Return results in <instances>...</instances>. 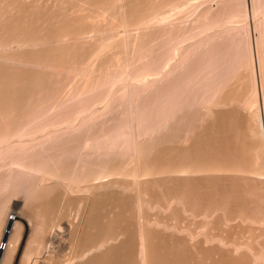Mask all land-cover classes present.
<instances>
[{"label":"rangeland","instance_id":"rangeland-1","mask_svg":"<svg viewBox=\"0 0 264 264\" xmlns=\"http://www.w3.org/2000/svg\"><path fill=\"white\" fill-rule=\"evenodd\" d=\"M2 1V0H0ZM9 1V2H8ZM17 1V2H16ZM19 1V2H18ZM43 1V2H42ZM71 1V2H70ZM81 1V2H80ZM110 1V2H109ZM114 1V0H113ZM112 0H3L0 2V84L2 88L0 90H7L12 91L9 92V96L13 95V91H17L14 93L13 96L8 97V94H5L6 92L8 93L7 90L2 93L0 91V94H3L5 99H3V95H0V99L2 96V100L0 102V115H3L0 117V236L4 233L5 226L7 224L4 223V220L6 219H12V222L17 221V228H21L20 232L17 237H21L18 242L16 243L17 247L13 248L14 250L11 256V259L13 260L11 264H49L48 262L51 260L54 261V259H62L60 261H66V264H77L83 261V257H79L81 254V248L78 250L77 245L73 246V250H69L71 248H68L74 244H71V239L73 241V238L75 235L74 230V223H78L82 221V215L81 211H83V207L86 205L85 202L83 204V196L85 195L82 190L83 188V171L89 169V172L97 175V172L99 171L100 173L105 172V170L109 167V165H113L116 160L119 161V158L122 160V162L126 163L121 164L117 162V164L121 166H125L124 168L132 169V167L137 166L138 168L142 163H145L144 165H148L149 173L152 175L145 176L138 178V172L139 170L143 173L141 168L135 170L137 172V175L134 174V178L136 179L135 181L131 180L133 176H131L129 185L136 182V186L138 188H135V185L131 186L133 189L135 188L136 190L139 189L140 192L142 191L141 189H144V194L143 192L135 191L130 188L128 189L129 192L125 193L124 197H131L135 191V195L133 194L132 196L139 198L134 199V204L136 207V213H129L127 210L124 208L123 211L125 212L123 214V217L120 213L122 208L119 207V209H115V212H118V221L120 220L122 226L124 227V231L126 234L125 240L128 242V245L131 246V244H136V246L132 245L133 252L130 250L129 247L127 246L121 251L125 255L122 254L120 255V258L123 259L122 261H119L121 264H144V261L142 260L143 256L141 255V249H143V246L145 245L144 249L146 246V252L144 253V250H142L143 255L147 256V262L146 264H162L163 262L166 264H200V261L202 260L201 264H264V161L259 162L257 166H262L263 171L257 166H253L249 164V162H252V158H250L251 151L248 149L253 148L252 155H254V150L256 149H261L263 147V152H264V125L261 129H259V123L257 118L259 119H264V108L262 106V98L264 94V0H124L126 2H123V0H115L113 2ZM150 4H149V2ZM175 3H174V2ZM178 1V2H177ZM6 2V3H5ZM23 2V3H22ZM32 2V3H31ZM40 2V3H39ZM123 2V3H122ZM184 2V3H183ZM193 2V3H192ZM196 2V3H195ZM206 2V3H205ZM25 3V4H24ZM31 3V4H30ZM36 3V4H35ZM61 3V4H60ZM90 3V4H88ZM96 3V4H95ZM98 3V4H97ZM109 3V4H108ZM136 3V4H135ZM156 3V4H155ZM166 3V4H165ZM177 3V4H176ZM187 3V5L185 4ZM209 3V4H208ZM255 3V4H254ZM16 4V5H15ZM21 4V6H19ZM42 4V5H41ZM45 4V5H43ZM52 4L51 7H49ZM65 4V5H64ZM77 4V5H76ZM101 4V5H100ZM103 4V5H102ZM130 4V5H129ZM141 4V5H139ZM160 4V5H159ZM176 4V5H175ZM182 4V6H180ZM189 4H192L190 6ZM201 4V5H200ZM25 5V8H24ZM55 5V7H53ZM90 5V6H89ZM127 5V6H126ZM154 5V6H153ZM170 5V6H168ZM173 5V6H172ZM198 5V6H197ZM12 6V7H11ZM38 6V7H37ZM68 6V7H66ZM71 6V7H70ZM108 8H107V7ZM129 6L130 9H129ZM140 6V7H139ZM145 6V7H144ZM158 6V7H157ZM186 6V7H184ZM194 6V7H193ZM77 7V8H76ZM90 7V8H89ZM103 7V8H102ZM111 7V8H110ZM126 7V8H125ZM144 7V8H142ZM176 7V8H175ZM189 7V8H188ZM27 8V9H26ZM30 8V9H29ZM37 10H36V9ZM55 8V9H54ZM58 8V9H57ZM60 8V9H59ZM68 8V9H67ZM72 8V9H71ZM139 8V9H138ZM193 8V9H191ZM13 9V11L11 10ZM16 9H18L16 11ZM54 11H53V10ZM57 9V10H56ZM68 12H67V10ZM90 9V10H89ZM105 9V10H104ZM146 9V10H145ZM152 9V12H151ZM165 9V10H164ZM175 9V10H174ZM179 9V11H178ZM9 10V11H8ZM31 10V11H30ZM36 10V11H35ZM52 12H51V11ZM60 10V11H59ZM78 10V11H77ZM82 10V11H81ZM88 10V11H87ZM102 10V11H101ZM111 10V12H110ZM143 10V11H141ZM148 10V11H147ZM160 10V12H159ZM163 10V11H162ZM199 10V11H198ZM8 13H7V12ZM26 11V12H25ZM39 11V12H38ZM57 11V12H56ZM62 11V12H61ZM72 11V12H71ZM92 14L94 16L91 15ZM104 11V13H103ZM128 11V12H127ZM132 11V12H131ZM146 11V12H145ZM194 11V12H193ZM2 12V13H1ZM6 12V13H5ZM28 12V14H27ZM37 12V14H36ZM43 12V13H42ZM50 12V13H48ZM67 12V13H66ZM78 12V13H77ZM89 14H88V13ZM143 12V13H142ZM168 14H164V13ZM188 12V13H187ZM202 12V13H201ZM16 13V14H15ZM49 16L47 17L46 14ZM52 13V15H51ZM77 13V14H76ZM81 13V14H80ZM110 13V14H109ZM113 13V14H111ZM130 13V14H128ZM139 13V14H138ZM170 13V14H169ZM4 14V15H3ZM15 14V15H14ZM18 14V15H17ZM45 14V15H44ZM61 14V16L59 15ZM65 14V15H64ZM67 14V15H66ZM69 14V15H68ZM71 14H73L71 16ZM79 14V15H78ZM87 15L88 18L85 20L84 15ZM147 16H146V15ZM163 14V15H161ZM179 14V15H178ZM194 14V15H193ZM17 15V16H16ZM22 15L24 16L22 18ZM54 15V16H53ZM75 16H79L81 19L79 20V23L82 24L81 27H76L78 29L75 31V29H71L74 23H76L75 26H80V24L77 25L78 20L74 18ZM100 15V16H99ZM110 15V16H109ZM133 17H131V16ZM156 15V16H154ZM169 17H168V16ZM175 15V16H174ZM196 15V16H195ZM3 16V17H2ZM26 16V17H25ZM39 16V17H38ZM53 16V19H52ZM92 18H95L96 20H92ZM97 16V17H96ZM103 16V17H102ZM122 16V17H121ZM179 16V17H178ZM188 16V17H186ZM192 16V17H191ZM193 16L195 18H193ZM199 16V17H198ZM209 16V17H208ZM14 17V18H13ZM17 17V18H16ZM28 17V18H27ZM44 17L48 18L45 21L42 20ZM51 17V18H50ZM57 17V18H56ZM61 20H60V18ZM69 17V18H68ZM74 19H73V18ZM99 17V18H98ZM101 17V18H100ZM109 17V18H108ZM173 19H172V18ZM34 18V19H33ZM59 20H56L58 19ZM65 18H68L69 20L72 18L74 21L76 20L77 22H69L65 20ZM78 18V17H76ZM105 18V19H104ZM120 18V19H119ZM144 18V19H143ZM150 18V19H149ZM152 18V19H151ZM160 18V19H159ZM165 18V19H164ZM170 18V19H169ZM175 18V19H174ZM180 18V19H179ZM188 18V19H187ZM3 19V20H2ZM9 19V21H8ZM16 21H14V20ZM17 19V20H16ZM30 19V20H29ZM33 19V20H32ZM50 19V20H49ZM64 19V20H62ZM71 19V20H72ZM89 19V20H88ZM108 19V20H107ZM116 19V20H115ZM119 19V20H118ZM142 19V20H141ZM180 21H178V20ZM6 20V21H5ZM20 20V21H19ZM23 20V22H22ZM49 20V21H48ZM70 20V21H71ZM72 20V21H73ZM118 20V21H117ZM125 20V22H124ZM149 20V21H148ZM156 20V21H155ZM164 20V21H163ZM166 20V21H165ZM167 20H170L167 22ZM186 20V21H185ZM2 21V22H1ZM19 21V23L17 22ZM29 21V22H28ZM36 21V22H35ZM40 23H39V22ZM42 21V23H41ZM48 21V22H47ZM65 21V22H64ZM82 21V22H81ZM87 21V22H86ZM97 21V22H96ZM108 21V22H107ZM128 21V22H126ZM131 21V22H130ZM141 21V22H140ZM182 21V22H181ZM26 22V24H25ZM28 22V23H27ZM44 22L46 23L44 25ZM52 22V23H50ZM64 25H62V23ZM90 22V24L88 23ZM107 22V23H106ZM134 22V23H132ZM146 22V23H144ZM194 22V23H193ZM14 23V24H13ZM17 25H16V24ZM31 23V24H30ZM58 23V24H57ZM101 23V24H100ZM148 23V24H147ZM176 23V25H175ZM182 23V24H181ZM5 24V25H4ZM7 24V25H6ZM10 26H9V25ZM29 24V25H28ZM35 24V27H34ZM37 24V25H36ZM40 26H39V25ZM50 24V26H49ZM56 24V25H55ZM67 24V25H66ZM72 24V25H71ZM86 24V25H85ZM94 24V25H93ZM100 24V25H99ZM106 24V25H105ZM116 24V25H115ZM160 24V25H159ZM192 24V25H191ZM13 25V26H11ZM16 25V26H15ZM24 25V26H23ZM91 25V26H90ZM113 25V26H112ZM147 25V26H146ZM170 25V27H169ZM173 25V26H172ZM178 25V26H177ZM3 26V27H2ZM7 26V28H5ZM15 26V27H14ZM23 26V27H22ZM27 26L29 28H27ZM33 26V28L31 27ZM44 26V27H43ZM64 26V27H63ZM84 26V27H83ZM87 26V27H85ZM97 26V27H96ZM142 26V27H141ZM176 26V27H175ZM191 26V27H190ZM40 28V31H36L37 29ZM39 27V28H38ZM48 27V28H47ZM108 27V28H107ZM116 27V28H115ZM121 27V28H120ZM132 27V28H131ZM156 27V28H155ZM169 27V28H168ZM14 28L13 30H11ZM22 28V29H21ZM31 33L30 37L27 34L28 32ZM35 28V31L33 30ZM54 28V29H53ZM69 28V29H68ZM74 28V27H72ZM81 31H79L80 29ZM105 28L107 30H105ZM115 28V29H114ZM131 28V29H129ZM141 28V30L139 29ZM143 28V30H142ZM159 30H155V29ZM167 30H164V29ZM191 28V29H190ZM18 29V30H16ZM61 29V30H60ZM63 29V30H62ZM84 29V30H83ZM86 29V30H85ZM93 31H92V30ZM100 29V30H99ZM112 29V30H111ZM114 29V30H113ZM151 29V30H149ZM184 29V30H183ZM22 30V32H18L22 36L15 38L14 36L17 35V31ZM48 30V31H47ZM56 30V31H55ZM66 30V31H65ZM73 32H70V31ZM109 30V31H108ZM116 30V31H115ZM118 30V31H117ZM146 30V31H145ZM154 30V32H153ZM169 30V31H168ZM189 30V31H186ZM9 31L11 33L10 38L11 41L9 42ZM47 31V32H46ZM69 31V32H68ZM75 31V33H74ZM88 31V32H87ZM99 31V32H98ZM103 31V32H102ZM123 31H126L123 32ZM132 31V32H131ZM137 31V32H136ZM153 32V34L151 33ZM165 33H164V32ZM168 31V32H166ZM178 31V32H177ZM184 31V32H183ZM15 32V34H13ZM35 32V33H34ZM53 32V33H52ZM77 32V33H76ZM107 32V33H106ZM116 32V33H115ZM156 32V33H155ZM158 32V33H157ZM160 32V33H159ZM175 32V33H174ZM4 33V34H3ZM34 33L35 36L32 34ZM37 33V34H36ZM46 34V38L42 34ZM67 33V34H65ZM91 33V34H90ZM100 33V34H99ZM125 33V34H124ZM143 36H142V34ZM144 33H148L144 35ZM185 33V34H184ZM6 34V35H5ZM23 34V35H22ZM26 34V40H24V36ZM48 34H51L52 39ZM74 34V35H73ZM95 34V35H94ZM114 34V35H113ZM117 34V35H116ZM127 34V35H126ZM132 34V35H131ZM138 34V35H137ZM158 34V35H157ZM169 34V35H168ZM189 34V35H188ZM39 38V41L35 38L37 36ZM83 35V36H82ZM99 35V36H98ZM142 37H141V36ZM8 36V37H7ZM43 36L40 40V37ZM48 36V39H47ZM70 36V38H69ZM101 36H104L101 37ZM121 36V37H120ZM128 36V37H127ZM134 36V37H133ZM156 36V37H155ZM169 36V37H168ZM177 36V37H176ZM5 37V38H4ZM34 37V39H32ZM58 37V38H57ZM90 37V39H89ZM99 37V39H98ZM130 37V38H129ZM133 37V38H132ZM136 37V38H135ZM166 37V38H165ZM168 37V38H167ZM179 37V38H178ZM182 37V38H181ZM31 38V40L29 39ZM60 38V39H59ZM66 38V39H65ZM72 38V39H71ZM96 38V39H95ZM132 38V39H131ZM145 38L146 40H144ZM3 39V40H2ZM8 39V41H7ZM17 39V41H16ZM47 39V40H46ZM79 39V40H78ZM115 39V40H114ZM126 39V40H125ZM140 39V40H138ZM172 39V40H171ZM179 39V40H178ZM15 40V41H14ZM24 40V41H23ZM28 40V41H27ZM51 40V41H50ZM98 40V41H97ZM101 40V41H100ZM123 40V41H121ZM132 40V41H131ZM144 40V43L142 42ZM149 40V41H148ZM178 40V41H176ZM3 41V42H1ZM6 41V42H4ZM19 41V42H18ZM21 41V42H20ZM23 41V42H22ZM79 41V42H78ZM121 44H120V42ZM167 41V42H166ZM169 41V42H168ZM176 41V42H175ZM50 42V43H48ZM78 42V43H77ZM85 42V43H84ZM89 42V43H88ZM97 42V43H96ZM104 42V43H103ZM129 42V43H128ZM132 42V43H131ZM8 43L10 44L8 46ZM16 43V44H15ZM23 43V45H22ZM38 43V44H37ZM61 43V44H60ZM73 43V44H72ZM87 43V44H86ZM92 43H94L92 45ZM100 43V44H99ZM112 43V44H111ZM120 45H117V44ZM137 45L139 46H136ZM149 45H148V44ZM176 43V44H175ZM27 44V45H25ZM52 44V45H51ZM64 44V45H63ZM82 44V45H81ZM107 44V45H106ZM146 44V45H145ZM151 44V45H150ZM178 44V45H177ZM183 46H182V45ZM6 45V46H5ZM34 45V46H33ZM40 45V46H39ZM43 45V46H42ZM57 45V46H56ZM67 45V46H66ZM77 45V46H76ZM100 45V48H99ZM112 45V46H111ZM131 45V46H130ZM174 45H177L175 48ZM45 46V47H44ZM60 46V48H59ZM94 46V47H93ZM96 46V47H95ZM115 48L113 49V47ZM120 48H119V47ZM122 46V47H121ZM143 48H142V47ZM148 46V47H147ZM151 46V47H150ZM171 46V47H170ZM186 46V47H185ZM5 47V48H4ZM15 47V48H14ZM43 47V48H42ZM47 47V48H46ZM74 47V48H73ZM79 47V48H77ZM90 47V48H89ZM131 47V49H130ZM138 47V48H136ZM141 47V48H140ZM150 47V48H149ZM2 48V49H1ZM12 48V49H11ZM33 48V49H31ZM89 48V49H88ZM102 48V49H101ZM104 48V49H103ZM118 48V49H117ZM123 49L122 52H119ZM146 48V50H145ZM185 48V49H182ZM5 49V50H4ZM17 49V51H16ZM49 49V50H47ZM61 49V50H60ZM93 49H95L93 51ZM133 49V50H132ZM144 49V50H143ZM176 49V50H175ZM182 49V51H181ZM10 50V51H9ZM15 50V51H13ZM69 50V52H68ZM71 50V51H70ZM89 50L90 53H87ZM114 50V51H112ZM128 50V51H127ZM8 51V52H7ZM16 52L17 54L12 52ZM28 51V52H27ZM46 51V52H44ZM62 51V52H61ZM80 51V52H79ZM99 51V52H98ZM120 53H118V52ZM131 53H130V52ZM137 52V56L134 53ZM184 51V53H183ZM19 52V53H18ZM26 58H25V54ZM44 52V53H43ZM48 52V53H47ZM56 52V53H55ZM67 52V53H66ZM72 52V53H71ZM77 52V53H76ZM97 52V53H96ZM108 54H107V53ZM114 52V53H113ZM129 52V53H127ZM140 52V54H139ZM169 52V53H168ZM28 53V54H27ZM51 53V54H50ZM61 53V55H60ZM71 53V54H70ZM76 53V54H75ZM86 53V54H84ZM102 53V54H101ZM110 53V54H109ZM122 53V54H121ZM125 55H124V54ZM8 56H7V55ZM18 54H21L20 56L23 58L18 59L20 56ZM24 54V55H23ZM37 54V55H36ZM56 54V55H55ZM66 54V55H65ZM92 54V55H90ZM95 54V55H94ZM105 54V55H104ZM139 54V55H138ZM182 54V58H181ZM185 54V55H184ZM188 54V56H187ZM53 55V56H52ZM58 55V56H57ZM85 55V56H84ZM111 55V56H110ZM123 57H122V56ZM132 55V56H130ZM143 55V56H142ZM5 56V57H4ZM12 56L11 58H8ZM17 57L15 59V57ZM46 56V57H45ZM96 56V57H95ZM101 56V57H99ZM104 56V57H103ZM106 56V57H105ZM130 56V57H129ZM14 57V58H13ZM60 57V58H59ZM74 57V58H73ZM84 57V58H83ZM94 57V58H93ZM110 57V58H108ZM120 57V59H119ZM125 57V58H124ZM128 57V59L126 58ZM133 57V58H132ZM180 57V59H179ZM8 58V60H7ZM88 58V59H86ZM90 58V59H89ZM92 58V59H91ZM117 58V59H116ZM132 58V59H131ZM2 59V60H1ZM5 59V60H4ZM22 59V60H21ZM61 59V60H60ZM64 59V60H63ZM68 59V60H67ZM86 59V60H85ZM94 59V60H93ZM102 59V61H101ZM104 59V60H103ZM122 59V61H121ZM125 59V60H124ZM136 59V61H135ZM138 59V60H137ZM21 60V61H20ZM25 60V63H24ZM56 60V61H54ZM81 60V61H80ZM82 60H84L82 62ZM113 60V61H112ZM130 60V62H128ZM134 60V61H133ZM16 61V62H15ZM51 61V62H50ZM53 61V62H52ZM118 61V62H117ZM133 61V62H131ZM183 61V62H182ZM33 62V63H32ZM54 62H57L56 64H52ZM59 62V63H58ZM61 62V64H60ZM68 62V64H67ZM80 64H79V63ZM86 62V64H85ZM94 62V63H92ZM98 62V63H97ZM105 62V63H103ZM110 62V63H109ZM120 62V64H119ZM180 62V63H177ZM22 63V64H21ZM38 63V64H36ZM50 63V64H49ZM82 63H84L82 65ZM109 63V64H108ZM114 63V64H113ZM130 63V65H129ZM4 64V65H3ZM8 64V65H7ZM14 64V65H13ZM20 64V65H19ZM29 64V65H28ZM43 64V65H42ZM49 64V65H48ZM59 64V65H58ZM74 64L79 67L76 70V66L74 67ZM105 64L104 66H102ZM108 64V65H107ZM111 64V65H110ZM12 65V67H11ZM46 65V66H45ZM51 65V67H50ZM53 65V66H52ZM56 65V66H54ZM74 68L71 67V66ZM81 65V66H79ZM101 67H100V66ZM117 65H119L117 67ZM16 66V69L14 68ZM30 68H28V67ZM33 66V67H32ZM37 66V67H36ZM66 66V68H65ZM71 69H69L68 67ZM116 66V67H115ZM125 66V67H124ZM12 69H11V68ZM19 67V68H17ZM23 67V68H22ZM47 67V68H45ZM99 67V68H95ZM193 67V68H192ZM8 68V69H7ZM22 68V71L19 69ZM24 68L26 70H24ZM35 73H34V69ZM54 68V69H52ZM102 68V69H100ZM108 73L105 74V69ZM111 68V69H110ZM116 68V70H114ZM4 69V70H3ZM7 69V70H6ZM15 69V70H14ZM50 72H48V70ZM84 69V70H83ZM28 70V71H27ZM30 70V71H29ZM42 72H39V71ZM82 70V71H81ZM99 70V71H97ZM111 70V71H109ZM177 70V71H175ZM186 70V71H185ZM191 70V71H190ZM197 70V73H196ZM204 70V71H203ZM6 71V72H5ZM10 71V72H9ZM20 71V72H19ZM73 71V72H72ZM78 71V72H77ZM103 71V74H101ZM173 71V72H172ZM183 71V72H182ZM185 71V72H184ZM201 71V74L199 73ZM210 71V72H209ZM238 71V72H237ZM244 71V74H243ZM247 71V72H246ZM17 72V73H16ZM29 72V73H28ZM68 72V73H67ZM95 72V73H94ZM166 72V73H165ZM182 72V75H181ZM209 72V73H208ZM212 72V73H211ZM231 72V73H230ZM234 72V73H233ZM249 72V73H248ZM21 74L20 76L18 74ZM25 73V74H24ZM46 73V74H45ZM72 73V74H71ZM79 73V74H78ZM82 73V74H80ZM86 75H85V74ZM184 73V76H183ZM204 73V74H203ZM220 75H219V74ZM225 73V74H224ZM242 73V74H241ZM5 74V75H4ZM35 74V75H34ZM40 74V75H38ZM60 74V75H59ZM93 74V75H92ZM96 74V78L95 77ZM179 74V75H178ZM187 74V76H186ZM200 74V75H199ZM237 74V75H236ZM248 74V75H247ZM16 75V76H15ZM28 75V77H27ZM45 75V76H43ZM49 78H48V76ZM75 75V76H74ZM83 75V78L82 76ZM171 75V76H170ZM175 75V76H174ZM181 75V76H180ZM190 75V76H189ZM204 75V76H203ZM211 75V76H210ZM225 79H224V77ZM228 75V76H227ZM232 75V76H231ZM240 75V76H239ZM4 78H3V77ZM34 76V77H33ZM47 76V77H46ZM60 76V77H59ZM93 76V77H92ZM177 76V77H176ZM180 76V77H179ZM203 76V77H202ZM230 76V77H229ZM234 76V77H233ZM236 76V77H235ZM243 76V77H242ZM15 77V81L14 78ZM31 77V78H30ZM54 77V79H53ZM172 77V78H171ZM179 77V79H178ZM186 77V78H184ZM188 77V78H187ZM190 77V79H189ZM208 77V78H207ZM215 77V78H214ZM229 77V78H228ZM250 77V78H249ZM13 78V79H12ZM24 78V79H22ZM47 78V79H44ZM52 78V79H51ZM56 78V79H55ZM61 78V79H60ZM94 78V79H93ZM172 80H171V79ZM177 78V79H175ZM197 78V80H196ZM223 80H221V79ZM230 80L228 81L227 80ZM241 78V80H240ZM22 81V83L19 81ZM49 79V80H48ZM51 79V80H50ZM182 79V80H181ZM186 79V80H184ZM208 79V80H207ZM234 79V81H232ZM236 79V80H235ZM6 80V81H5ZM8 80V82H7ZM40 80V81H39ZM47 80V81H46ZM59 80H61L59 82ZM164 80V81H163ZM170 80V82H169ZM174 80V81H173ZM181 80V81H180ZM190 80V81H188ZM205 80V81H203ZM216 80V81H215ZM239 80V81H238ZM249 80V81H248ZM5 81V82H4ZM13 81V82H12ZM56 82L55 84L51 82ZM58 81V82H57ZM68 81V83H67ZM71 81V82H70ZM75 81V82H74ZM77 81V82H76ZM83 81V82H82ZM167 81V82H166ZM178 83H177V82ZM187 81V83L185 82ZM215 81V82H214ZM225 81V83H224ZM27 82V83H26ZM63 82L64 85L61 84ZM74 82V83H73ZM166 82V83H165ZM173 82V83H172ZM182 82V83H181ZM196 82V83H195ZM232 82V83H231ZM239 82L241 83L239 85ZM12 83V85H11ZM24 83V84H23ZM61 84V85H58ZM67 83V85H66ZM70 83V84H69ZM76 83V84H75ZM83 83V84H82ZM175 83H177V86ZM181 83V84H180ZM185 83V84H184ZM195 83V84H194ZM219 83V84H218ZM251 83V84H250ZM5 84V85H4ZM16 84V85H15ZM55 86H54V85ZM72 84V85H71ZM171 84L169 88H167ZM179 84V85H178ZM190 84V85H189ZM210 84V85H209ZM214 84V86H212ZM232 84V85H231ZM18 85V86H17ZM28 85V86H27ZM53 85V86H52ZM74 85V86H73ZM162 85V86H161ZM182 85V86H181ZM185 85V87H184ZM188 85V86H187ZM195 85V86H193ZM226 85V86H225ZM242 85L241 91L239 90V86ZM11 88H10V87ZM52 86V87H50ZM58 86V87H56ZM61 86V87H60ZM71 86V87H70ZM165 86V87H164ZM167 86V87H166ZM174 86V87H173ZM179 86V87H178ZM181 86V87H180ZM190 86V87H189ZM202 86V90H201ZM208 86V87H207ZM228 86V87H227ZM249 86V87H247ZM15 89H14V88ZM18 87V88H16ZM26 87V88H25ZM34 87V89H33ZM37 87V88H36ZM50 87V88H49ZM56 87V88H54ZM66 87L64 90L63 88ZM160 87H163L161 89ZM172 87L174 88L172 91ZM178 88V90L176 89ZM188 87V88H187ZM192 87L194 89H192ZM205 87V88H204ZM212 87V88H211ZM222 87V88H221ZM227 87V91L225 92V89ZM236 87V88H234ZM244 87V88H243ZM58 88V90H57ZM181 88V89H180ZM191 88V89H190ZM224 88V89H223ZM230 88V89H229ZM238 88V89H237ZM11 89V90H10ZM13 89V90H12ZM17 89V90H16ZM28 89V90H27ZM32 89V90H31ZM50 89V90H49ZM155 89V90H154ZM159 89V90H158ZM167 89V90H166ZM170 89V90H169ZM187 89V90H186ZM204 89V90H203ZM218 89V90H217ZM235 89L234 91H232ZM20 90V91H19ZM26 90V91H25ZM34 90V91H33ZM55 90L56 92L53 93ZM154 90V91H153ZM162 90V91H161ZM177 90V91H175ZM181 90V91H180ZM185 90V91H184ZM190 90V91H188ZM202 92H201V91ZM224 90V92H223ZM238 90V92H237ZM50 91V92H49ZM60 92L59 94H56L57 92ZM135 91V92H134ZM137 91V92H136ZM139 91V93H138ZM156 91V92H155ZM195 91V92H194ZM197 91V92H196ZM200 91V92H199ZM27 92V93H25ZM62 92V93H61ZM151 92V93H150ZM158 92V93H157ZM160 92V93H159ZM166 92L168 94H166ZM175 92V94L171 93ZM186 92V93H185ZM193 92V93H192ZM213 92V93H212ZM234 92V93H231ZM245 92V93H244ZM263 92V93H262ZM11 93V94H10ZM24 93V94H23ZM49 93V94H48ZM65 93V94H64ZM114 95H113V94ZM117 96L116 97V94ZM160 96L158 98V96ZM171 93V94H170ZM178 93V94H177ZM180 93V94H179ZM205 93V94H204ZM210 93L209 95H206ZM229 95H228V94ZM237 93V96L235 97V94ZM16 94V96H15ZM19 94V96L17 95ZM21 94V95H20ZM28 94V95H27ZM152 94V96H151ZM157 96H155V95ZM166 94V95H162ZM194 94V95H193ZM202 94V95H201ZM223 94V95H222ZM242 94V95H241ZM40 95V96H39ZM55 97H54V96ZM112 95V97H111ZM170 97L168 98L167 97ZM170 95V96H169ZM190 95V96H189ZM193 95V96H192ZM200 97H197V96ZM218 95V96H217ZM234 97H231V96ZM18 96V98H17ZM21 96V97H20ZM23 96V97H22ZM125 96V97H124ZM151 96V97H150ZM165 96V98H163ZM177 96H180L177 98ZM194 97L193 98H191ZM206 96V97H205ZM214 96V97H213ZM230 96V97H229ZM12 97H15L12 99ZM28 97V98H27ZM144 97H147L144 99ZM156 97V99H155ZM175 97V99L172 101L170 100L171 98ZM229 97V99H228ZM240 97V98H239ZM9 98V101H8ZM17 98V99H16ZM21 98V99H19ZM25 98L29 99L28 102L25 100ZM34 98V99H33ZM36 98V99H35ZM162 98V101H161ZM181 98V99H180ZM184 98V99H183ZM188 100H187V99ZM197 98H201L200 101H198ZM211 98V99H210ZM219 98V101H217ZM221 98V99H220ZM233 98V99H232ZM24 99V100H22ZM41 99V100H40ZM112 99V100H111ZM151 99V101L149 100ZM167 99V100H165ZM195 101H193V100ZM197 99V101H196ZM205 99V100H204ZM209 99V100H208ZM4 100V101H3ZM5 100L6 103H5ZM108 100V101H107ZM115 100V101H114ZM123 103H122V101ZM140 100V101H138ZM145 100V101H144ZM165 100V102H164ZM169 100V101H168ZM177 100V101H176ZM216 100V101H213ZM242 100V101H241ZM13 101V102H12ZM39 101V102H38ZM117 101V103H116ZM155 104L154 102H157ZM163 103H161V102ZM171 101V102H170ZM191 103H190V102ZM207 101H209L207 103ZM210 101H213V105ZM232 101V102H231ZM237 101V103H236ZM4 102V103H3ZM33 102V103H32ZM119 102V103H118ZM121 102V103H120ZM127 102V104H126ZM150 102V104H148ZM153 102L154 104H151ZM169 102L171 104H169ZM176 103V106L173 104ZM188 102V103H187ZM197 102V104L195 103ZM19 103V104H18ZM37 103V104H36ZM125 103V104H124ZM165 103V104H164ZM185 103V104H184ZM190 103V104H189ZM232 103V104H231ZM33 104V105H32ZM39 107V105H41ZM106 104V105H105ZM118 104H120L118 106ZM121 104L122 107H121ZM145 104V105H144ZM162 104V105H160ZM189 104V105H188ZM204 104V105H203ZM206 104V105H205ZM221 104V105H220ZM19 105V106H18ZM32 107H30V106ZM50 105V106H49ZM116 105V106H115ZM160 105L161 109H163L164 112H158L162 111L159 107L156 106ZM171 106L172 108H167ZM174 105V106H173ZM181 105H184L181 107ZM188 105V106H187ZM196 105V106H195ZM22 106V107H20ZM34 106V107H33ZM49 106V107H48ZM114 106V107H112ZM148 106V107H147ZM153 109H152V107ZM155 106V107H154ZM199 106V107H198ZM258 106V107H256ZM163 107V108H162ZM165 107V108H164ZM176 107V108H175ZM181 107V108H180ZM203 107V108H202ZM256 107V108H255ZM33 110H32V109ZM35 108V109H34ZM104 108V109H103ZM113 108V109H112ZM125 108V109H124ZM156 110H155V109ZM186 108V109H185ZM199 108V109H197ZM226 110H225V109ZM229 108V109H228ZM232 108V109H231ZM26 109V110H25ZM29 109V110H28ZM43 112H41L40 111ZM114 109H117L114 110ZM121 109V111H120ZM153 112H152V110ZM166 111H165V110ZM174 109V110H171ZM201 109V110H200ZM221 109V110H220ZM241 109V110H240ZM3 110V111H2ZM16 110V111H15ZM24 110V112H23ZM102 112H101V111ZM107 110V111H106ZM114 110V111H113ZM119 110V111H118ZM126 110V111H125ZM136 110V112H135ZM140 110V112H139ZM151 110V111H150ZM169 110V111H168ZM171 110V112H170ZM203 110V111H202ZM228 110V111H227ZM8 111V112H7ZM39 111V112H38ZM100 111V112H98ZM113 111V112H112ZM148 113H146V112ZM150 111V112H149ZM196 111V112H195ZM199 111V112H198ZM201 111V112H200ZM208 111V112H207ZM218 111V112H217ZM237 111V112H236ZM242 111V112H241ZM254 111V112H253ZM259 111V112H258ZM21 112V113H20ZM104 112V113H103ZM112 114H110V113ZM134 112V113H133ZM152 112V113H151ZM174 112V113H173ZM204 112H206L204 114ZM227 112V113H226ZM244 112V113H243ZM250 112V113H249ZM253 112V113H252ZM260 114H258V113ZM5 113V117L4 114ZM49 113V115H47ZM115 113V114H114ZM122 113V114H121ZM124 113V115H123ZM138 114L136 116V114ZM158 116L159 118L156 117L154 118L153 116ZM158 113V114H157ZM171 113V115L169 114ZM185 113V114H184ZM200 113V115H199ZM201 113H203L201 116ZM221 113V114H219ZM222 113H224L222 115ZM227 116H225L226 114ZM235 113V115H234ZM257 113V114H256ZM15 114L14 116H11ZM17 114H19L17 116ZM21 114V115H20ZM22 114H24L22 116ZM61 114V115H60ZM71 114V115H70ZM91 116H90V115ZM118 114V116L116 115ZM122 116H120V115ZM125 114L127 115L125 118ZM147 116H146V115ZM153 118H152V116ZM165 116H164V115ZM169 114V117H168ZM196 114L197 117L194 115ZM249 114V115H248ZM252 114V115H251ZM39 115V116H38ZM53 115V116H52ZM60 115V116H59ZM64 115V116H62ZM102 117H101V116ZM116 116V121H115V116ZM142 115V116H141ZM162 115V117H161ZM199 115V116H198ZM212 115V116H211ZM219 115V116H218ZM248 115V116H247ZM30 116V117H29ZM50 116V117H49ZM59 116V117H58ZM73 116V117H71ZM84 116V117H83ZM95 116V119H94ZM99 116V118L97 117ZM107 116V117H106ZM114 116V117H113ZM125 120H121L123 119ZM149 116V118H148ZM173 116V117H172ZM192 116H195L192 118ZM208 116V117H207ZM232 116V118L230 117ZM239 116V117H238ZM247 116V118H246ZM257 116V117H256ZM262 116V117H261ZM11 117V118H10ZM23 117V118H22ZM63 117V118H62ZM106 117V118H105ZM112 117V119H111ZM166 117V118H165ZM172 117V118H171ZM191 117V120H190ZM201 117V119H200ZM227 117V118H226ZM237 117V118H236ZM256 119V120H254ZM261 117V118H260ZM39 118V119H38ZM90 118V119H88ZM98 118V119H97ZM101 118V119H100ZM144 118V120H143ZM152 118L151 122L149 120ZM162 118V119H161ZM165 118L166 120H163ZM168 118V119H167ZM170 118V119H169ZM205 118V119H204ZM219 121H218V119ZM249 118V119H248ZM17 119V120H15ZM36 121H35V120ZM42 119V120H41ZM56 119V120H54ZM59 119V121H58ZM64 119V120H61ZM67 119V120H66ZM92 119V120H91ZM94 119V120H93ZM107 119V120H106ZM119 119V120H118ZM142 119V120H140ZM209 119V120H208ZM212 119V120H211ZM215 119V120H214ZM217 119V120H216ZM230 119V120H229ZM252 119V120H251ZM19 120V121H18ZM31 122H30V121ZM51 122H50V121ZM54 120V123H53ZM82 120V121H81ZM99 120V121H98ZM104 120V121H102ZM118 120V121H117ZM130 120V121H129ZM147 122H146V121ZM156 120L157 122H155ZM160 120V124H159ZM168 120V121H167ZM202 120V121H201ZM225 120V121H224ZM17 121V122H15ZM38 121V122H37ZM43 121V122H42ZM98 121V122H97ZM110 121V122H109ZM114 121V122H112ZM122 123L124 124H121ZM139 121V122H138ZM145 121V122H144ZM211 121V122H210ZM219 129L213 131L216 126ZM224 121V123H223ZM248 121V123H247ZM6 122V123H5ZM12 122V123H10ZM15 122V123H14ZM35 122V123H34ZM82 122V123H81ZM94 122V123H93ZM101 122V123H100ZM108 123L109 124H104L103 123ZM112 122V123H111ZM129 122V123H128ZM156 125H154L155 123ZM164 122V123H163ZM194 122V123H193ZM196 122V124H195ZM218 122V123H217ZM231 122V123H230ZM244 122V124H242ZM5 123V124H4ZM64 123V124H63ZM70 123V124H69ZM85 123V124H84ZM118 123V125L116 124ZM120 123V124H119ZM142 123V124H141ZM147 125H145V124ZM172 123V125H171ZM190 123V124H188ZM212 123V125H211ZM220 123V124H219ZM251 123V124H250ZM254 123V125H253ZM257 123V124H255ZM31 124V125H30ZM33 124V125H32ZM50 124V125H49ZM54 124V125H53ZM96 124V125H95ZM101 124V125H100ZM115 124V125H113ZM131 124V125H130ZM153 124V125H152ZM158 124L160 126H158ZM204 124V125H203ZM226 124V125H225ZM236 124V125H235ZM243 126H242V125ZM250 124V126H249ZM7 125V127H6ZM28 125V126H27ZM38 125V126H37ZM95 125V127L93 126ZM99 125L98 128H96ZM106 125V126H105ZM110 125V126H109ZM113 125V126H112ZM128 125H130L128 127ZM142 125V126H141ZM149 125L152 129H149ZM199 125V126H198ZM203 127H201V126ZM219 125L221 127H219ZM247 125V126H246ZM31 126V127H30ZM33 126V128H32ZM35 126V127H34ZM101 126L106 127L105 129L101 128ZM112 126V129H111ZM119 126V127H117ZM122 126V127H121ZM127 126V127H126ZM140 128H139V127ZM147 127L143 128V127ZM194 128H193V127ZM224 126V127H223ZM229 126V127H228ZM238 126L240 128H238ZM258 126V127H257ZM11 127V128H10ZM16 129H15V128ZM24 127V129L22 128ZM37 127V129H36ZM126 129H125V128ZM158 127V128H157ZM200 127V128H199ZM207 127V129H206ZM213 129H212V128ZM228 127V130L226 129ZM247 127V128H246ZM40 128V129H39ZM48 128V129H47ZM56 128V129H55ZM73 128V129H72ZM85 128V129H84ZM92 128V129H91ZM94 128V129H93ZM110 128V129H109ZM123 128V131H122ZM128 128V129H127ZM188 128V129H187ZM191 128V129H190ZM205 128V129H204ZM237 128V129H235ZM59 129V130H58ZM71 129V130H70ZM80 129V130H79ZM84 129V130H83ZM99 129V130H96ZM102 129V130H101ZM108 129V130H107ZM116 129V130H115ZM133 129V130H132ZM146 129V130H145ZM183 129V130H182ZM201 129V131H200ZM203 129V130H202ZM11 130V131H10ZM30 130V131H29ZM32 130V132H31ZM40 130V131H39ZM45 130V131H44ZM69 132H68V131ZM76 130V133H75ZM89 130V131H88ZM91 130V131H90ZM111 133H110V131ZM121 130V131H120ZM141 130V131H140ZM144 133H143V131ZM169 130V132H168ZM212 130V131H210ZM225 130L229 133V136L227 135L228 133L225 132ZM231 130V131H230ZM234 130V131H233ZM9 131V132H8ZM15 131V132H14ZM28 131V133H26ZM73 131V132H72ZM82 131V132H81ZM100 131H102L100 133ZM107 131V132H105ZM118 131V132H117ZM141 132V134L139 132ZM146 131V132H145ZM151 131V133L149 132ZM158 131V132H157ZM195 131V133H194ZM230 131V132H229ZM247 131V132H246ZM251 131V133H250ZM38 132V133H37ZM50 132V133H49ZM87 132V133H85ZM109 132V133H108ZM115 132V133H114ZM125 132L127 135L128 139L127 140L125 134H120V133ZM165 132V133H163ZM186 132V133H185ZM212 134H209L211 133ZM215 132H218L215 133ZM7 133V134H6ZM35 133V134H34ZM81 133V134H80ZM89 133V134H88ZM97 133V134H96ZM105 135H104V134ZM114 133V134H113ZM201 135H200V134ZM215 133V134H214ZM220 133V134H219ZM231 133V134H230ZM233 133V134H232ZM245 135L248 136H244ZM19 134V135H18ZM21 134V135H20ZM23 134V135H22ZM32 134V135H31ZM112 134V135H111ZM118 134V135H117ZM135 134V135H134ZM139 136H138V135ZM144 134V135H142ZM171 134V135H170ZM184 134V135H183ZM188 134V135H186ZM199 134V135H198ZM223 134V135H221ZM249 134L251 138V141H254L255 144H253L249 138ZM28 135V136H27ZM34 135V136H33ZM73 135V136H72ZM121 135V136H120ZM124 135V136H123ZM180 135V136H179ZM191 135V138H189ZM196 135V136H195ZM214 135V139L213 136ZM222 137H221V136ZM231 135V136H230ZM243 135V136H241ZM6 136V138H5ZM18 136V137H17ZM33 136V137H32ZM71 138L73 139H70ZM80 136V137H79ZM104 136V137H103ZM119 136V137H118ZM195 136V137H194ZM220 136V137H219ZM227 138H226V137ZM236 138H234V137ZM242 140H241V138ZM253 136V137H252ZM259 136V137H258ZM3 137V138H2ZM14 137V138H13ZM29 137V138H28ZM31 137V138H30ZM40 137V138H39ZM50 137V138H49ZM101 137V138H100ZM106 137V138H105ZM113 137V139H111ZM116 137V138H115ZM144 137V138H143ZM161 137V138H160ZM225 139H224V138ZM245 137V138H244ZM12 138V140H11ZM21 138V139H20ZM33 138V139H32ZM68 138V139H67ZM75 138V139H74ZM82 138V139H81ZM110 138V140H109ZM118 138H122L118 140ZM123 138L126 139V141H123ZM132 138V139H131ZM137 138V140H136ZM185 138H187L185 140ZM199 138V139H198ZM206 140H205V139ZM223 138V141L221 139ZM236 143H234V141ZM246 138H249V140H246ZM5 139V140H4ZM20 139V140H19ZM85 139V140H84ZM103 139V140H102ZM143 139V140H142ZM145 139V140H144ZM153 139V142L151 141ZM156 139V140H155ZM162 139V140H161ZM189 139V140H188ZM199 141H196V140ZM201 139V140H200ZM207 139L210 142H207ZM219 139V140H216ZM237 139V140H236ZM239 139L241 141H239ZM244 139L246 140L244 143ZM28 140V141H27ZM72 140V141H71ZM80 140V143H79ZM84 140V141H81ZM106 140V141H105ZM116 140V141H115ZM132 140V141H131ZM158 140V141H157ZM171 140V141H170ZM196 143H194L193 142ZM224 140H229V141H224ZM16 141V142H15ZM67 141V142H66ZM89 141V142H88ZM103 141V142H100ZM109 141V142H108ZM115 141V142H114ZM122 141V142H120ZM134 141V142H133ZM156 141V142H154ZM165 141V142H164ZM181 141V143H180ZM262 141V142H261ZM3 142V143H2ZM15 142V143H14ZM44 144H43V143ZM71 142V143H70ZM84 142V143H83ZM103 144H99V143ZM113 142V143H112ZM119 145H118V143ZM126 142V144H125ZM130 142V143H128ZM145 142V143H144ZM169 142V144H168ZM175 142V143H174ZM213 142V143H212ZM227 142H230L229 145ZM240 142V143H239ZM257 142V144H256ZM259 142L262 145H259ZM2 143V144H1ZM9 143V144H8ZM30 143V144H29ZM55 143V144H54ZM98 143V146H96ZM111 143V144H109ZM134 144V145H131ZM140 143V144H139ZM143 143V144H141ZM147 149V145H149ZM155 143V144H154ZM160 143V144H159ZM162 143V144H161ZM219 143V144H218ZM227 143V144H225ZM233 143V144H231ZM4 144V145H3ZM27 144V145H26ZM39 144V145H38ZM105 144V145H104ZM107 144V145H106ZM117 144V146H116ZM123 144V146H122ZM145 144V145H144ZM167 144V145H165ZM173 144V145H172ZM181 144V145H180ZM203 146H202V145ZM214 144V145H213ZM216 144V145H215ZM221 144V145H220ZM243 144V145H242ZM26 145V146H25ZM34 145V146H33ZM81 145V146H80ZM88 145V146H87ZM127 145V146H126ZM130 145V148H129ZM136 145V146H135ZM162 145V146H160ZM223 147H220L222 146ZM226 145V147H224ZM232 145V146H231ZM240 145V146H239ZM246 145H249L248 147ZM254 145V146H253ZM101 146V147H100ZM114 148L112 151L111 149ZM132 146V147H131ZM154 146V147H153ZM159 146V147H157ZM189 146V147H188ZM213 146V147H212ZM244 148H243V147ZM25 147V148H24ZM47 147V148H46ZM78 147V148H77ZM100 147V148H99ZM125 147V148H124ZM141 147V148H140ZM166 147V148H165ZM171 149V150H167ZM171 147V148H170ZM180 147V148H179ZM216 147V148H215ZM234 147V148H233ZM255 147V148H254ZM6 148V151L5 149ZM9 148V149H8ZM76 148V149H75ZM99 148L98 150H96ZM102 148V150H101ZM106 148L108 149L107 152ZM110 148V149H109ZM158 150H156V149ZM174 148H178L177 151L179 152L180 155L184 151V157L180 159L186 160L182 161L183 163L186 162H191L190 160H193V158L197 160L198 162V167L199 168H205V169H199V174L197 173L194 174H180L176 172V169L178 168V163L177 161L172 162L171 160H175L179 158L177 155V151H174ZM194 148V149H193ZM196 148V149H195ZM199 148V149H198ZM202 148V149H201ZM228 148V149H227ZM237 150H236V149ZM241 148V149H240ZM3 149V150H2ZM45 149V151H44ZM65 149V150H64ZM105 149V150H104ZM121 149V150H120ZM135 149V150H134ZM221 150L218 151L217 150ZM227 149V153L226 150ZM232 149V150H230ZM248 149V153L245 151ZM256 149V150H257ZM41 150V151H40ZM43 150V151H42ZM85 150V152H83ZM123 150V151H122ZM126 150V151H125ZM129 150V151H128ZM132 150V153L130 152ZM154 150H156L154 152ZM166 151L164 153L163 151ZM175 158H174V153ZM199 150V151H198ZM201 150V151H200ZM216 150V151H215ZM243 152H242V151ZM255 150V151H256ZM2 151V152H1ZM37 151V152H36ZM98 151V152H97ZM102 151V152H101ZM109 151V152H108ZM136 151V152H135ZM236 153H234V152ZM247 155L245 154V152ZM15 152V155H14ZM41 152V153H40ZM45 154H44V153ZM48 152V153H47ZM55 152V153H54ZM68 152V153H67ZM120 152V153H119ZM122 152V153H121ZM173 154H172V153ZM196 152V153H195ZM204 152V153H203ZM211 152V153H209ZM227 154L225 158V154ZM239 152V153H238ZM259 152V150H258ZM263 152L261 155L262 159L264 160V154L262 156ZM13 153V154H12ZM33 153V154H32ZM47 153V154H46ZM51 153V154H50ZM89 153V154H88ZM92 153V154H91ZM98 153V154H97ZM103 153V154H102ZM112 153V154H111ZM135 153V154H134ZM142 153V154H141ZM152 155H151V154ZM157 153V154H156ZM163 153V155H161ZM170 153V154H168ZM188 153V154H187ZM214 153H218L221 156L218 157V155L214 156ZM238 153V155H237ZM241 153V154H240ZM243 153V154H242ZM6 154V155H5ZM35 154V155H34ZM44 156H41V155ZM148 157L153 158L149 159ZM166 154V156H164ZM168 154V157H167ZM214 154V155H213ZM231 154V155H230ZM233 154V156H232ZM248 154H250L248 156ZM5 155V156H4ZM8 155V156H7ZM26 155V156H25ZM29 155V157H28ZM91 155V156H90ZM93 155V156H92ZM127 155V156H126ZM143 155V157H142ZM150 155V156H149ZM173 158H172V156ZM196 155V156H194ZM243 155V157H242ZM13 156V157H12ZM56 156V157H55ZM90 156V157H89ZM125 156V157H124ZM129 156V157H128ZM140 156V157H139ZM161 156V157H160ZM171 156V160H170ZM213 156V158H212ZM236 156V157H235ZM241 156V157H240ZM246 156V157H244ZM249 158H248V157ZM4 157V158H3ZM6 157V158H5ZM8 157H11L13 159H9ZM31 157V158H30ZM38 157V158H37ZM42 157V158H41ZM94 157V159H93ZM106 157V158H105ZM127 157V158H126ZM135 157V159H134ZM146 157V158H145ZM165 159H163V158ZM215 157V159H214ZM233 157V158H232ZM253 157V156H252ZM17 158V159H16ZM30 158V159H29ZM34 158V159H33ZM37 158V159H36ZM64 158V159H63ZM66 158V160H65ZM69 158V159H68ZM73 158V159H72ZM100 158V159H99ZM102 158V159H101ZM116 158V160H115ZM118 158V159H117ZM136 158L138 160H136ZM143 158V159H142ZM159 158V161L158 159ZM161 158V159H160ZM207 158V159H206ZM229 158V159H228ZM237 158V159H236ZM242 158V161L241 159ZM249 162H246L245 159ZM6 159V160H5ZM10 161H9V160ZM87 159V160H86ZM204 164L202 161H204ZM210 159V160H209ZM229 161H228V160ZM234 159V160H233ZM240 159V163L238 164ZM4 160V161H2ZM15 160V161H14ZM18 160V161H17ZM29 160V161H28ZM90 160V161H89ZM103 160V161H102ZM111 160V161H110ZM114 162L112 163V161ZM135 160V161H134ZM157 160V161H156ZM164 160V161H163ZM167 160V161H166ZM207 160V161H206ZM209 160V161H208ZM226 160V161H225ZM261 159H259L260 161ZM7 161V162H6ZM9 161V163H8ZM12 161V162H11ZM31 161V162H30ZM34 161V163H33ZM40 161V162H39ZM42 161V162H41ZM61 161V162H60ZM98 161V162H97ZM107 161L110 162L107 165L105 164ZM164 162V165H162L161 162ZM166 161V163H165ZM172 163H171V162ZM215 161V162H213ZM228 161V162H227ZM232 161V162H230ZM11 162V163H10ZM88 162V163H87ZM105 162V163H102ZM131 164V166H129ZM160 162V164H159ZM170 162V165L168 164ZM200 162V163H199ZM212 162V164H211ZM226 162V163H224ZM236 164H235V163ZM246 162V163H244ZM17 163V164H16ZM21 163V164H20ZM34 165L32 166H28ZM37 163V164H36ZM43 163V164H41ZM86 163V164H85ZM93 163V164H92ZM96 163H98L96 165ZM156 163V164H155ZM224 165H221V164ZM231 165H230V164ZM233 163V164H232ZM242 163V164H241ZM9 164V165H8ZM60 164V165H59ZM72 164V165H71ZM74 164V165H73ZM90 164V165H89ZM94 165L96 170H94L92 167ZM100 164L99 168L97 166ZM101 164L102 166L101 168ZM134 164V165H133ZM140 164V165H139ZM168 165L170 169L168 168ZM220 165L217 167V165ZM229 164V165H228ZM237 164L244 165L243 168L237 167ZM246 164H248L246 166ZM15 165V167H14ZM50 165V166H49ZM68 165V166H67ZM71 165V166H69ZM87 165V167L85 166ZM139 165V166H138ZM143 165V164H142ZM219 168L222 170L218 171L215 170L212 166ZM234 165V166H232ZM236 165V166H235ZM9 166L10 168H8ZM13 166V167H12ZM17 166V167H16ZM24 166V168H23ZM48 166V167H47ZM66 166V167H65ZM93 166V167H94ZM152 166V167H151ZM154 166V171L151 170L153 169ZM157 166V167H156ZM162 166V167H161ZM166 166V167H163ZM174 166V167H173ZM176 166V168H175ZM222 166V167H221ZM227 166L229 169H226ZM246 166V167H245ZM258 166V167H259ZM21 167V168H20ZM73 167V168H72ZM86 167V169H85ZM103 167L105 170H103ZM231 167V168H230ZM234 170H233V168ZM236 167V168H235ZM250 167V168H248ZM252 167V169H251ZM6 168V170L4 169ZM12 168V169H11ZM27 168V169H26ZM35 168V169H34ZM71 168V169H70ZM76 168V169H75ZM158 168V169H157ZM173 168V172H170L171 169ZM175 168V169H174ZM225 168V169H224ZM239 169V172L237 170ZM257 170L254 171L253 170ZM11 169V170H10ZM29 169V170H28ZM31 169V170H30ZM84 169V170H83ZM128 169V170H129ZM163 169V170H161ZM168 169L167 171H164ZM224 169V170H223ZM232 169V170H231ZM236 169V170H235ZM243 169V170H240ZM247 169V171H246ZM4 170V171H3ZM16 170V171H15ZM45 170V171H44ZM59 170V171H58ZM80 170V171H79ZM103 170V171H101ZM133 170V169H132ZM138 170V171H137ZM144 170V169H143ZM161 170V171H160ZM211 170V171H210ZM226 170V171H225ZM250 170L252 172L256 173H251L253 177L249 174ZM10 171V172H9ZM14 171V172H13ZM43 171V172H42ZM73 171V172H72ZM160 171V172H159ZM175 171V172H174ZM212 171L214 173H212ZM218 171V173H216ZM227 171L228 172L227 174ZM234 171V172H232ZM237 171L238 173H235ZM20 174H18V173ZM39 172V173H37ZM76 172V173H75ZM87 172V173H89ZM133 172V171H132ZM157 175H155L154 173ZM162 172V173H161ZM202 172V173H201ZM208 172V173H207ZM225 174H224V173ZM246 172V173H245ZM262 172V176H261ZM13 173V174H12ZM16 173V174H15ZM30 173V174H29ZM42 173V174H41ZM44 173V174H43ZM75 173V174H74ZM101 173V174H102ZM135 173V172H134ZM145 173V172H144ZM148 174V172H146ZM161 173V174H160ZM206 173V175H205ZM216 173V174H215ZM221 173V174H220ZM230 173V174H229ZM28 174V176H27ZM71 174V175H70ZM99 174V173H98ZM100 174V175H101ZM175 176H174V175ZM246 174V175H245ZM256 174V176H255ZM260 174V175H259ZM4 175V176H3ZM8 175V176H7ZM44 175V176H43ZM62 175V176H61ZM82 175V176H81ZM86 175V174H85ZM140 175V174H139ZM165 175V176H164ZM193 175V176H192ZM218 175V176H217ZM222 175V176H221ZM239 175V176H238ZM250 175V176H249ZM25 176V177H24ZM29 178H27V177ZM31 176V177H30ZM36 176V177H35ZM46 176V177H45ZM50 176V177H49ZM71 176V177H70ZM98 176V175H97ZM96 176V177H97ZM136 176V177H135ZM172 176V177H171ZM190 176V177H189ZM203 176V177H202ZM210 176V177H209ZM212 176V177H211ZM228 176V177H227ZM260 176V177H259ZM67 177V178H66ZM76 177V178H74ZM81 177V179L79 178ZM130 177V176H129ZM159 177V178H158ZM165 177V179H164ZM178 177V178H177ZM214 177V178H213ZM215 177H218L215 179ZM13 180H12V179ZM22 178V180H21ZM24 178V179H23ZM45 178V180H44ZM85 178V177H84ZM145 178V179H143ZM172 178V179H171ZM177 178V180H176ZM181 178V180H180ZM190 178V180H189ZM198 178H200L198 180ZM207 178V179H206ZM212 178V180H210ZM239 178V179H237ZM249 178V179H248ZM257 180H255V179ZM3 179V180H2ZM6 179V180H5ZM16 179L17 182L15 181ZM38 179V181L36 180ZM49 179V180H48ZM70 179V181H69ZM73 179V180H72ZM139 179L141 181H139ZM164 179V180H163ZM205 179V180H204ZM209 179V180H208ZM228 181H227V180ZM253 181H252V180ZM25 180V181H24ZM32 180V181H31ZM36 180V181H35ZM145 180L148 181H155L152 183L146 182V187L141 184L144 183ZM174 180V182H173ZM193 180V181H192ZM204 180V181H203ZM222 180V181H221ZM225 180V181H224ZM236 180V181H235ZM246 180V181H245ZM262 180V181H261ZM5 181V182H4ZM13 181V182H12ZM20 181V182H19ZM24 181V182H23ZM34 181V182H33ZM40 181V182H39ZM45 181V182H44ZM62 181V182H61ZM73 181V182H72ZM86 181V178H85ZM104 181V180H103ZM142 185H141L138 183ZM159 181V182H158ZM196 181V182H195ZM212 181V182H211ZM250 181V182H248ZM258 181V182H257ZM15 182V183H14ZM28 182V183H25ZM43 182V183H42ZM65 182V183H64ZM76 182V183H75ZM158 182V183H157ZM163 182V184L161 183ZM178 182V183H177ZM199 182V183H198ZM208 182L210 185H208ZM224 184H222V183ZM4 183V184H3ZM38 183V184H37ZM61 183V184H60ZM106 183V182H105ZM173 183V184H172ZM176 183V184H175ZM196 183V184H195ZM244 183V184H243ZM247 183V184H246ZM258 183H260L258 185ZM14 184V185H13ZM29 184V185H28ZM42 184V185H41ZM70 184V185H68ZM77 184V185H76ZM152 186H151V185ZM156 184V185H155ZM179 184V185H178ZM194 184L195 186H193ZM200 184V185H199ZM204 184V185H202ZM220 184V185H218ZM23 185V187H22ZM38 185V186H37ZM67 185V187L65 186ZM73 185V187H72ZM77 188H76V186ZM79 185V186H78ZM150 185V186H149ZM158 185V186H157ZM177 185V187H176ZM191 185V186H190ZM198 185V186H197ZM226 187H225V186ZM15 186V187H14ZM154 186V188H153ZM175 186V187H174ZM179 189H176L178 188ZM202 188H201V187ZM230 186V187H229ZM233 186V187H232ZM239 186V187H237ZM243 186V187H242ZM255 186V187H254ZM258 186V187H257ZM12 187V188H11ZM19 187L23 189V192L19 191L22 189H19ZM31 187V188H30ZM41 187V188H40ZM51 187V188H50ZM72 190H70L69 188ZM75 187V188H74ZM80 187V188H79ZM141 187V188H139ZM152 187V188H151ZM157 187V188H156ZM170 187H172L170 189ZM196 187V188H195ZM211 187V188H209ZM213 187V189H212ZM216 187V188H215ZM224 187V189H223ZM17 188V189H16ZM64 188L66 190H64ZM119 187L116 186V189ZM149 188V190H148ZM161 188V189H159ZM181 188V189H180ZM185 188V190H184ZM221 188L223 190H221ZM252 188V189H251ZM16 189V190H15ZM29 189V190H28ZM48 189V190H47ZM58 192H56V190ZM61 189V190H60ZM69 191H68V190ZM79 189V190H77ZM80 189L82 192H80ZM163 189V190H162ZM167 189V190H166ZM183 189V190H182ZM194 189V190H192ZM210 189V191H209ZM214 189H216V192H213ZM228 189V190H227ZM231 189V190H229ZM255 189V190H254ZM32 190V191H31ZM166 190V191H165ZM180 190V195L182 193H188L190 194L188 197V194H184L183 197L179 196V191ZM203 190V191H202ZM219 190V191H218ZM225 190V191H224ZM234 190V192L232 191ZM236 190V191H235ZM27 191V192H26ZM29 191V192H28ZM35 191V192H34ZM73 193H71V192ZM87 191V190H86ZM131 191V192H130ZM160 191V192H158ZM170 191V192H169ZM177 191V192H176ZM185 191V192H184ZM251 191V192H250ZM3 192V193H1ZM32 192V193H31ZM53 192V193H52ZM65 192V193H64ZM68 192V194H67ZM77 192V193H76ZM122 194L123 191H121ZM137 192V193H136ZM163 192V193H162ZM164 192L166 194H164ZM173 192V193H171ZM192 192V193H191ZM194 192V193H193ZM196 192V193H195ZM206 194H205V193ZM213 194H212V193ZM219 194H218V193ZM224 192V193H223ZM242 192V193H241ZM247 192V193H246ZM10 193V194H9ZM15 193V194H14ZM19 193V194H18ZM23 193V194H22ZM30 193V194H29ZM56 193V194H55ZM64 193V194H63ZM127 193H129V196H126ZM132 193V194H130ZM149 193V196H148ZM175 193V194H174ZM178 193V194H176ZM227 193V194H226ZM229 193V194H228ZM232 193V194H231ZM253 193V194H252ZM9 194V195H8ZM13 194V195H12ZM35 194V195H34ZM57 194H59L57 196ZM199 194V195H198ZM209 194V195H208ZM218 194V195H217ZM14 197H12V196ZM19 195V196H18ZM25 195V196H24ZM45 195L47 197H45ZM54 195V196H53ZM62 195V196H61ZM144 195V196H143ZM151 195V196H150ZM159 195V196H158ZM161 195V196H160ZM173 195V196H172ZM212 195V196H211ZM227 195L229 197H227ZM234 195V197H233ZM249 195V197H248ZM253 195V196H252ZM5 196V197H3ZM37 196V197H36ZM41 196V197H40ZM57 196L59 199H57ZM164 196V198H163ZM170 196V197H169ZM179 196V197H178ZM242 196V197H241ZM28 199H27V198ZM44 197V198H43ZM53 197V198H52ZM55 197V198H54ZM63 197V198H62ZM69 197V198H68ZM77 197V198H76ZM81 197V199H80ZM131 197V198H133ZM168 197V198H167ZM173 197V198H172ZM176 197V198H175ZM178 197V200H177ZM219 197V198H218ZM221 197V198H220ZM233 200H232V198ZM240 197V199L238 198ZM33 198V199H31ZM41 198V200H40ZM62 198V199H60ZM76 198V199H75ZM130 198V200H131ZM141 198V200H140ZM147 198V199H146ZM153 198V200H152ZM183 198L184 200L183 202ZM191 198V199H187ZM193 198V199H192ZM211 198V199H209ZM238 198V199H237ZM10 199V200H9ZM33 202H31L30 201ZM47 199V201H46ZM79 199V200H77ZM161 199V200H160ZM163 199V200H162ZM176 199V200H175ZM250 199V202H249ZM5 200V201H4ZM12 200V201H11ZM26 200V201H25ZM30 204H29V202ZM54 200V201H53ZM81 200V201H80ZM132 200V201H133ZM166 200V201H165ZM171 200V201H170ZM191 200V201H190ZM210 200V201H209ZM220 200V201H219ZM241 200V201H240ZM262 200V201H261ZM74 201V202H73ZM139 201V202H138ZM141 201V202H140ZM143 201V202H142ZM147 201V202H146ZM170 204H169V202ZM175 201V202H173ZM181 201V202H179ZM187 201V202H186ZM190 201V203H189ZM194 201V202H193ZM196 201V202H195ZM198 201V202H197ZM207 201V202H206ZM213 201V202H212ZM224 201V202H221ZM231 201V202H230ZM260 201V202H259ZM5 202V203H4ZM27 202V203H26ZM71 202V203H70ZM82 205H81V203ZM146 202V204H145ZM153 202V203H152ZM173 202V203H172ZM186 202V203H185ZM193 202V204H192ZM200 202V203H199ZM210 202V203H209ZM229 202V203H228ZM243 202V203H242ZM255 202V203H254ZM32 203V205H31ZM44 203V204H43ZM47 203V204H46ZM60 203V204H59ZM63 203V204H62ZM137 203V204H136ZM140 203V204H139ZM160 203H162L160 205ZM222 203V204H221ZM233 203V204H231ZM236 203V204H235ZM247 203V204H246ZM258 203V204H257ZM37 204V205H36ZM139 204V205H138ZM158 204V205H157ZM165 204V205H164ZM189 205L187 210L185 205ZM206 204V205H205ZM220 204V205H219ZM238 204V206H236ZM240 204V205H239ZM2 205V206H1ZM5 205V206H4ZM12 205V206H11ZM29 205V206H28ZM42 207H41V206ZM59 205V206H58ZM66 205V208H65ZM68 205V207H67ZM84 205V206H83ZM146 205V207H145ZM172 205V206H171ZM177 205V206H176ZM192 205V206H190ZM202 208L200 209V207ZM209 205V206H208ZM243 205V206H242ZM249 205V206H248ZM262 205V206H261ZM7 206V207H6ZM33 208H31V207ZM48 206V207H47ZM71 206V207H70ZM83 206V207H82ZM155 206V207H154ZM195 206H198L195 208ZM230 206V207H229ZM248 206V207H246ZM2 207V208H1ZM5 209H4V208ZM11 207V210L9 209ZM45 207V208H43ZM50 207V208H49ZM59 207V208H58ZM73 207V208H72ZM77 207V208H76ZM123 207V206H122ZM151 207V208H150ZM179 207V208H178ZM232 207V208H231ZM237 207V208H236ZM246 210H245V208ZM262 207V208H261ZM24 208V209H23ZM31 208V210H30ZM39 208V209H38ZM42 208V209H41ZM57 208V209H56ZM142 208V209H141ZM146 208V209H145ZM157 208V210H155ZM175 210H171V209ZM177 208V209H176ZM206 208V209H205ZM224 208V209H223ZM257 208V209H256ZM4 209V210H3ZM23 209L24 212L21 210ZM52 209V210H51ZM67 209V211H66ZM80 209V210H79ZM138 209V211H137ZM144 209V210H143ZM164 209V210H163ZM167 209V210H165ZM190 209V211H189ZM194 209V210H193ZM196 209V210H195ZM198 209L200 211H198ZM226 209V210H225ZM252 209V210H251ZM261 209V210H260ZM6 210V211H5ZM8 210H10L8 212ZM21 210V211H20ZM26 210V212H25ZM29 212H28V211ZM75 210V211H74ZM78 210V211H77ZM146 210V211H145ZM181 210V211H180ZM192 210V211H191ZM211 214L207 213V211ZM225 210V212H224ZM228 210V211H227ZM254 210V211H253ZM257 210V211H256ZM4 211V212H3ZM47 211V214H45ZM54 211V212H53ZM129 211V210H128ZM142 211V212H141ZM145 211V212H144ZM148 211V212H147ZM156 211V212H155ZM188 211V212H187ZM198 211V212H197ZM206 211V212H204ZM251 211L252 213H250ZM6 212V213H5ZM56 212V214H55ZM67 212V216H66ZM80 212V213H79ZM114 212V213H115ZM140 212V213H139ZM148 214H147V213ZM159 212V213H158ZM162 212V213H160ZM193 212H195L193 214ZM204 212V213H201ZM214 214H213V213ZM229 212V214H228ZM247 212V213H246ZM9 213V214H8ZM23 213V214H21ZM30 215H29V214ZM32 213V214H31ZM39 213V214H38ZM44 213V214H43ZM61 213V214H60ZM65 213V214H64ZM120 213V215H119ZM151 213V214H150ZM154 213L156 215H154ZM176 213V214H175ZM180 213V214H179ZM190 213V214H189ZM197 213V214H196ZM200 213V214H199ZM206 213L208 215V218L206 216ZM246 213V214H245ZM254 213V214H253ZM257 213V214H256ZM19 214V215H18ZM49 214V215H48ZM130 214H132L133 218H130ZM144 216H143V215ZM185 216H184V215ZM237 214V215H236ZM249 214V215H248ZM251 214V215H250ZM253 214V215H252ZM2 215V216H1ZM9 215V216H8ZM33 215V216H32ZM46 215V216H45ZM52 215V217H51ZM57 215L55 218L54 216ZM77 215V216H76ZM79 215V216H78ZM140 217H138V216ZM150 217H149V216ZM164 215V216H163ZM170 215V216H167ZM172 215V216H171ZM179 215V217H178ZM193 215V216H192ZM227 215V216H226ZM241 215V216H240ZM246 217H245V216ZM7 216V217H6ZM36 216V217H35ZM42 216V217H41ZM64 216V217H63ZM69 216V217H68ZM128 216V217H127ZM155 216V217H154ZM177 216V217H176ZM189 216L191 218H189ZM198 216V217H196ZM221 216V217H220ZM230 216V217H229ZM235 216V217H234ZM244 216V217H243ZM255 216V217H254ZM257 216H259L257 218ZM18 217V218H17ZM28 217V218H26ZM40 217V218H39ZM49 217V218H48ZM60 217V218H58ZM64 219H63V218ZM78 217V218H77ZM80 217V218H79ZM145 217V219H143ZM175 217V218H174ZM193 217V219H192ZM212 217V218H211ZM234 217V218H233ZM238 217V219H237ZM249 219H248V218ZM52 218V219H51ZM55 218V220L53 219ZM76 218V219H75ZM125 218V219H124ZM130 218V219H128ZM149 218L150 220H148ZM166 218V220H165ZM179 218V219H178ZM184 218V220L182 219ZM189 218V219H186ZM215 218V219H214ZM217 218V219H216ZM226 218V219H225ZM243 218V219H242ZM246 218V219H245ZM254 218V219H253ZM4 219V220H3ZM34 219V220H32ZM46 219V220H45ZM51 221V228L49 227V223ZM59 219H62L60 222ZM79 219V220H78ZM81 219V220H80ZM129 220L130 224L127 223L125 220ZM135 219V220H134ZM162 222H160V220ZM163 219V220H162ZM192 219V220H191ZM198 219V220H197ZM225 219V220H224ZM228 219V220H227ZM242 219V220H241ZM253 219V220H252ZM258 219V220H256ZM260 219V221H259ZM5 220V221H6ZM26 220V221H25ZM42 220V221H40ZM48 220V221H47ZM59 220V221H58ZM73 220V221H72ZM77 220V221H75ZM125 222H122V221ZM131 220V221H130ZM137 220V222H136ZM156 220V222H154ZM158 220V221H157ZM180 220V221H178ZM189 220V221H187ZM200 220V221H199ZM218 220V221H217ZM232 220V222H231ZM239 220V221H238ZM246 220V222H245ZM251 220V221H250ZM255 220V221H254ZM30 221V222H29ZM35 221V222H34ZM40 221V222H39ZM68 221V222H67ZM136 223L134 226V222ZM151 221V222H149ZM177 221V223H176ZM187 221V222H186ZM193 221V222H192ZM195 221L198 223L196 224ZM210 221V222H208ZM225 221V222H224ZM236 221V222H234ZM249 221V222H248ZM139 222V223H138ZM146 222V223H145ZM154 222V223H153ZM158 222V223H157ZM164 222V223H163ZM168 222V223H167ZM192 222L193 224H190ZM208 222V223H207ZM218 222V223H217ZM239 222V223H238ZM242 222V223H241ZM29 223V224H28ZM31 223V224H30ZM36 223V224H35ZM40 223V224H39ZM44 223V224H43ZM54 223V224H53ZM61 224L59 227V225ZM159 223L162 225L160 226ZM172 223V224H171ZM180 223V224H179ZM186 223V224H184ZM204 223V224H203ZM210 223V225H209ZM215 223V224H214ZM225 223V224H224ZM250 225H248V224ZM253 223V224H252ZM5 224V225H3ZM22 224V225H21ZM43 224V225H42ZM46 224V225H45ZM53 224V226H52ZM67 224V225H66ZM126 224V226H125ZM130 227H128L127 226ZM144 228L147 227V229L142 228L143 225ZM147 224V225H146ZM151 224V225H150ZM167 224V225H166ZM206 224V226H204ZM235 225L236 229H233ZM40 226V228L38 227ZM55 225V228H54ZM65 225V226H64ZM77 225V224H76ZM133 225V226H132ZM153 225V226H152ZM159 225V226H158ZM178 225V226H177ZM182 225V226H181ZM188 225V228H187ZM194 226V227H191ZM240 225V228L239 226ZM243 225V226H242ZM248 225V226H247ZM38 228H37V227ZM49 227L50 229H54L51 231L52 233H46L50 232L47 231ZM63 228L62 230H59L57 227ZM139 226V227H138ZM142 226V227H141ZM155 226V227H154ZM172 226V227H170ZM176 226V229L175 227ZM190 226V227H189ZM199 228H198V227ZM222 226V227H221ZM224 226V227H223ZM245 226V227H244ZM44 227V229H42ZM128 227V228H126ZM135 227V229H134ZM137 227V228H136ZM157 227V229H156ZM170 227V229H168ZM180 227V228H179ZM185 227V228H182ZM209 229L207 231L206 228ZM221 227V228H219ZM229 227V228H228ZM231 227V229H230ZM251 227V228H250ZM23 228V229H22ZM26 228V229H25ZM57 228V229H56ZM196 228V229H195ZM201 228V229H200ZM227 228V229H226ZM250 228V229H249ZM33 229V230H32ZM37 229V230H36ZM139 229V230H138ZM141 229V230H140ZM159 229V230H158ZM179 229V230H178ZM185 229V231H184ZM218 229V230H217ZM221 229V230H219ZM229 231L226 232V230ZM229 229V230H228ZM238 229V230H237ZM241 229V230H240ZM246 229V230H245ZM249 231H248V230ZM42 230V231H40ZM46 230V231H45ZM59 230V231H57ZM69 230V231H68ZM71 230V231H70ZM138 230V231H137ZM148 231L147 234L145 235L144 232ZM152 230V233L151 231ZM158 230V231H157ZM176 230V231H175ZM183 232H182V231ZM189 230V231H188ZM198 230V231H197ZM216 230V232H215ZM224 233H223V231ZM257 230V232H256ZM19 231V230H18ZM44 231V233H43ZM60 231H62L60 233ZM137 231V232H136ZM166 232V234L164 232ZM178 231V233H176ZM203 231V232H202ZM210 231V232H209ZM232 231V232H231ZM238 231V232H237ZM251 231V232H250ZM22 232V234H21ZM33 232V233H32ZM35 232V233H34ZM59 232V233H57ZM73 232V233H71ZM145 235H143L142 234ZM158 232H162L159 235L156 234ZM182 232V234H181ZM198 233L194 235V233ZM226 232V233H225ZM235 232V233H234ZM250 234H249V233ZM38 235H37V234ZM56 233V234H55ZM71 233V234H70ZM132 233V235H131ZM135 233V235L133 234ZM142 235H141V234ZM151 233V235L149 234ZM175 233V234H174ZM184 233V234H183ZM187 233V234H186ZM190 233V234H189ZM204 233V234H202ZM210 233V234H209ZM219 233V234H218ZM244 233V235L242 234ZM248 233V234H247ZM31 234V235H30ZM35 234V235H34ZM41 236L43 238H41ZM47 234V235H46ZM60 234V235H59ZM138 237H137V235ZM172 237H171V235ZM181 234V235H180ZM211 234L213 238L211 237ZM234 234V235H233ZM255 234V235H254ZM33 235V236H32ZM53 235V236H52ZM72 235L73 237H71ZM162 235V236H161ZM165 235V236H164ZM184 235V237H183ZM186 235V236H185ZM192 235V236H191ZM200 235V236H199ZM204 235V236H203ZM222 235V236H221ZM249 235V236H248ZM32 239H31V237ZM40 236V239L39 237ZM56 236V237H55ZM60 236V237H59ZM70 236V237H69ZM147 236V237H146ZM190 236V237H188ZM195 236V237H194ZM199 236V237H198ZM207 236V237H206ZM223 237L220 241L218 237ZM236 236V237H235ZM3 237V236H2ZM2 237L0 238V242L3 240ZM35 237H38L37 239ZM47 237V239H45ZM69 237V238H68ZM137 237V241L133 238ZM145 237L147 239V244L151 245H142L143 243V238ZM155 237V239L153 238ZM161 237V238H160ZM182 237V238H181ZM210 237V238H209ZM247 237V238H245ZM52 238V239H51ZM56 238L57 240H55ZM61 238V239H60ZM65 238V239H64ZM133 238V239H131ZM141 238V240H139ZM158 238V239H157ZM179 238V239H177ZM185 238V240H183ZM205 238V242L203 241ZM207 238V239H206ZM234 238V239H233ZM2 239V240H1ZM34 241L33 243L30 244V242ZM36 239V241H35ZM59 239V240H58ZM68 239V240H66ZM129 239V240H128ZM163 239L165 242H163ZM176 241H175V240ZM210 239V240H209ZM217 239V240H216ZM231 239V240H230ZM17 240V239H16ZM40 240V241H39ZM44 240V241H43ZM135 240V241H134ZM157 240V241H156ZM161 240L164 244L160 241ZM167 240V242H166ZM179 240V241H178ZM188 240V242H187ZM202 240V241H201ZM247 240V241H246ZM30 241V242H29ZM60 243H59V242ZM63 241V242H62ZM66 241V244H65ZM142 243H141V242ZM153 241V243H151ZM178 241V243H177ZM246 241V242H245ZM31 247L29 246V244ZM41 242V243H40ZM52 242V243H51ZM55 242V243H54ZM69 245H68V243ZM160 244H159V243ZM169 242V243H168ZM197 242V243H196ZM212 242V243H211ZM44 243V244H43ZM73 243V242H72ZM142 247H141V245ZM158 243V244H157ZM201 243V244H200ZM208 243V245H207ZM211 243V244H210ZM224 243V244H223ZM231 243V245H230ZM240 243V245H239ZM242 243V244H241ZM248 243V244H247ZM4 244V241L1 242V245ZM48 244L50 246H48ZM176 244V245H175ZM180 244V245H179ZM199 244V245H198ZM215 244V245H214ZM228 244V245H227ZM233 244L236 247L233 246ZM248 246H246V245ZM37 245V246H36ZM52 245V246H51ZM182 245V246H181ZM198 245V246H197ZM201 245V246H200ZM225 245V246H224ZM246 247H244V246ZM33 246V247H32ZM39 246V250L38 247ZM42 246V248H41ZM45 246V247H44ZM47 246V247H46ZM62 246V247H61ZM125 246V245H124ZM153 246H157L152 248ZM165 247L162 252L161 248ZM168 246V247H167ZM178 246V247H177ZM187 246V247H186ZM190 246V247H189ZM49 247V248H48ZM52 247V248H51ZM55 247V248H54ZM173 247V250L171 249ZM189 247V248H188ZM195 249H193V248ZM202 247V248H201ZM204 247V248H203ZM215 247V248H214ZM222 247V248H221ZM229 247V248H228ZM231 247V248H230ZM238 247V248H237ZM241 247V248H240ZM33 248V249H32ZM44 248V251H43ZM67 248V249H66ZM76 248V249H75ZM150 248V249H149ZM169 248V249H167ZM191 248V251L189 250ZM218 248V249H217ZM228 248V249H227ZM46 249V251H45ZM50 249V252L48 251ZM54 249V250H53ZM126 249V250H125ZM135 249V250H134ZM152 249L153 252L150 250ZM178 249V250H177ZM183 249V250H182ZM197 249V250H196ZM200 249V250H199ZM214 249V250H213ZM217 249V250H216ZM220 249V250H219ZM231 249V250H230ZM235 249V251H234ZM237 249V250H236ZM239 249L241 251H239ZM255 249V250H254ZM41 252L36 254V252ZM52 250V251H51ZM58 250V251H57ZM64 250V251H63ZM76 250V251H74ZM78 250V251H77ZM139 250V251H137ZM159 254H157L158 252ZM160 250V251H159ZM167 250V252H166ZM194 250V251H193ZM205 250V251H204ZM227 250V251H226ZM245 250V251H243ZM17 251V252H16ZM29 251V252H28ZM47 251L49 252L47 254ZM72 251V252H69ZM171 253H170V252ZM174 253H173V252ZM189 251V254H188ZM224 251V252H222ZM44 252V253H43ZM53 252V253H52ZM55 252V253H54ZM64 252V255L63 253ZM129 252V253H127ZM157 252V253H156ZM164 252V253H163ZM176 252V253H175ZM191 252V253H190ZM197 252V253H196ZM209 252V253H208ZM216 252V253H215ZM231 253V257L229 256ZM236 254H235V253ZM242 252V254H241ZM246 252V253H245ZM26 253V254H25ZM51 253V254H50ZM62 253V254H61ZM68 253V255L66 254ZM70 253V256H69ZM72 253V254H71ZM79 255H78V254ZM138 255H137V254ZM152 253V254H151ZM156 253V255H155ZM166 253V254H165ZM188 255H194V256H188ZM200 253V254H198ZM223 253V254H221ZM226 253V254H224ZM234 253V254H233ZM25 254V255H24ZM29 254V255H28ZM31 254V255H30ZM50 254V255H49ZM67 256H66V255ZM76 254V256H75ZM133 254L132 256H130ZM181 254V255H180ZM196 254V255H195ZM205 256H204V255ZM207 254V256H206ZM215 254V255H214ZM219 254V255H217ZM228 254V255H227ZM240 254V255H239ZM248 254V255H247ZM37 255V256H36ZM54 255V256H53ZM65 257H63V256ZM72 255V256H71ZM140 255V256H139ZM149 255V256H148ZM155 255V256H154ZM160 257L158 258L157 257ZM165 257H163V256ZM201 255V257H200ZM211 255V256H210ZM225 255V256H223ZM234 255V256H233ZM244 255V256H243ZM34 256V257H33ZM41 256V258L39 257ZM57 256V257H56ZM59 256V257H58ZM126 256V257H125ZM130 256V257H129ZM139 258H137V257ZM144 256V258H145ZM169 256V257H168ZM223 256L224 258L220 257ZM228 256V257H226ZM233 256V257H232ZM243 256V257H241ZM249 256V257H248ZM27 257V258H26ZM29 257V258H28ZM33 257V259H31ZM51 257V258H50ZM54 259H53V258ZM72 257V258H71ZM134 257V258H133ZM153 257V258H152ZM220 257V258H219ZM238 257V260L236 259ZM246 257V258H245ZM25 258V259H24ZM47 258V259H46ZM74 258V262H72ZM79 260H78V259ZM82 258V259H80ZM131 258V259H130ZM165 258V261L163 260ZM193 258V259H192ZM229 260H228V259ZM254 258V259H253ZM25 261H24V260ZM50 259V260H49ZM58 259V260H59ZM121 259V260H122ZM126 259L128 261H126ZM134 259V260H133ZM175 259V260H174ZM197 261H196V260ZM201 259V260H199ZM236 259V260H235ZM240 259V260H239ZM244 259V260H243ZM249 259V260H248ZM49 260V261H48ZM71 260V261H70ZM77 260V262H76ZM133 260V261H131ZM140 260V261H139ZM158 260V261H157ZM161 260V261H160ZM163 260V261H162ZM171 260V261H170ZM184 260V261H183ZM187 260V261H186ZM206 260V262H205ZM242 260V261H241ZM248 262H247V261ZM23 261V262H22ZM42 261V262H41ZM46 261V262H45ZM48 261V262H47ZM125 261V262H124ZM151 261V262H150ZM153 261L155 263H153ZM196 261V262H195ZM216 261V262H215ZM230 261V262H229ZM37 262V263H36ZM71 262V263H69ZM76 262V263H75ZM132 262V263H128ZM135 262V263H134ZM143 262V263H142ZM193 262V263H192ZM245 262V263H244ZM163 263V264H164ZM10 264V262L8 263Z\"/></svg>","mask_w":264,"mask_h":264},{"label":"bare ground","instance_id":"bare-ground-1","mask_svg":"<svg viewBox=\"0 0 264 264\" xmlns=\"http://www.w3.org/2000/svg\"><path fill=\"white\" fill-rule=\"evenodd\" d=\"M2 1H3V0H2ZM2 1H0V2H2ZM4 1H5V0H4ZM24 1H25V0H24ZM54 1H55V0H54ZM59 1H60V0H59ZM85 1H86V0H85ZM112 1H113V0H112ZM114 1H115V0H114ZM114 1H113V2H114ZM118 1H119V0H118ZM167 1H169V0H167ZM191 1H192V0H191ZM198 1H199V0H198ZM204 1H205V0H204ZM8 2H9V1H8ZM16 2H17V1H16ZM18 2H19V1H18ZM42 2H43V1H42ZM50 2H51V0H50ZM70 2H71V1H70ZM80 2H81V1H80ZM109 2H110V1H109ZM123 2H126V1L123 0ZM123 2H122V3H123ZM148 2H149V1H148ZM173 2H174V1H173ZM177 2H178V1H177ZM5 3H6V2H5ZM22 3H23V2H22ZM31 3H32V2H31ZM31 3H30V4H31ZM39 3H40V2H39ZM174 3H175V2H174ZM183 3H184V2H183ZM192 3H193V2H192ZM195 3H196V2H195ZM205 3H206V2H205ZM24 4H25V3H24ZM35 4H36V3H35ZM60 4H61V3H60ZM88 4H90V3H88ZM95 4H96V3H95ZM97 4H98V3H97ZM108 4H109V3H108ZM135 4H136V3H135ZM149 4H150V2H149ZM155 4H156V3H155ZM165 4H166V3H165ZM176 4H177V3H176ZM176 4H175V5H176ZM185 4L187 5V3H185ZM208 4H209V3H208ZM254 4H255V3H254ZM15 5H16V4H15ZM41 5H42V4H41ZM43 5H45V4H43ZM64 5H65V4H64ZM76 5H77V4H76ZM100 5H101V4H100ZM102 5H103V4H102ZM129 5H130V4H129ZM139 5H141V4H139ZM159 5H160V4H159ZM189 5L192 6V4H189ZM200 5H201V4H200ZM19 6H21V4H20ZM51 6H52V4H51L49 7H51ZM89 6H90V5H89ZM126 6H127V5H126ZM141 6H142V5H141ZM153 6H154V5H153ZM168 6H170V5H168ZM172 6H173V5H172ZM180 6H182V4H181ZM197 6H198V5H197ZM11 7H12V6H11ZM37 7H38V6H37ZM53 7H55V5H54ZM66 7H68V6H66ZM70 7H71V6H70ZM106 7H107V6H106ZM130 7H131V6H129V9H130ZM139 7H140V6H139ZM144 7H145V6H144ZM144 7H142V8H144ZM157 7H158V6H157ZM184 7H186V6H184ZM193 7H194V6H193ZM24 8H25V5H24ZM68 8H69V7H68ZM68 8H67V9H68ZM76 8H77V7H76ZM89 8H90V7H89ZM102 8H103V7H102ZM107 8H108V7H107ZM110 8H111V7H110ZM125 8H126V7H125ZM175 8H176V7H175ZM188 8H189V7H188ZM0 9H1V8H0ZM26 9H27V8H26ZM29 9H30V8H29ZM35 9H36V8H35ZM54 9H55V8H54ZM57 9H58V8H57ZM57 9H56V10H57ZM59 9H60V8H59ZM67 9H66V10H67ZM71 9H72V8H71ZM138 9H139V8H138ZM191 9H193V8H191ZM10 10H11V9H10ZM17 10H18V9H16V11H17ZM36 10H37V9H36ZM36 10H35V11H36ZM52 10H53V9H52ZM89 10H90V9H89ZM104 10H105V9H104ZM145 10H146V9H145ZM164 10H165V9H164ZM174 10H175V9H174ZM8 11H9V10H8ZM11 11H13V9H12ZM30 11H31V10H30ZM50 11H51V10H50ZM53 11H54V10H53ZM59 11H60V10H59ZM77 11H78V10H77ZM81 11H82V10H81ZM87 11H88V10H87ZM101 11H102V10H101ZM141 11H143V10H141ZM147 11H148V10H147ZM162 11H163V10H162ZM178 11H179V9H178ZM198 11H199V10H198ZM6 12H7V11H6ZM6 12H5V13H6ZM17 12H18V11H17ZM25 12H26V11H25ZM38 12H39V11H38ZM51 12H52V11H51ZM56 12H57V11H56ZM61 12H62V11H61ZM67 12H68V10H67ZM67 12H66V13H67ZM71 12H72V11H71ZM110 12H111V10H110ZM127 12H128V11H127ZM131 12H132V11H131ZM145 12H146V11H145ZM151 12H152V9H151ZM159 12H160V10H159ZM193 12H194V11H193ZM1 13H2V12H1ZM7 13H8V12H7ZM42 13H43V12H42ZM48 13H50V12H48ZM48 13H47V14H48ZM77 13H78V12H77ZM77 13H76V14H77ZM87 13H88V12H87ZM103 13H104V11H103ZM142 13H143V12H142ZM187 13H188V12H187ZM201 13H202V12H201ZM15 14H16V13H15ZM15 14H14V15H15ZM27 14H28V12H27ZM36 14H37V12H36ZM45 14H46V13H45ZM45 14H44V15H45ZM47 14H46V16L49 17L50 15L48 14V15H49V16H48ZM80 14H81V13H80ZM88 14H89V13H88ZM109 14H110V13H109ZM111 14H113V13H111ZM128 14H130V13H128ZM138 14H139V13H138ZM164 14H168V13L165 12ZM169 14H170V13H169ZM3 15H4V14H3ZM17 15H18V14H17ZM17 15H16V16H17ZM28 15H29V14H28ZM51 15H52V13H51ZM59 15L61 16V14H59ZM64 15H65V14H64ZM66 15H67V14H66ZM68 15H69V14H68ZM72 15H73V14H71V16H72ZM78 15H79V14H78ZM78 15H77V16L74 15V18H75L76 20H78V22H77L76 20L74 21V20H73V19H74L73 17H72L73 19L71 18L73 21H72L71 19H70V20H71V21H70V20L68 19L69 17H68V18H65V20H66V21L69 20V21L67 22L68 24H69V22H77V25H78V24H80V23H79V20L82 18V17L80 18ZM83 15H84V14H83ZM91 15L94 16V15L92 14V11H91ZM113 15H114V14H113ZM145 15H146V14H145ZM161 15H163V14H161ZM178 15H179V14H178ZM193 15H194V14H193ZM53 16H54V15H53ZM53 16H52V19H53ZM84 16H86V17H84V18H85V20H87V19H86V18H88L87 15H84ZM92 16H91V19H92V20H96L95 18H92ZM99 16H100V15H99ZM109 16H110V15H109ZM130 16H131V15H130ZM146 16H147V15H146ZM154 16H156V15H154ZM163 16H164V15H163ZM167 16H168V15H167ZM174 16H175V15H174ZM195 16H196V15H195ZM2 17H3V16H2ZM23 17H24V16L22 15V18H23ZM25 17H26V16H25ZM38 17H39V16H38ZM76 17H78V18H76ZM96 17H97V16H96ZM102 17H103V16H102ZM121 17H122V16H121ZM131 17H132V16H131ZM164 17H165V16H164ZM168 17H169V16H168ZM178 17H179V16H178ZM186 17H188V16H186ZM191 17H192V16H191ZM198 17H199V16H198ZM208 17H209V16H208ZM13 18H14V17H13ZM16 18H17V17H16ZM27 18H28V17H27ZM50 18H51V17H50ZM56 18H57V17H56ZM59 18H60V17H59ZM59 18L56 19V20H59ZM98 18H99V17H98ZM100 18H101V17H100ZM108 18H109V17H108ZM132 18H133V17H132ZM165 18H166V17H165ZM165 18H164V19H165ZM171 18H172V17H171ZM193 18H195V17L193 16ZM33 19H34V18H33ZM33 19H32V20H33ZM46 19H48V18H45V20H46ZM67 19H68V20H67ZM104 19H105V18H104ZM119 19H120V18H119ZM119 19H118V20H119ZM143 19H144V18H143ZM149 19H150V18H149ZM151 19H152V18H151ZM159 19H160V18H159ZM169 19H170V18H169ZM172 19H173V18H172ZM174 19H175V18H174ZM179 19H180V18H179ZM187 19H188V18H187ZM2 20H3V19H2ZM13 20H14V19H13ZM16 20H17V19H16ZM29 20H30V19H29ZM42 20H44V17H43ZM45 20H44V21H45ZM49 20H50V19H49ZM49 20H48V21H49ZM60 20H61V18H60ZM62 20H64V19H62ZM88 20H89V19H88ZM107 20H108V19H107ZM115 20H116V19H115ZM118 20H117V21H118ZM141 20H142V19H141ZM177 20H178V19H177ZM5 21H6V20H5ZM8 21H9V19H8ZM14 21H15V20H14ZM19 21H20V20H19ZM19 21H17V22L19 23ZM48 21H47V22H48ZM148 21H149V20H148ZM155 21H156V20H155ZM163 21H164V20H163ZM165 21H166V20H165ZM168 21H170V20H167V22H168ZM178 21H179V20H178ZM185 21H186V20H185ZM1 22H2V21H1ZM9 22H10V21H9ZM15 22H16V21H15ZM22 22H23V20H22ZM28 22H29V21H28ZM28 22H27V23H28ZM35 22H36V21H35ZM38 22H39V21H38ZM47 22H46V23H47ZM64 22H65V21H64ZM81 22H82V21H81ZM86 22H87V21H86ZM96 22H97V21H96ZM107 22H108V21H107ZM107 22H106V23H107ZM124 22H125V20H124ZM126 22H128V21H126ZM130 22H131V21H130ZM140 22H141V21H140ZM179 22H180V21H179ZM181 22H182V21H181ZM18 23H17V24H18ZM39 23H40V22H39ZM41 23H42V21H41ZM46 23L44 22V25H45ZM50 23H52V22H50ZM61 23H62V22H61ZM83 23H84V22H83ZM83 23H81L80 26H75L76 23H74L75 25L72 26V27H74V28H72V27H70V28L73 29V30L75 29V31H77L78 29H76V27H77V28H78V27H81ZM88 23L90 24V22H88ZM132 23H134V22H132ZM144 23H146V22H144ZM193 23H194V22H193ZM13 24H14V23H13ZM15 24H16V23H15ZM17 24H16V25H17ZM25 24H26V22H25ZM30 24H31V23H30ZM42 24H43V23H42ZM57 24H58V23H57ZM100 24H101V23H100ZM100 24H99V25H100ZM147 24H148V23H147ZM181 24H182V23H181ZM4 25H5V24H4ZM6 25H7V24H6ZM8 25H9V24H8ZM16 25H15V26H16ZM18 25H19V24H18ZM28 25H29V24H28ZM36 25H37V24H36ZM38 25H39V24H38ZM55 25H56V24H55ZM62 25H64V23H62ZM66 25H67V24H66ZM71 25H72V24H71ZM85 25H86V24H85ZM93 25H94V24H93ZM105 25H106V24H105ZM115 25H116V24H115ZM159 25H160V24H159ZM175 25H176V23H175ZM191 25H192V24H191ZM9 26H10V25H9ZM11 26H13V25H11ZM15 26H14V27H15ZM23 26H24V25H23ZM23 26H22V27H23ZM39 26H40V25H39ZM49 26H50V24H49ZM90 26H91V25H90ZM112 26H113V25H112ZM146 26H147V25H146ZM172 26H173V25H172ZM177 26H178V25H177ZM2 27H3V26H2ZM29 27H30V26H29ZM29 27L27 26V28H29ZM31 27L33 28V26H31ZM34 27H35V24H34ZM43 27H44V26H43ZM63 27H64V26H63ZM83 27H84V26H83ZM85 27H87V26H85ZM96 27H97V26H96ZM141 27H142V26H141ZM169 27H170V25H169ZM169 27H168V28H169ZM175 27H176V26H175ZM190 27H191V26H190ZM5 28H7V26H6ZM27 28H25L26 31H27ZM38 28H39V27H38ZM47 28H48V27H47ZM81 28H82V27H81ZM107 28H108V27H107ZM115 28H116V27H115ZM115 28H114V29H115ZM120 28H121V27H120ZM131 28H132V27H131ZM131 28H129V29H131ZM155 28H156V27H155ZM155 28H154V29H155ZM13 29H14V28H12L11 30H13ZM21 29H22V28H21ZM36 29H37V27H36ZM53 29H54V28H53ZM68 29H69V28H68ZM79 29H80V28H79ZM114 29H113V30H114ZM139 29L141 30V28H139ZM190 29H191V28H190ZM16 30H18V29H16ZM33 30L35 31V28H34ZM38 30H40V28L37 29L36 31L38 32ZM41 30H42V29H41ZM41 30H40V31H41ZM60 30H61V29H60ZM62 30H63V29H62ZM83 30H84V29H83ZM85 30H86V29H85ZM91 30H92V29H91ZM99 30H100V29H99ZM105 30H107V29L105 28ZM111 30H112V29H111ZM142 30H143V28H142ZM149 30H151V29H149ZM155 30H157V29H155ZM164 30H167V29L165 28ZM183 30H184V29H183ZM13 31H14V30H13ZM28 31H29V30H28ZM28 31H27V32H28ZM42 31H44V30H42ZM47 31H48V30H47ZM47 31H46V32H47ZM55 31H56V30H55ZM65 31H66V30H65ZM69 31H70V30H69ZM69 31H68V32H69ZM75 31H74V33H75ZM79 31H81V29H80ZM92 31H93V30H92ZM108 31H109V30H108ZM115 31H116V30H115ZM117 31H118V30H117ZM143 31H144V30H143ZM145 31H146V30H145ZM157 31H159V30H157ZM168 31H169V30H168ZM168 31H166V32H168ZM186 31H189V30H186ZM10 32H12V31H9V35H10V36H9V37L7 36L9 39H10V38H13V37H11V33H10ZM18 32L21 33L22 30L17 31V33H18ZM70 32H73V31H70ZM87 32H88V31H87ZM98 32H99V31H98ZM102 32H103V31H102ZM123 32L126 33V31H123ZM131 32H132V31H131ZM136 32H137V31H136ZM153 32H154V30H153ZM153 32L151 31L152 34H153ZM163 32H164V31H163ZM177 32H178V31H177ZM183 32H184V31H183ZM0 33H2V32H0ZM22 33H23V32H22ZM29 33H31V31L28 32L27 34H29ZM34 33H35V32H34ZM34 33H32V34L35 36ZM52 33H53V32H52ZM76 33H77V32H76ZM106 33H107V32H106ZM115 33H116V32H115ZM125 33H124V34H125ZM155 33H156V32H155ZM157 33H158V32H157ZM159 33H160V32H159ZM164 33H165V32H164ZM174 33H175V32H174ZM3 34H4V33H3ZM13 34H15V32H13ZM36 34H37V33H36ZM65 34H67V33H65ZM90 34H91V33H90ZM99 34H100V33H99ZM141 34H142V33H141ZM145 34H147V36H148V33H144V35H145ZM184 34H185V33H184ZM5 35H6V34H5ZM18 35L21 36V34L18 33V34L15 35L14 37L18 39V37H19ZM22 35H23V34H22ZM42 35H44L45 38H46V34H45V33L42 34ZM73 35H74V34H73ZM94 35H95V34H94ZM113 35H114V34H113ZM116 35H117V34H116ZM126 35H127V34H126ZM131 35H132V34H131ZM137 35H138V34H137ZM153 35H154V34H153ZM157 35H158V34H157ZM168 35H169V34H168ZM188 35H189V34H188ZM28 36L30 37V34H29ZM36 36H37V35H36ZM48 36H50V38L52 39V36H53V35L51 36V34H48ZM48 36H47V39H48ZM82 36H83V35H82ZM98 36H99V35H98ZM140 36H141V35H140ZM142 36H143V34H142ZM142 36H141V37H142ZM145 36H146V35H145ZM39 37H40V36H39ZM42 37H43V36L40 37V40H41ZM101 37L104 38V36H101ZM120 37H121V36H120ZM127 37H128V36H127ZM133 37H134V36H133ZM133 37H132V38H133ZM155 37H156V36H155ZM168 37H169V36H168ZM168 37H167V38H168ZM176 37H177V36H176ZM4 38H5V37H4ZM19 38H20V37H19ZM24 38H25L24 40L27 39V38H26V34H25ZM57 38H58V37H57ZM69 38H70V36H69ZM129 38H130V37H129ZM132 38H131V39H132ZM135 38H136V37H135ZM165 38H166V37H165ZM178 38H179V37H178ZM181 38H182V37H181ZM17 39H16V41H17ZM22 39H23V38H22V36H21V39H18V40H22ZM29 39L31 40V38H29ZM32 39H34V37H32ZM36 39L39 41L38 36H37V38H35L34 40L36 41ZM47 39H46V40H47ZM59 39H60V38H59ZM65 39H66V38H65ZM71 39H72V38H71ZM89 39H90V37H89ZM95 39H96V38H95ZM98 39H99V37H98ZM143 39L146 40L145 38H143ZM2 40H3V39H2ZM24 40H23V41H24ZM78 40H79V39H78ZM114 40H115V39H114ZM125 40H126V39H125ZM138 40H140V39H138ZM144 40H142L143 43H144ZM171 40H172V39H171ZM178 40H179V39H178ZM178 40H176V41H178ZM7 41H8V39H7ZM10 41H11V39L9 40V42H10ZM14 41H15V40H14ZM23 41H22V42H23ZM27 41H28V40H27ZM41 41H43V40H41ZM50 41H51V40H50ZM97 41H98V40H97ZM100 41H101V40H100ZM121 41H123V40H121ZM131 41H132V40H131ZM148 41H149V40H148ZM176 41H175V42H176ZM1 42H3V41H1ZM4 42H6V41H4ZM11 42H12V41H11ZM18 42H19V41H18ZM20 42H21V41H20ZM36 42H37V41H36ZM78 42H79V41H78ZM78 42H77V43H78ZM119 42H120V41H119ZM166 42H167V41H166ZM168 42H169V41H168ZM178 42H179V41H178ZM48 43H50V42H48ZM84 43H85V42H84ZM88 43H89V42H88ZM96 43H97V42H96ZM103 43H104V42H103ZM128 43H129V42H128ZM131 43H132V42H131ZM10 44H11V43H10ZM10 44L8 43V46H9ZM15 44H16V43H15ZM37 44H38V43H37ZM60 44H61V43H60ZM72 44H73V43H72ZM86 44H87V43H86ZM93 44H94V43H92V45H93ZM99 44H100V43H99ZM111 44H112V43H111ZM120 44H121V42H120ZM120 44L118 43L117 45H120ZM147 44H148V43H147ZM175 44H176V43H175ZM22 45H23V43H22ZM25 45H27V44H25ZM51 45H52V44H51ZM63 45H64V44H63ZM81 45H82V44H81ZM106 45H107V44H106ZM145 45H146V44H145ZM148 45H149V44H148ZM150 45H151V44H150ZM177 45H178V44H177ZM177 45H174L175 48L177 47ZM181 45H182V44H181ZM5 46H6V45H5ZM33 46H34V45H33ZM39 46H40V45H39ZM42 46H43V45H42ZM56 46H57V45H56ZM66 46H67V45H66ZM76 46H77V45H76ZM111 46H112V45H111ZM130 46H131V45H130ZM136 46H139V45H137V43H136ZM182 46H183V45H182ZM0 47H1V46H0ZM44 47H45V46H44ZM93 47H94V46H93ZM95 47H96V46H95ZM118 47H119V46H118ZM121 47H122V46H121ZM141 47H142V46H141ZM141 47H140V48H141ZM143 47H144V46H143ZM143 47H142V48H143ZM147 47H148V46H147ZM150 47H151V46H150ZM150 47H149V48H150ZM170 47H171V46H170ZM185 47H186V46H185ZM4 48H5V47H4ZM14 48H15V47H14ZM42 48H43V47H42ZM46 48H47V47H46ZM59 48H60V46H59ZM73 48H74V47H73ZM77 48H79V47H77ZM89 48H90V47H89ZM89 48H88V49H89ZM99 48H100V45H99ZM114 48H115V46L113 47V49H114ZM119 48H120V47H119ZM136 48H138V47H136ZM1 49H2V48H1ZM11 49H12V48H11ZM31 49H33V48H31ZM101 49H102V48H101ZM103 49H104V48H103ZM117 49H118V48H117ZM123 49H124V48H123ZM123 49H122V48L119 49V50H121V51H119V52H122ZM130 49H131V47H130ZM182 49H185V48H182ZM182 49H181V51H182ZM4 50H5V49H4ZM47 50H49V49H47ZM60 50H61V49H60ZM94 50H95V49H93V51H94ZM132 50H133V49H132ZM143 50H144V49H143ZM145 50H146V48H145ZM175 50H176V49H175ZM185 50H186V49H185ZM9 51H10V50H9ZM13 51H15V50H13ZM16 51H17V49H16ZM70 51H71V50H70ZM87 51H88L87 53H90L89 50H87ZM112 51H114V50H112ZM127 51H128V50H127ZM146 51H147V50H146ZM7 52H8V51H7ZM11 52H12V51H11ZM27 52H28V51H27ZM44 52H46V51H44ZM44 52H43V53H44ZM61 52H62V51H61ZM68 52H69V50H68ZM79 52H80V51H79ZM98 52H99V51H98ZM117 52H118V51H117ZM119 52H118V53H119ZM129 52H130V51H129ZM129 52H127V53H129ZM137 52H138V51H137ZM137 52L134 51L135 54H136ZM13 53L17 54L16 52H12V53H11L12 56H13ZM18 53H19V52H18ZM23 53H24V52H23ZM25 53H26V52H25ZM25 53H24V54H25ZM47 53H48V52H47ZM55 53H56V52H55ZM66 53H67V52H66ZM71 53H72V52H71ZM71 53H70V54H71ZM76 53H77V52H76ZM76 53H75V54H76ZM96 53H97V52H96ZM106 53H107V52H106ZM113 53H114V52H113ZM130 53H131V52H130ZM168 53H169V52H168ZM183 53H184V51H183ZM2 54H3V53H2ZM2 54H0V55L2 56ZM4 54H5V53H4ZM4 54H3V55H4ZM24 54H23V55H24ZM27 54H28V53H27ZM50 54H51V53H50ZM84 54H86V53H84ZM101 54H102V53H101ZM107 54H108V53H107ZM109 54H110V53H109ZM119 54H120V53H119ZM121 54H122V53H121ZM123 54H124V53H123ZM139 54H140V52H139ZM139 54H138V55H139ZM6 55H7V54H6ZM20 55H21V54H18V56H20ZM36 55H37V54H36ZM55 55H56V54H55ZM60 55H61V53H60ZM65 55H66V54H65ZM90 55H92V54H90ZM94 55H95V54H94ZM104 55H105V54H104ZM124 55H125V54H124ZM124 55H123V56H124ZM184 55H185V54H184ZM7 56H8V55H7ZM12 56H10V57H8V58H11ZM52 56H53V55H52ZM57 56H58V55H57ZM84 56H85V55H84ZM110 56H111V55H110ZM121 56H122V55H121ZM123 56H122V57H123ZM130 56H132V55H130ZM130 56H129V57H130ZM136 56H137V54H136ZM142 56H143V55H142ZM187 56H188V54H187ZM4 57H5V56H4ZM14 57H15V56H14ZM14 57H13V58H14ZM45 57H46V56H45ZM95 57H96V56H95ZM99 57H101V56H99ZM103 57H104V56H103ZM105 57H106V56H105ZM0 58H1V57H0ZM8 58H7V60H8ZM16 58H17V57H15V59H16ZM20 58H23V57L20 56L18 59H20ZM25 58H26V54H25ZM59 58H60V57H59ZM73 58H74V57H73ZM83 58H84V57H83ZM93 58H94V57H93ZM108 58H110V57H108ZM124 58H125V57H124ZM126 58L128 59V57H126ZM132 58H133V57H132ZM132 58H131V59H132ZM181 58H182V54H181ZM11 59H12V58H11ZM26 59H27V58H26ZM86 59H88V58H86ZM86 59H85V60H86ZM89 59H90V58H89ZM91 59H92V58H91ZM116 59H117V58H116ZM119 59H120V57H119ZM179 59H180V57H179ZM1 60H2V59H1ZM4 60H5V59H4ZM21 60H22V59H21ZM21 60H20V61H21ZM60 60H61V59H60ZM63 60H64V59H63ZM67 60H68V59H67ZM93 60H94V59H93ZM103 60H104V59H103ZM124 60H125V59H124ZM137 60H138V59H137ZM54 61H56V60H54ZM80 61H81V60H80ZM83 61H84V60H82V62H83ZM101 61H102V59H101ZM112 61H113V60H112ZM121 61H122V59H121ZM133 61H134V60H133ZM133 61H131V62H133ZM135 61H136V59H135ZM15 62H16V61H15ZM50 62H51V61H50ZM52 62H53V61H52ZM117 62H118V61H117ZM128 62H130V60H129ZM182 62H183V61H182ZM24 63H25V60H24ZM32 63H33V62H32ZM56 63H57V62H54V63H52V64H56ZM58 63H59V62H58ZM78 63H79V62H78ZM92 63H94V62H92ZM97 63H98V62H97ZM103 63H105V62H103ZM109 63H110V62H109ZM109 63H108V64H109ZM177 63H180V62H177ZM21 64H22V63H21ZM36 64H38V63H36ZM49 64H50V63H49ZM49 64H48V65H49ZM60 64H61V62H60ZM67 64H68V62H67ZM79 64H80V63H79ZM83 64H84V63H82V65H83ZM85 64H86V62H85ZM108 64H107V65H108ZM113 64H114V63H113ZM119 64H120V62H119ZM3 65H4V64H3ZM7 65H8V64H7ZM13 65H14V64H13ZM19 65H20V64H19ZM28 65H29V64H28ZM42 65H43V64H42ZM58 65H59V64H58ZM104 65H105V64H103L102 66H104ZM110 65H111V64H110ZM129 65H130V63H129ZM45 66H46V65H45ZM52 66H53V65H52ZM54 66H56V65H54ZM70 66H71V65H70ZM75 66H76V65L74 64V67H75ZM77 66H78V64H77ZM77 66H76V70H77V68H79V67H77ZM79 66H81V65H79ZM99 66H100V65H99ZM118 66H119V65H117V67H118ZM11 67H12V65H11ZM11 67H10V68H11ZM27 67H28V66H27ZM32 67H33V66H32ZM36 67H37V66H36ZM50 67H51V65H50ZM67 67H68V66H67ZM71 67H72V66H71ZM100 67H101V66H100ZM115 67H116V66H115ZM124 67H125V66H124ZM14 68L16 69V66H14ZM17 68H19V67H17ZM22 68H23V67H22ZM22 68H20L19 70L22 71ZM28 68H29V67H28ZM45 68H47V67H45ZM65 68H66V66H65ZM68 68H69V67H68ZM72 68H73V67H72ZM95 68H99V67H95ZM118 68H119V67H118ZM192 68H193V67H192ZM7 69H8V68H7ZM7 69H6V70H7ZM11 69H12V68H11ZM15 69H14V70H15ZM29 69H30V68H29ZM33 69H34V68H33ZM52 69H54V68H52ZM69 69H70V68H69ZM79 69H80V68H79ZM100 69H102V68H100ZM104 69H105V68H104ZM110 69H111V68H110ZM3 70H4V69H3ZM24 70H26V69L24 68ZM35 70H36V69H34V73H35ZM47 70H48V69H47ZM70 70H71V69H70ZM73 70H74V68H73ZM83 70H84V69H83ZM114 70H116V68H115ZM20 71H19V72H20ZM27 71H28V70H27ZM29 71H30V70H29ZM74 71H75V70H74ZM81 71H82V70H81ZM97 71H99V70H97ZM105 71H106V69H105ZM107 71H108V70H107ZM107 71L105 72V74L108 73ZM109 71H111V70H109ZM175 71H177V70H175ZM185 71H186V70H185ZM185 71H184V72H185ZM190 71H191V70H190ZM203 71H204V70H203ZM5 72H6V71H5ZM9 72H10V71H9ZM22 72H23V71H22ZM39 72H42V71L40 70ZM48 72H50V70H48ZM72 72H73V71H72ZM77 72H78V71H77ZM172 72H173V71H172ZM182 72H183V71H182ZM182 72H181V75H182ZM209 72H210V71H209ZM209 72H208V73H209ZM237 72H238V71H237ZM246 72H247V71H246ZM16 73H17V72H16ZM28 73H29V72H28ZM67 73H68V72H67ZM94 73H95V72H94ZM165 73H166V72H165ZM196 73H197V70H196ZM199 73L201 74V71H200ZM211 73H212V72H211ZM230 73H231V72H230ZM233 73H234V72H233ZM248 73H249V72H248ZM24 74H25V73H24ZM45 74H46V73H45ZM71 74H72V73H71ZM78 74H79V73H78ZM80 74H82V73H80ZM84 74H85V73H84ZM101 74H103V71H102ZM200 74H199V75H200ZM203 74H204V73H203ZM218 74H219V73H218ZM224 74H225V73H224ZM241 74H242V73H241ZM243 74H244V71H243ZM4 75H5V74H4ZM18 75L20 76L21 74L19 73ZM34 75H35V74H34ZM38 75H40V74H38ZM59 75H60V74H59ZM85 75H86V74H85ZM92 75H93V74H92ZM178 75H179V74H178ZM181 75H180V76H181ZM219 75H220V74H219ZM236 75H237V74H236ZM247 75H248V74H247ZM15 76H16V75H15ZM43 76H45V75H43ZM47 76H48V75H47ZM47 76H46V77H47ZM74 76H75V75H74ZM81 76H82V78H83V75H81ZM170 76H171V75H170ZM174 76H175V75H174ZM180 76H179V77H180ZM183 76H184V73H183ZM186 76H187V74H186ZM189 76H190V75H189ZM203 76H204V75H203ZM203 76H202V77H203ZM210 76H211V75H210ZM227 76H228V75H227ZM231 76H232V75H231ZM239 76H240V75H239ZM2 77H3V76H2ZM27 77H28V75H27ZM33 77H34V76H33ZM59 77H60V76H59ZM92 77H93V76H92ZM96 77H97V76H96V74H95V77H94V78H96ZM176 77H177V76H176ZM179 77H178V79H179ZM223 77H224V75H223ZM229 77H230V76H229ZM229 77H228V78H229ZM233 77H234V76H233ZM235 77H236V76H235ZM242 77H243V76H242ZM3 78H4V77H3ZM13 78H14V81H15V80H16L15 77H13ZM13 78H12V79H13ZM30 78H31V77H30ZM48 78H49V76H48ZM94 78H93V79H94ZM171 78H172V77H171ZM171 78H170V79H171ZM184 78H186V77H184ZM187 78H188V77H187ZM207 78H208V77H207ZM214 78H215V77H214ZM228 78H227V80H228ZM249 78H250V77H249ZM22 79H24V78H22ZM44 79H47V78H44ZM51 79H52V78H51ZM51 79H50V80H51ZM53 79H54V77H53ZM55 79H56V78H55ZM60 79H61V78H60ZM175 79H177V78H175ZM189 79H190V77H189ZM220 79H221V78H220ZM224 79H225V77H224ZM19 80H20V79H19ZM24 80H25V79H24ZM48 80H49V79H48ZM171 80H172V79H171ZM181 80H182V79H181ZM181 80H180V81H181ZM184 80H186V79H184ZM196 80H197V78H196ZM207 80H208V79H207ZM221 80H223V79H221ZM235 80H236V79H235ZM240 80H241V78H240ZM0 81H2V80H0ZM5 81H6V80H5ZM5 81H4V82H5ZM39 81H40V80H39ZM46 81H47V80H46ZM60 81H61V80H59V82H60ZM163 81H164V80H163ZM173 81H174V80H173ZM188 81H190V80H188ZM197 81H198V80H197ZM203 81H205V80H203ZM215 81H216V80H215ZM215 81H214V82H215ZM228 81H230V80H228ZM232 81H234V79H233ZM238 81H239V80H238ZM248 81H249V80H248ZM7 82H8V80H7ZM12 82H13V81H12ZM15 82H16V81H15ZM20 82L22 83L21 80L19 81V83H20ZM57 82H58V81H57ZM70 82H71V81H70ZM74 82H75V81H74ZM74 82H73V83H74ZM76 82H77V81H76ZM82 82H83V81H82ZM166 82H167V81H166ZM166 82H165V83H166ZM169 82H170V80H169ZM176 82H177V81H176ZM185 82L187 83V81H185ZM26 83H27V82H26ZM52 83L55 84L56 82L53 81V82H51L50 84H52ZM67 83H68V81H67ZM67 83H66V85H67ZM172 83H173V82H172ZM177 83H178V82H177ZM177 83H175L176 85H174V86H177ZM181 83H182V82H181ZM181 83H180V84H181ZM195 83H196V82H195ZM195 83H194V84H195ZM224 83H225V81H224ZM231 83H232V82H231ZM234 83H235V81H234ZM23 84H24V83H23ZM54 84H53V85H54ZM56 84H57V83H56ZM61 84L64 85L63 82H61ZM61 84L58 83V85H61ZM69 84H70V83H69ZM75 84H76V83H75ZM82 84H83V83H82ZM184 84H185V83H184ZM218 84H219V83H218ZM236 84H237V83H235V85H236ZM240 84H241V83L239 82V85H240ZM250 84H251V83H250ZM4 85H5V84H4ZM11 85H12V83H11ZM15 85H16V84H15ZM53 85H52V86H53ZM71 85H72V84H71ZM170 85H171V84L167 85L168 87H167V86H166V87L169 88V87H171ZM178 85H179V84H178ZM189 85H190V84H189ZM209 85H210V84H209ZM231 85H232V84H231ZM239 85H237V86H239ZM0 86H1V84H0ZM17 86H18V85H17ZM27 86H28V85H27ZM52 86H50V87H52ZM54 86H55V85H54ZM73 86H74V85H73ZM161 86H162V85H161ZM174 86H173V87H174ZM181 86H182V85H181ZM181 86H180V87H181ZM187 86H188V85H187ZM193 86H195V85H193ZM212 86H214V84H213ZM225 86H226V85H225ZM9 87H10V86H9ZM50 87H49V88H50ZM56 87H58V86H56ZM56 87H54V88H56ZM60 87H61V86H60ZM70 87H71V86H70ZM164 87H165V86H164ZM173 87H172L171 91L174 89ZM178 87H179V86H178ZM184 87H185V85H184ZM189 87H190V86H189ZM195 87H196V86H195ZM207 87H208V86H207ZM215 87H216V86H214V89H215ZM227 87H228V86H227ZM227 87H226V89H225V92L227 91ZM247 87H249V86H247ZM0 88H2V87H0ZM10 88H11V87H10ZM13 88H14V87H13ZM16 88H18V87H16ZM25 88H26V87H25ZM36 88H37V87H36ZM58 88H59V87H58ZM58 88H57V90H58ZM65 88H66V87H64L63 90H64ZM160 88L163 89V87H160ZM187 88H188V87H187ZM204 88H205V87H204ZM211 88H212V87H211ZM221 88H222V87H221ZM234 88H236V87H234ZM238 88H239V90L241 91L240 88H242V85L239 86ZM238 88H237V89H238ZM243 88H244V87H243ZM2 89H4V88H2ZM14 89H15V88H14ZM33 89H34V87H33ZM176 89L178 90L177 87H176ZM180 89H181V88H180ZM190 89H191V88H190ZM192 89H194V88L192 87ZM223 89H224V88H223ZM229 89H230V88H229ZM5 90H7V88H6ZM5 90H2L3 92H2L1 90H0V91H1L2 93H4ZM10 90H11V89H10ZM12 90H13V89H12ZM16 90H17V89H16ZM27 90H28V89H27ZM31 90H32V89H31ZM49 90H50V89H49ZM65 90H66V89H65ZM65 90H64V92H65ZM154 90H155V89H154ZM154 90H153V91H154ZM158 90H159V89H158ZM166 90H167V89H166ZM169 90H170V89H169ZM177 90H175V91H177ZM186 90H187V89H186ZM201 90H202V86H201ZM201 90H200V91H201ZM203 90H204V89H203ZM217 90H218V89H217ZM231 90H232V89H231ZM234 90H235V89H233L232 91H234ZM7 91H8V93L6 92L5 94H8V95H7L8 97L13 96L14 93L18 92V90L15 91V92L13 91V95H10V96H9V92H12V91H9V90H7ZM19 91H20V90H19ZM25 91H26V90H25ZM33 91H34V90H33ZM52 91H54L53 93L56 92L55 90H52ZM161 91H162V90H161ZM180 91H181V90H180ZM184 91H185V90H184ZM188 91H190V90H188ZM200 91H199V92H200ZM235 91H236V90H235ZM49 92H50V91H49ZM134 92H135V91H134ZM136 92H137V91H136ZM155 92H156V91H155ZM194 92H195V91H194ZM196 92H197V91H196ZM201 92H202V91H201ZM223 92H224V90H223ZM227 92H228V91H227ZM237 92H238V90H237ZM241 92H242V91H241ZM18 93H19V92H18ZM25 93H27V92H25ZM59 93H60V92L58 91L56 94H59ZM61 93H62V92H61ZM138 93H139V91H138ZM150 93H151V92H150ZM157 93H158V92H157ZM159 93H160V92H159ZM171 93H173V92H171ZM171 93H170V94H171ZM185 93H186V92H185ZM192 93H193V92H192ZM212 93H213V92H212ZM231 93H234V92H231ZM244 93H245V92H244ZM262 93H263V92H262ZM10 94H11V93H10ZM23 94H24V93H23ZM48 94H49V93H48ZM64 94H65V93H64ZM112 94H113V93H112ZM155 94H156V93H155ZM155 94H154V95H155ZM166 94H168V93L166 92ZM166 94H162V95H166ZM173 94H175V92H174ZM177 94H178V93H177ZM179 94H180V93H179ZM204 94H205V93H204ZM209 94H210V93H208V94H206V95H209ZM227 94H228V93H227ZM0 95H3V94H0ZM17 95L19 96V94H17ZM20 95H21V94H20ZM27 95H28V94H27ZM59 95H60V94H59ZM113 95H114V94H113ZM115 95H116V97H118V96H117V93H116ZM156 95H157V94H156ZM156 95H155V96H156ZM158 95H159V94H158ZM158 95H157V96H158ZM175 95H176V94H175ZM193 95H194V94H193ZM193 95H192V96H193ZM201 95H202V94H201ZM210 95H211V94H210ZM222 95H223V94H222ZM228 95H229V94H228ZM241 95H242V94H241ZM15 96H16V94H15ZM18 96H17V98H18ZM39 96H40V95H39ZM53 96H54V95H53ZM151 96H152V94H151ZM151 96H150V97H151ZM157 96H156V97H157ZM169 96H170V95H169ZM189 96H190V95H189ZM192 96H191V98L194 99V97H192ZM217 96H218V95H217ZM230 96H231V95H230ZM230 96H229V97H230ZM236 96H237V93L235 94V97H236ZM20 97H21V96H20ZM22 97H23V96H22ZM54 97H55V96H54ZM111 97H112V95H111ZM124 97H125V96H124ZM156 97H155V99H156ZM159 97H160V96H158V98H159ZM167 97H168V95H167ZM178 97H180V96H177V98H178ZM197 97H200V96L198 95ZM205 97H206V96H205ZM213 97H214V96H213ZM229 97H228V99H229ZM231 97H234V96H231ZM235 97H234V98H235ZM5 98H6V97H4V95H3V99H5ZM13 98H15V97H12V99H13ZM17 98H16V99H17ZM27 98H28V97H27ZM27 98H25V100H27V102H28V100H29L30 98H29V99H27ZM145 98H147V97H144V99H145ZM163 98H165V96H164ZM168 98H170V97H168ZM239 98H240V97H239ZM19 99H21V98H19ZM33 99H34V98H33ZM35 99H36V98H35ZM172 99L174 100L175 97L171 98L170 100H172ZM180 99H181V98H180ZM183 99H184V98H183ZM186 99H187V98H186ZM193 99H192V100H193ZM197 99H198V101H200L201 98H197ZM197 99H196V101H197ZM210 99H211V98H210ZM220 99H221V98H220ZM232 99H233V98H232ZM1 100H2V96H1L0 102H1ZM22 100H24V99H22ZM40 100H41V99H40ZM111 100H112V99H111ZM147 100H148V98H147ZM149 100L151 101V99H149ZM165 100H167V99H165ZM165 100H164V102H165ZM173 100H172V101H173ZM187 100H188V99H187ZM204 100H205V99H204ZM208 100H209V99H208ZM3 101H4V100H3ZM6 101H7V100H5V103H6ZM8 101H9V98H8ZM8 101H7V102H8ZM10 101H11V100H10ZM10 101H9V102H10ZM107 101H108V100H107ZM114 101H115V100H114ZM121 101H122V100H121ZM138 101H140V100H138ZM144 101H145V100H144ZM161 101H162V98H161ZM161 101H160V102H161ZM168 101H169V100H168ZM176 101H177V100H176ZM193 101H195V100H193ZM213 101H216V100H213ZM213 101H210V102L212 103V105H213ZM217 101H219V98H218ZM241 101H242V100H241ZM12 102H13V101H12ZM38 102H39V101H38ZM166 102H167V101H166ZM166 102H165V103H166ZM170 102H171V101H170ZM170 102H169V104H171ZM189 102H190V101H189ZM191 102H192V101H191ZM191 102H190V103H191ZM208 102H209V101H207V103H208ZM231 102H232V101H231ZM3 103H4V102H3ZM32 103H33V102H32ZM116 103H117V101H116ZM118 103H119V102H118ZM120 103H121V102H120ZM122 103H123V101H122ZM154 103L157 104L158 101H157V102H154ZM154 103L151 102V104H154ZM161 103H163V102H161ZM165 103H164V104H165ZM172 103H173V102H172ZM187 103H188V102H187ZM190 103H189V104H190ZM195 103L197 104V102H195ZM236 103H237V101H236ZM18 104H19V103H18ZM36 104H37V103H36ZM124 104H125V103H124ZM126 104H127V102H126ZM148 104H150V102H149ZM173 104H174V103H173ZM184 104H185V103H184ZM189 104H188V105H189ZM231 104H232V103H231ZM32 105H33V104H32ZM105 105H106V104H105ZM119 105H120V104H118V106H119ZM122 105H123V104H121V107H122ZM144 105H145V104H144ZM160 105H162V104H160ZM160 105H156V106H160ZM174 105L176 106V103H175ZM174 105H173V106H174ZM188 105H187V106H188ZM203 105H204V104H203ZM205 105H206V104H205ZM220 105H221V104H220ZM18 106H19V105H18ZM29 106H30V105H29ZM41 106H42V104L39 105V107H41ZM49 106H50V105H49ZM49 106H48V107H49ZM115 106H116V105H115ZM162 106H163V105H162ZM166 106H167V105H165V107H166ZM182 106H184V105H181V107H182ZM195 106H196V105H195ZM262 106H263V108H264V94H263V98H262ZM20 107H22V106H20ZM30 107H32V106H30ZM33 107H34V106H33ZM112 107H114V106H112ZM147 107H148V106H147ZM151 107H152V106H151ZM154 107H155V106H154ZM165 107H164V108H165ZM169 107L172 108L171 106H169ZM169 107L167 106L166 109H168ZM181 107H180V108H181ZM198 107H199V106H198ZM256 107H258V106H256ZM256 107H255V108H256ZM159 108L161 109V106H160ZM162 108H163V107H162ZM175 108H176V107H175ZM182 108H183V107H182ZM202 108H203V107H202ZM31 109H32V108H31ZM34 109H35V108H34ZM103 109H104V108H103ZM112 109H113V108H112ZM124 109H125V108H124ZM152 109H153V107H152ZM152 109H151V110H152ZM154 109H155V108H154ZM183 109H184V108H183ZM185 109H186V108H185ZM197 109H199V108H197ZM224 109H225V108H224ZM228 109H229V108H228ZM231 109H232V108H231ZM25 110H26V109H25ZM28 110H29V109H28ZM32 110H33V109H32ZM114 110L117 111V109H114ZM114 110H113V111H114ZM151 110H150V111H151ZM155 110H156V109H155ZM161 110H162V111H158V112H160V113H161V112H164L163 109H161ZM164 110H165V109H164ZM171 110H174V109H171ZM171 110H170V112H171ZM200 110H201V109H200ZM220 110H221V109H220ZM225 110H226V109H225ZM240 110H241V109H240ZM263 110H264V109H263ZM2 111H3V110H2ZM15 111H16V110H15ZM40 111H41V109H40ZM100 111H101V110H100ZM100 111H98V112H100ZM106 111H107V110H106ZM113 111H112V112H113ZM118 111H119V110H118ZM120 111H121V109H120ZM125 111H126V110H125ZM150 111H149V112H150ZM165 111H166V110H165ZM168 111H169V110H168ZM202 111H203V110H202ZM227 111H228V110H227ZM7 112H8V111H7ZM23 112H24V110H23ZM38 112H39V111H38ZM41 112H42V111H41ZM101 112H102V111H101ZM135 112H136V110H135ZM137 112H138V111H137ZM137 112H136V113H137ZM139 112H140V110H139ZM145 112H146V111H145ZM152 112H153V110H152ZM152 112H151V113H152ZM195 112H196V111H195ZM198 112H199V111H198ZM200 112H201V111H200ZM207 112H208V111H207ZM217 112H218V111H217ZM236 112H237V111H236ZM241 112H242V111H241ZM253 112H254V111H253ZM253 112H252V113H253ZM258 112H259V111H258ZM258 112H257V113H258ZM0 113H1V111H0ZM20 113H21V112H20ZM42 113H43V112H42ZM103 113H104V112H103ZM109 113H110V112H109ZM133 113H134V112H133ZM136 113H135V114H136ZM146 113H148V112H146ZM164 113L166 114V112H164ZM171 113H172V112H171ZM171 113H169V114L171 115ZM173 113H174V112H173ZM205 113H206V112H204V114H205ZM226 113H227V112H226ZM226 113H225V114H226ZM243 113H244V112H243ZM249 113H250V112H249ZM257 113H256V114H257ZM3 114H4V117H5V113H3ZM110 114H112V113H110ZM114 114H115V113H114ZM121 114H122V113H121ZM157 114H158V113H157ZM169 114H168V117H169ZM184 114H185V113H184ZM202 114H203V113H201V116H203ZM219 114H221V113H219ZM223 114H224V113H222V115H223ZM258 114H260V113H258ZM14 115H15V114H13V115H11V116H14ZM18 115H19V114H17V116H18ZM20 115H21V114H20ZM23 115H24V114H22V116H23ZM47 115H49V113H48ZM60 115H61V114H60ZM60 115H59V116H60ZM70 115H71V114H70ZM89 115H90V114H89ZM116 115L118 116V114H116ZM119 115H120V114H119ZM123 115H124V113H123ZM137 115H138V114H136V116H137ZM145 115H146V114H145ZM163 115H164V114H163ZM194 115L197 117L196 114H194ZM199 115H200V113H199ZM199 115H198V116H199ZM234 115H235V113H234ZM248 115H249V114H248ZM248 115H247V116H248ZM251 115H252V114H251ZM1 116H3V115H0V117H1ZM38 116H39V115H38ZM52 116H53V115H52ZM59 116H58V117H59ZM62 116H64V115H62ZM90 116H91V115H90ZM100 116H101V115H100ZM114 116H115V115H114ZM114 116H113V117H114ZM120 116H121V115H120ZM126 116H127V115L125 114V118H127ZM141 116H142V115H141ZM146 116H147V115H146ZM151 116H152V114H151ZM153 116H154V113H153ZM153 116H152V118H153ZM164 116H165V115H164ZM195 116H192V118H194ZM211 116H212V115H211ZM218 116H219V115H218ZM225 116H227V114H226ZM247 116H246V118H247ZM29 117H30V116H29ZM49 117H50V116H49ZM71 117H73V116H71ZM83 117H84V116H83ZM97 117L99 118V116H97ZM101 117H102V116H101ZM106 117H107V116H106ZM106 117H105V118H106ZM121 117H122V116H121ZM156 117L159 118V115L156 116ZM156 117L154 116V118H156ZM161 117H162V115H161ZM172 117H173V116H172ZM172 117H171V118H172ZM207 117H208V116H207ZM230 117L232 118V116H230ZM238 117H239V116H238ZM256 117H257V116H256ZM261 117H262V116H261ZM261 117H260V118H261ZM10 118H11V117H10ZM22 118H23V117H22ZM62 118H63V117H62ZM98 118H97V119H98ZM128 118H129V117H128ZM128 118H127V119H128ZM148 118H149V116H148ZM148 118H147L146 120H149ZM152 118H150V119L153 120ZM165 118H166V117H165ZM165 118H163V120H166ZM226 118H227V117H226ZM236 118H237V117H236ZM252 118H253V117H252ZM258 118H259V117H258ZM258 118H257L258 123H259L258 126H259V129H261V128L263 127V126H261V125H262V124L264 125V119L262 118V119H260V121H259ZM38 119H39V118H38ZM88 119H90V118H88ZM94 119H95V116H94ZM94 119H93V120H94ZM100 119H101V118H100ZM111 119H112V117H111ZM127 119H124V116H123V119H121V120H124V122H125V120H127ZM156 119H157V118H156ZM159 119H160V118H159ZM161 119H162V118H161ZM167 119H168V118H167ZM169 119H170V118H169ZM200 119H201V117H200ZM204 119H205V118H204ZM217 119H218V118H217ZM217 119H216V120H217ZM248 119H249V118H248ZM253 119H254V118H253ZM15 120H17V119H15ZM34 120H35V119H34ZM41 120H42V119H41ZM54 120H56V119H54ZM54 120H53V123H54ZM61 120H64V119H61ZM66 120H67V119H66ZM91 120H92V119H91ZM95 120H96V119H95ZM106 120H107V119H106ZM118 120H119V119H118ZM118 120H117V121H118ZM140 120H142V119H140ZM143 120H144V118H143ZM143 120H142V121H143ZM146 120H145V121H146ZM151 120H149V121L151 122ZM157 120H158V119H157ZM190 120H191V117H190ZM208 120H209V119H208ZM211 120H212V119H211ZM214 120H215V119H214ZM229 120H230V119H229ZM251 120H252V119H251ZM254 120H256V119H254ZM18 121H19V120H18ZM29 121H30V120H29ZM35 121H36V120H35ZM49 121H50V120H49ZM58 121H59V119H58ZM81 121H82V120H81ZM98 121H99V120H98ZM98 121H97V122H98ZM102 121H104V120H102ZM115 121H116V116H115ZM129 121H130V120H129ZM145 121H144V122H145ZM154 121L157 122L156 120H154ZM167 121H168V120H167ZM201 121H202V120H201ZM218 121H219V119H218ZM224 121H225V120H224ZM224 121H223V123H224ZM15 122H17V121H15ZM15 122H14V123H15ZM30 122H31V121H30ZM37 122H38V121H37ZM42 122H43V121H42ZM50 122H51V121H50ZM109 122H110V121H109ZM109 122H108V123L105 122V123H103V125H104V124L107 125V124H109ZM112 122H114V121H112ZM112 122H111V123H112ZM138 122H139V121H138ZM146 122H147V121H146ZM155 122H154V123H155ZM210 122H211V121H210ZM262 122H263V123H262ZM5 123H6V122H5ZM5 123H4V124H5ZM10 123H12V122H10ZM34 123H35V122H34ZM81 123H82V122H81ZM93 123H94V122H93ZM100 123H101V122H100ZM125 123H126V122H125ZM128 123H129V122H128ZM163 123H164V122H163ZM193 123H194V122H193ZM214 123H215V121H214ZM217 123H218V122H217ZM230 123H231V122H230ZM247 123H248V121H247ZM261 123H262V124H261ZM63 124H64V123H63ZM69 124H70V123H69ZM84 124H85V123H84ZM116 124L118 125V123H116ZM119 124H120V123H119ZM121 124H124V123H122V121H121ZM141 124H142V123H141ZM144 124H145V123H144ZM159 124H160V120H159ZM159 124H158V126H160ZM188 124H190V123H188ZM195 124H196V122H195ZM215 124H216V123H215ZM219 124H220V123H219ZM242 124H244V122H243ZM242 124H241V125H242ZM250 124H251V123H250ZM250 124H249V126H250ZM255 124H257V123H255ZM30 125H31V124H30ZM32 125H33V124H32ZM49 125H50V124H49ZM53 125H54V124H53ZM95 125H96V124H95ZM95 125H93V126L95 127ZM100 125H101V124H100ZM106 125H105V126H106ZM113 125H115V124H113ZM113 125H112V126H113ZM130 125H131V124H130ZM130 125H128V127H129ZM145 125H147V124H145ZM152 125H153V124H152ZM154 125H156V123H155ZM171 125H172V123H171ZM203 125H204V124H203ZM211 125H212V123H211ZM225 125H226V124H225ZM235 125H236V124H235ZM253 125H254V123H253ZM0 126H1V125H0ZM27 126H28V125H27ZM37 126H38V125H37ZM109 126H110V125H109ZM112 126H111V129H112ZM141 126H142V125H141ZM198 126H199V125H198ZM200 126H201V125H200ZM212 126H213V125H212ZM217 126H218V125L216 124V126L214 127L215 129H214L213 131L219 129ZM242 126H243V125H242ZM246 126H247V125H246ZM258 126H257V127H258ZM6 127H7V125H6ZM30 127H31V126H30ZM34 127H35V126H34ZM98 127H99V125H98L96 128H98ZM102 127H103V126H101V128H102ZM117 127H119V126H117ZM121 127H122V126H121ZM126 127H127V126H126ZM138 127H139V126H138ZM153 127L155 128V126H153ZM153 127H152V128H153ZM192 127H193V126H192ZM201 127H202V126H201ZM203 127H204V126H203ZM203 127H202V128H203ZM219 127H221V126L219 125ZM223 127H224V126H223ZM228 127H229V126H228ZM228 127L226 128L227 130H228ZM10 128H11V127H10ZM14 128H15V127H14ZM22 128L24 129V127H22ZM32 128H33V126H32ZM99 128H100V127H99ZM103 128L105 129L106 127H103ZM103 128H102V129H103ZM119 128H120V127H119ZM124 128H125V127H124ZM129 128H130V127H129ZM139 128H140V127H139ZM143 128H146V129H147L146 126L143 127ZM150 128H151V127H150V125H149V129H150ZM152 128H151V129H152ZM157 128H158V127H157ZM193 128H194V127H193ZM199 128H200V127H199ZM211 128H212V127H211ZM238 128H240V127L238 126ZM246 128H247V127H246ZM15 129H16V128H15ZM36 129H37V127H36ZM39 129H40V128H39ZM47 129H48V128H47ZM55 129H56V128H55ZM72 129H73V128H72ZM84 129H85V128H84ZM84 129H83V130H84ZM91 129H92V128H91ZM93 129H94V128H93ZM102 129H101V130H102ZM109 129H110V128H109ZM125 129H126V128H125ZM127 129H128V128H127ZM146 129H145V130H146ZM187 129H188V128H187ZM190 129H191V128H190ZM204 129H205V128H204ZM206 129H207V127H206ZM212 129H213V128H212ZM235 129H237V128H235ZM24 130H25V129H24ZM58 130H59V129H58ZM70 130H71V129H70ZM70 130H69V131H70ZM79 130H80V129H79ZM96 130H99V129H96ZM105 130H106V129H105ZM107 130H108V129H107ZM115 130H116V129H115ZM132 130H133V129H132ZM182 130H183V129H182ZM202 130H203V129H202ZM0 131H2V130H0ZM10 131H11V130H10ZM29 131H30V130H29ZM39 131H40V130H39ZM44 131H45V130H44ZM67 131H68V130H67ZM69 131H68V132H69ZM88 131H89V130H88ZM90 131H91V130H90ZM109 131H110V130H109ZM112 131H113V129H112ZM120 131H121V130H120ZM122 131H123V128H122ZM140 131H141V130H140ZM142 131H143V130H142ZM200 131H201V129H200ZM210 131H212V130H210ZM230 131H231V130H230ZM230 131H229V132H230ZM233 131H234V130H233ZM8 132H9V131H8ZM14 132H15V131H14ZM31 132H32V130H31ZM70 132H71V131H70ZM72 132H73V131H72ZM81 132H82V131H81ZM101 132H102V131H100V133H101ZM105 132H107V131H105ZM117 132H118V131H117ZM138 132H139V131H138ZM145 132H146V131H145ZM149 132L151 133V131H149ZM157 132H158V131H157ZM168 132H169V130H168ZM225 132H227V131L225 130ZM246 132H247V131H246ZM26 133H28V131H27ZM37 133H38V132H37ZM49 133H50V132H49ZM75 133H76V130H75ZM85 133H87V132H85ZM108 133H109V132H108ZM110 133H111V131H110ZM114 133H115V132H114ZM114 133H113V134H114ZM123 133L125 134V132H123ZM123 133L121 132L120 134H123ZM139 133L141 134V132H139ZM143 133H144V131H143ZM163 133H165V132H163ZM185 133H186V132H185ZM194 133H195V131H194ZM215 133L218 134V132H215ZM215 133H214V134H215ZM227 133H228V132H227ZM250 133H251V131H250ZM6 134H7V133H6ZM34 134H35V133H34ZM80 134H81V133H80ZM88 134H89V133H88ZM96 134H97V133H96ZM103 134H104V133H103ZM199 134H200V133H199ZM199 134H198V135H199ZM201 134H202V133H201ZM201 134H200V135H201ZM209 134H212V132L209 133ZM219 134H220V133H219ZM230 134H231V133H230ZM232 134H233V133H232ZM245 134H246V133H244V136H246ZM18 135H19V134H18ZM20 135H21V134H20ZM22 135H23V134H22ZM31 135H32V134H31ZM104 135H105V134H104ZM111 135H112V134H111ZM117 135H118V134H117ZM134 135H135V134H134ZM137 135H138V134H137ZM142 135H144V134H142ZM170 135H171V134H170ZM183 135H184V134H183ZM186 135H188V134H186ZM221 135H223V134H221ZM221 135H220V136H221ZM227 135L229 136V133H228ZM247 135H249V134H247ZM27 136H28V135H27ZM33 136H34V135H33ZM33 136H32V137H33ZM72 136H73V135H72ZM120 136H121V135H120ZM123 136H124V135H123ZM138 136H139V135H138ZM179 136H180V135H179ZM195 136H196V135H195ZM195 136H194V137H195ZM211 136H213V139H214V135H211ZM220 136H219V137H220ZM230 136H231V135H230ZM241 136H243V135H241ZM241 136H240V138H241ZM17 137H18V136H17ZM79 137H80V136H79ZM103 137H104V136H103ZM118 137H119V136H118ZM124 137H126L127 140H130V138L128 139V137H127L126 134H125ZM221 137H222V136H221ZM225 137H226V136H225ZM233 137H234V136H233ZM236 137H238V136H236ZM236 137H234V138H236ZM246 137H248V136H246ZM252 137H253V136H252ZM258 137H259V136H258ZM2 138H3V137H2ZM5 138H6V136H5ZM13 138H14V137H13ZM28 138H29V137H28ZM30 138H31V137H30ZM39 138H40V137H39ZM49 138H50V137H49ZM100 138H101V137H100ZM105 138H106V137H105ZM115 138H116V137H115ZM143 138H144V137H143ZM160 138H161V137H160ZM189 138H191V135H190ZM223 138H224V137H223ZM223 138L221 139V141H223ZM226 138H227V137H226ZM244 138H245V137H244ZM249 138H250V140H249ZM249 138H246V140L251 141V139H253V138L250 137V135H249ZM20 139H21V138H20ZM20 139H19V140H20ZM32 139H33V138H32ZM67 139H68V138H67ZM70 139H73V138H71V136H70ZM74 139H75V138H74ZM81 139H82V138H81ZM111 139H113V137H112ZM120 139H122V138H120ZM120 139L118 138V140H120ZM126 139L123 138V141H124V140L126 141ZM131 139H132V138H131ZM186 139H187V138H185V140H186ZM198 139H199V138H198ZM204 139H205V138H204ZM224 139H225V138H224ZM4 140H5V139H4ZM11 140H12V138H11ZM84 140H85V139H84ZM84 140H81V141H84ZM102 140H103V139H102ZM109 140H110V138H109ZM136 140H137V138H136ZM142 140H143V139H142ZM144 140H145V139H144ZM155 140H156V139H155ZM161 140H162V139H161ZM188 140H189V139H188ZM195 140H196V139H195ZM200 140H201V139H200ZM205 140H206V139H205ZM216 140H219V139H216ZM232 140H233V138H232ZM236 140H237V139H236ZM241 140H242V138H241ZM241 140L239 139V141H241ZM246 140L244 139L243 143H244ZM27 141H28V140H27ZM71 141H72V140H71ZM105 141H106V140H105ZM110 141H111V140H110ZM115 141H116V140H115ZM115 141H114V142H115ZM131 141H132V140H131ZM151 141L153 142V139H152ZM157 141H158V140H157ZM170 141H171V140H170ZM196 141H199V140H196ZM196 141H195V142H196ZM224 141H229V140H224ZM233 141H234V140H233ZM15 142H16V141H15ZM15 142H14V143H15ZM66 142H67V141H66ZM88 142H89V141H88ZM100 142H103V141H100ZM108 142H109V141H108ZM120 142H122V141H120ZM133 142H134V141H133ZM154 142H156V141H154ZM164 142H165V141H164ZM193 142H194V140H193ZM195 142H194V143H195ZM207 142H210V141L207 139ZM236 142H237V141H236ZM236 142L234 141V143H236ZM251 142H252L253 144H255L254 141H251ZM261 142H262V141H261ZM2 143H3V142H2ZM2 143H1V144H2ZM42 143H43V142H42ZM70 143H71V142H70ZM79 143H80V140H79ZM83 143H84V142H83ZM98 143H99V142H98ZM98 143H96V144H97L96 146H98ZM112 143H113V142H112ZM117 143H118V142H117ZM128 143H130V142H128ZM144 143H145V142H144ZM174 143H175V142H174ZM180 143H181V141H180ZM212 143H213V142H212ZM227 143H228V145H229L230 142H227ZM227 143H225V144H227ZM237 143H238V142H237ZM239 143H240V142H239ZM8 144H9V143H8ZM29 144H30V143H29ZM43 144H44V143H43ZM54 144H55V143H54ZM99 144H101V143H99ZM109 144H111V143H109ZM125 144H126V142H125ZM139 144H140V143H139ZM141 144H143V143H141ZM154 144H155V143H154ZM159 144H160V143H159ZM161 144H162V143H161ZM168 144H169V142H168ZM195 144H196V143H195ZM218 144H219V143H218ZM231 144H233V143H231ZM256 144H257V142H256ZM3 145H4V144H3ZM26 145H27V144H26ZM26 145H25V146H26ZM38 145H39V144H38ZM101 145H103V144H101ZM104 145H105V144H104ZM106 145H107V144H106ZM118 145H119V143H118ZM131 145H134V144L131 143ZM144 145H145V144H144ZM165 145H167V144H165ZM172 145H173V144H172ZM180 145H181V144H180ZM201 145H202V144H201ZM203 145H204V144H203ZM203 145H202V146H203ZM213 145H214V144H213ZM215 145H216V144H215ZM220 145H221V144H220ZM242 145H243V144H242ZM259 145H262V144L259 142ZM33 146H34V145H33ZM80 146H81V145H80ZM87 146H88V145H87ZM116 146H117V144H116ZM122 146H123V144H122ZM126 146H127V145H126ZM135 146H136V145H135ZM148 146H150V143H149V145L146 146V148H144V150L147 149ZM160 146H162V145H160ZM231 146H232V145H231ZM239 146H240V145H239ZM246 146L248 147L249 145H246ZM253 146H254V145H253ZM100 147H101V146H100ZM100 147H99V148H100ZM112 147H113V146H112ZM117 147H118V146H117ZM117 147H113V148L111 149V151H112L114 148H117ZM131 147H132V146H131ZM153 147H154V146H153ZM157 147H159V146H157ZM188 147H189V146H188ZM212 147H213V146H212ZM220 147H223V145L220 146ZM224 147H226V145H225ZM242 147H243V146H242ZM250 147H251V146H250ZM250 147H249L248 149L251 150V151H249V153L251 152V155L248 154V156L250 155V158H252V162H249V161L247 160V158L245 159V161L247 160L246 162H249V164L251 163L253 166L256 167L257 164H259V162L264 161V160L262 159L261 156H260V158H259V155H261V153H259V152H260V151L263 152V151H262V150H263V147H262V150H261V149H257V147H256L257 150H256V149H255L256 151L254 150V155H252V154H253V153H252L253 148H250ZM24 148H25V147H24ZM46 148H47V147H46ZM77 148H78V147H77ZM99 148H97L96 150H98ZM124 148H125V147H124ZM129 148H130V145H129ZM140 148H141V147H140ZM165 148H166V147H165ZM170 148H171V147H170ZM179 148H180V147H179ZM215 148H216V147H215ZM233 148H234V147H233ZM243 148H244V147H243ZM254 148H255V147H254ZM4 149H5V151H6V148H4ZM8 149H9V148H8ZM75 149H76V148H75ZM109 149H110V148H109ZM155 149H156V148H155ZM184 149H185V148H184ZM184 149H183V153L180 155L179 152L181 151V149H180V151H177L178 148H174V151H175V150L177 151V152H176L177 155H176V154L173 152V150H172V152L174 153V158H175V155L178 156V154H179V156H180L181 158H183V157H184V152H185ZM193 149H194V148H193ZM195 149H196V148H195ZM198 149H199V148H198ZM201 149H202V148H201ZM227 149H228V148H227ZM227 149H225V150H226V153H227V151H228ZM235 149H236V148H235ZM237 149H238V148H237ZM237 149H236V150H237ZM240 149H241V148H240ZM248 149H246L247 151H246L245 149H244V150L248 153ZM2 150H3V149H2ZM64 150H65V149H64ZM101 150H102V148H101ZM104 150H105V149H104ZM107 150H108V149L106 148V151H105V152H107ZM120 150H121V149H120ZM134 150H135V149H134ZM156 150H157V149H156ZM156 150H154V152H155ZM167 150H171V149H168V147H167ZM185 150H186V149H185ZM216 150H217V149H216ZM216 150H215V151H216ZM230 150H232V149H230ZM258 150H259V152H258ZM40 151H41V150H40ZM42 151H43V150H42ZM44 151H45V149H44ZM122 151H123V150H122ZM125 151H126V150H125ZM128 151H129V150H128ZM157 151H158V150H157ZM161 151H163L164 153H166V151H164V150H161ZM198 151H199V150H198ZM200 151H201V150H200ZM218 151H221V150H217V152H218ZM223 151H224V150H223ZM223 151H221V152H223ZM241 151H242V150H241ZM245 151H244V152H245ZM1 152H2V151H1ZM36 152H37V151H36ZM83 152H85V150H84ZM97 152H98V151H97ZM101 152H102V151H101ZM108 152H109V151H108ZM130 152L132 153V150H131ZM135 152H136V151H135ZM172 152H171V153H172ZM228 152H229V151H228ZM233 152H234V151H233ZM242 152H243V151H242ZM246 152H245V154L247 155ZM40 153H41V152H40ZM43 153H44V152H43ZM47 153H48V152H47ZM47 153H46V154H47ZM54 153H55V152H54ZM67 153H68V152H67ZM85 153H86V152H85ZM119 153H120V152H119ZM121 153H122V152H121ZM173 153H172V154H173ZM185 153H186V152H185ZM195 153H196V152H195ZM203 153H204V152H203ZM209 153H211V152H209ZM234 153H236V152H234ZM238 153H239V152H238ZM238 153H237V155H238ZM12 154H13V153H12ZM32 154H33V153H32ZM44 154H45V153H44ZM50 154H51V153H50ZM86 154H87V153H86ZM88 154H89V153H88ZM91 154H92V153H91ZM97 154H98V153H97ZM102 154H103V153H102ZM111 154H112V153H111ZM134 154H135V153H134ZM141 154H142V153H141ZM150 154H151V153H150ZM156 154H157V153H156ZM168 154H170V153H168ZM168 154H167V157H168ZM187 154H188V153H187ZM214 154H215V155H214ZM214 154H213L214 156H216V155H218V157L221 156V155L218 154V153H217V154L214 153ZM221 154H225V152H224V153H221ZM240 154H241V153H240ZM242 154H243V153H242ZM263 154H264V152L262 153V156H263ZM5 155H6V154H5ZM5 155H4V156H5ZM14 155H15V152H14ZM34 155H35V154H34ZM40 155H41V154H40ZM151 155H152V154H151ZM161 155H163V153H162ZM230 155H231V154H230ZM7 156H8V155H7ZM15 156H16V155H15ZM25 156H26V155H25ZM41 156H44V155H41ZM90 156H91V155H90ZM90 156H89V157H90ZM92 156H93V155H92ZM126 156H127V155H126ZM146 156L148 157L147 154H146ZM149 156H150V155H149ZM153 156H154V155H153ZM153 156H152L151 158H153ZM164 156H166V154H165ZM171 156H172V155H171ZM171 156H170V160H171ZM179 156H178V157H179ZM194 156H196V155H194ZM226 156H227V154H225V158H226ZM232 156H233V154H232ZM248 156H247V157H248ZM252 156H253V157H252ZM12 157H13V156H12ZM28 157H29V155H28ZM55 157H56V156H55ZM124 157H125V156H124ZM128 157H129V156H128ZM139 157H140V156H139ZM142 157H143V155H142ZM160 157H161V156H160ZM180 157L177 158V159H175V160L173 159V160H171V161H172V162L177 161V163H178V159H180ZM186 157H187V156H186ZM186 157H185V160H186ZM235 157H236V156H235ZM240 157H241V156H240ZM242 157H243V155H242ZM244 157H246V156H244ZM0 158H1V155H0ZM3 158H4V157H3ZM5 158H6V157H5ZM8 158H9V159H13V158H11V157H8ZM30 158H31V157H30ZM30 158H29V159H30ZM37 158H38V157H37ZM37 158H36V159H37ZM41 158H42V157H41ZM105 158H106V157H105ZM126 158H127V157H126ZM145 158H146V157H145ZM148 158L151 159L150 157H148ZM162 158H163V157H162ZM172 158H173V156H172ZM212 158H213V156H212ZM232 158H233V157H232ZM248 158H249V157H248ZM263 158H264V157H263ZM9 159H8V160H9ZM16 159H17V158H16ZM33 159H34V158H33ZM63 159H64V158H63ZM68 159H69V158H68ZM72 159H73V158H72ZM93 159H94V157H93ZM99 159H100V158H99ZM101 159H102V158H101ZM117 159H118V158H117ZM134 159H135V157H134ZM142 159H143V158H142ZM157 159H158V161H159V158H157ZM160 159H161V158H160ZM163 159H165V158H163ZM168 159H169V157H168ZM206 159H207V158H206ZM214 159H215V157H214ZM228 159H229V158H228ZM228 159H227V160H228ZM236 159H237V158H236ZM240 159H241V161H242V158H240ZM240 159H238V160H239L238 164L240 163ZM259 159H261V160L259 161ZM5 160H6V159H5ZM65 160H66V158H65ZM86 160H87V159H86ZM115 160H116V158H115ZM136 160H138V159L136 158ZM181 160H182V159H180V160H179V163L176 164V166L178 165V168L176 169V172H178V173H180V174H182V175H184V174H186V175H187V174H189V175H190V174H194V175H195V173H197V175L199 174L198 172H199V169H201V168H199V167L197 166V165H198V162H197L196 158H195V159L193 158V160H190L191 162L188 161V162H186V163H183V162H182V161H185V160H182V161H181ZM203 160H204V159H203ZM209 160H210V159H209ZM209 160H208V161H209ZM233 160H234V159H233ZM0 161H1V160H0ZM2 161H4V160H2ZM9 161H10V160H9ZM9 161H8V163H9ZM14 161H15V160H14ZM17 161H18V160H17ZM28 161H29V160H28ZM89 161H90V160H89ZM102 161H103V160H102ZM110 161H111V160H110ZM134 161H135V160H134ZM156 161H157V160H156ZM163 161H164V160H163ZM163 161H162V162H163ZM166 161H167V160H166ZM166 161H165V163H166ZM171 161H170V162H171ZM206 161H207V160H206ZM225 161H226V160H225ZM228 161H229V160H228ZM228 161H227V162H228ZM6 162H7V161H6ZM11 162H12V161H11ZM11 162H10V163H11ZM30 162H31V161H30ZM39 162H40V161H39ZM41 162H42V161H41ZM60 162H61V161H60ZM97 162H98V161H97ZM113 162H114V160L112 161V163H113ZM117 162L121 164L122 160L119 158V161L116 160L112 166L108 164V163H110L109 161H108V163H107V161H106V163H105V162H102V163H105L106 165L108 164L109 167H108L106 170H105V168L103 167V170H105V172H103V173L101 172L102 174L99 172V171H100V170H99V171L97 172V175H98V176L96 175L97 177L95 176L96 171H95V174H93V170H92V173L88 171V170H90V167H89V169L87 170V172H89V173H87L86 170L83 169V170H84V171H83L84 174H83V176L81 175V176L83 177V178H82V180H83V185H82V186H83V188H82L83 192H82L81 189H80V192L84 193L85 195L83 196V200L81 199V197H80V199L83 201V204H84V202H85L86 205H85V206L83 205L84 207L82 206V207H83V211H81V215H82V212H83V215H82V218H81L82 221H81V222H78V223H74V225H75L74 227H75V228H74L73 231L75 232V235H73V236H74L73 241H72V239H71V244H74V245L70 246L71 244L69 245V243L67 242L68 245L70 246V247H68V248H71V249H69V250H73L72 248H73V246H75V245H77L76 248H78V246H79L78 250H80V248H81V254H80V255H79L78 253H77V254L79 255V257H83V261H81L80 263H78L77 260H76L77 264H121V263L119 262V261H122V263H123V259L120 258V255H121V253H122L121 249H122L123 247H124V248L126 247V249H127V246H128V248L131 247V248H129V249L132 250L131 252H133L132 247H133L134 245L136 246V244H137V243H135L134 245L131 244V246H130V245H128V242H131V240L128 241V242L125 241V240H127V239H125V236H126L127 233H125V231H124V227H123L124 225L122 226L123 223H121L120 220L118 221V219H120V217L118 218V214H117L118 212H115V209H119V207L122 208L121 210H118V211H121L120 213H122L123 211L126 212V210L128 209L129 211L127 210V212H129V213H134V215H135V213H136V207H135L134 202L138 200V199L135 200V198H139V197H141L140 193L143 192V194H144V191H143L144 189H141V190H142L141 192H140L139 189H137V190L135 189L136 187L138 188V186H136V185H138V184H136L137 181L134 182V183H132L133 185H135V188H134V189H133V187H131V186H133L132 184L129 185V182L131 183L133 180L135 181V180L137 179V178H136V179L134 178V174L137 175V172H136L135 170H136L138 167H137V166H134V167H132V169H133V170H132L131 167H130V169H129V167H128V168H124V167L126 166V163H125L126 161H125V162H122V164H125V166H121V165L117 164ZM160 162H161V161H160ZM160 162H159V164H160ZM162 162H161V163H162ZM170 162H168L169 165H170ZM172 162H171V163H172ZM204 162H205V160L202 161L203 164H204ZM213 162H215V161H213ZM230 162H232V161H230ZM246 162H244V163H246ZM33 163H34V161H33ZM33 163H31V164L34 165ZM87 163H88V162H87ZM199 163H200V162H199ZM224 163H226V162H224ZM234 163H235V162H234ZM16 164H17V163H16ZM20 164H21V163H20ZM25 164L28 165L27 163H25ZM36 164H37V163H36ZM41 164H43V163H41ZM85 164H86V163H85ZM92 164H93V163H92ZM92 164H91V167H92L93 169L96 168L94 165H93V166H94V167H93ZM97 164H98V163H96V165H97ZM127 164L129 165L128 162H127ZM142 164H143V165H142ZM142 164H141V165L139 164L140 167H139L138 169L141 168V170H142L143 173H139V172H141V171L139 170V172H138V176H139V177H138V178L141 177V179H142V177H145V176H149V177H150V175H152V174L149 173V171H148V170H150L149 167H148V165H144L145 163H142ZM155 164H156V163H155ZM166 164H167V163H166ZM166 164H165V165H166ZM211 164H212V162H211ZM220 164H221V163H220ZM226 164H227V163H226ZM229 164H230V163H229ZM229 164H228V165H229ZM232 164H233V163H232ZM235 164H236V163H235ZM238 164H237V167H240V166H241V167L243 168L244 165H243V166H242V165L239 166ZM241 164H242V163H241ZM251 164H250V165H251ZM8 165H9V164H8ZM32 165H28V166H32ZM59 165H60V164H59ZM71 165H72V164H71ZM71 165H69V166H71ZM73 165H74V164H73ZM89 165H90V164H89ZM133 165H134V164H133ZM139 165H138V166H139ZM162 165H164V162L162 163ZM216 165H217V164H216ZM216 165H215V167H216ZM221 165H224V164H221ZM230 165H231V164H230ZM247 165H248V164H246V166H247ZM259 165H260V164H259ZM259 165H258V166H259ZM49 166H50V165H49ZM67 166H68V165H67ZM85 166L87 167V165H85ZM99 166H100V164L97 166V168H99ZM102 166H104V164H103V165L101 164V168H102ZM129 166H131V164H130ZM166 166H168V165H166ZM166 166H163V167H166ZM176 166H175V168H176ZM211 166H212V165H211ZM218 166H220V165H217V167H218ZM232 166H234V165H232ZM235 166H236V165H235ZM246 166H245V167H246ZM248 166H249V165H248ZM258 166H257V168L260 169V167L262 166V164H261V166H259V167H258ZM263 166H264V164H263ZM7 167L10 168L9 166H7ZM12 167H13V166H12ZM14 167H15V165H14ZM16 167H17V166H16ZM47 167H48V166H47ZM65 167H66V166H65ZM86 167H85V169H86ZM136 167H137V168H136ZM151 167H152V166H151ZM156 167H157V166H156ZM161 167H162V166H161ZM170 167H171V166H170ZM170 167L168 166L169 169H170ZM173 167H174V166H173ZM212 167L214 168V171H215V170H218V168H215L214 166H212ZM221 167H222V166H221ZM224 167H227V166H224ZM20 168H21V167H20ZM23 168H24V166H23ZM72 168H73V167H72ZM87 168H88V167H87ZM135 168H136V169H135ZM175 168H174V169H175ZM222 168H223V167H222ZM222 168H221V169L219 168L218 171H221ZM230 168H231V167H230ZM232 168H233V167H232ZM235 168H236V167H235ZM248 168H250V167H248ZM257 168H256V170H257V172H258L259 169H257ZM262 168H263V167H261V169H262ZM0 169H1V167H0ZM4 169L6 170V168H4ZM11 169H12V168H11ZM11 169H10V170H11ZM26 169H27V168H26ZM34 169H35V168H34ZM70 169H71V168H70ZM75 169H76V168H75ZM128 169H129V170H128ZM134 169H135V170H134ZM143 169H144V170H143ZM157 169H158V168H157ZM202 169H205V168H202ZM202 169H201V170H202ZM224 169H225V168H224ZM224 169H223V170H224ZM226 169H229V168L227 167ZM237 169H238V168H237ZM251 169H252V167H251ZM261 169H260V171H261ZM28 170H29V169H28ZM30 170H31V169H30ZM94 170H96V169H94ZM103 170H101V171H103ZM151 170L154 171V166H153V169H151ZM161 170H163V169H161ZM161 170H160V171H161ZM167 170H168V169H166V170H164V171H167ZM172 170H173V168L171 169L170 172H173ZM229 170H230V169H229ZM231 170H232V169H231ZM233 170H234V168H233ZM235 170H236V169H235ZM240 170H243V169H240ZM253 170H254V168H253ZM253 170H252V172H253ZM256 170H254V171H256ZM3 171H4V170H3ZM15 171H16V170H15ZM44 171H45V170H44ZM58 171H59V170H58ZM79 171H80V170H79ZM132 171H133V172H132ZM137 171H138V170H137ZM160 171H159V172H160ZM210 171H211V170H210ZM218 171H217L216 173H218ZM225 171H226V170H225ZM237 171L239 172V169H238ZM237 171H235V173H238ZM246 171H247V169H246ZM260 171H259V172H260ZM262 171H263V169H262ZM9 172H10V171H9ZM13 172H14V171H13ZM42 172H43V171H42ZM72 172H73V171H72ZM134 172H135V173H134ZM144 172H145V173H144ZM146 172H148V174H147ZM174 172H175V171H174ZM228 172H230V171H227V174H228ZM232 172H234V171H232ZM240 172H242V171H240ZM240 172H239V173H240ZM243 172H244V170H243ZM252 172H251V170H250V173H249V174L253 177V175L251 174ZM259 172H258V173H259ZM17 173H18V172H17ZM20 173H22V172H20ZM20 173H18V174H20ZM37 173H39V172H37ZM75 173H76V172H75ZM75 173H74V174H75ZM98 173H99V174H98ZM156 173H158V172H155L154 174L157 175ZM161 173H162V172H161ZM161 173H160V174H161ZM201 173H202V172H201ZM207 173H208V172H207ZM212 173H214V172L212 171ZM216 173H215V174H216ZM223 173H224V172H223ZM245 173H246V172H245ZM253 173H256V172H253ZM263 173H264V172H263ZM0 174H1V173H0ZM12 174H13V173H12ZM15 174H16V173H15ZM29 174H30V173H29ZM41 174H42V173H41ZM43 174H44V173H43ZM85 174H86V175H85ZM100 174H101V175H100ZM139 174H140V175H139ZM220 174H221V173H220ZM224 174H225V173H224ZM229 174H230V173H229ZM70 175H71V174H70ZM173 175H174V174H173ZM205 175H206V173H205ZM245 175H246V174H245ZM250 175H249V176H250ZM259 175H260V174H259ZM3 176H4V175H3ZM7 176H8V175H7ZM27 176H28V174H27ZM27 176H26V177H27ZM43 176H44V175H43ZM61 176H62V175H61ZM129 176H130V177H129ZM131 176H133V177L131 178ZM164 176H165V175H164ZM174 176H175V175H174ZM184 176H185V175H184ZM187 176H188V175H187ZM192 176H193V175H192ZM217 176H218V175H217ZM221 176H222V175H221ZM238 176H239V175H238ZM255 176H256V174H255ZM261 176H262V172H261ZM24 177H25V176H24ZM30 177H31V176H30ZM35 177H36V176H35ZM45 177H46V176H45ZM49 177H50V176H49ZM70 177H71V176H70ZM84 177L86 178V181H85V178H84ZM135 177H136V176H135ZM171 177H172V176H171ZM189 177H190V176H189ZM202 177H203V176H202ZM209 177H210V176H209ZM211 177H212V176H211ZM227 177H228V176H227ZM259 177H260V176H259ZM27 178H28V177H27ZM66 178H67V177H66ZM74 178H76V177H74ZM79 178L81 179V177H79ZM130 178H131L132 181H130ZM158 178H159V177H158ZM177 178H178V177H177ZM177 178H176V180H177ZM213 178H214V177H213ZM216 178H218V177H215V179H216ZM11 179H12V178H11ZM23 179H24V178H23ZM28 179H29V178H28ZM143 179H145V178H143ZM164 179H165V177H164ZM164 179H163V180H164ZM171 179H172V178H171ZM199 179H200V178H198V180H199ZM206 179H207V178H206ZM218 179H219V178H218ZM237 179H239V178H237ZM248 179H249V178H248ZM254 179H255V178H254ZM2 180H3V179H2ZM5 180H6V179H5ZM12 180H13V179H12ZM14 180H15V179H14ZM17 180H18V179H16L15 181L17 182ZM21 180H22V178H21ZM36 180L38 181V179H36ZM36 180H35V181H36ZM44 180H45V178H44ZM48 180H49V179H48ZM72 180H73V179H72ZM103 180H104V181H103ZM137 180H138V179H137ZM180 180H181V178H180ZM189 180H190V178H189ZM204 180H205V179H204ZM204 180H203V181H204ZM208 180H209V179H208ZM210 180H212V178H210ZM226 180H227V179H226ZM251 180H252V179H251ZM255 180H257V179H255ZM24 181H25V180H24ZM24 181H23V182H24ZM31 181H32V180H31ZM69 181H70V179H69ZM139 181H141V180L139 179ZM139 181H138V183H139ZM192 181H193V180H192ZM212 181H214V180H212ZM212 181H211V182H212ZM221 181H222V180H221ZM224 181H225V180H224ZM227 181H228V180H227ZM235 181H236V180H235ZM245 181H246V180H245ZM252 181H253V180H252ZM261 181H262V180H261ZM4 182H5V181H4ZM12 182H13V181H12ZM19 182H20V181H19ZM33 182H34V181H33ZM39 182H40V181H39ZM44 182H45V181H44ZM61 182H62V181H61ZM72 182H73V181H72ZM105 182H106V183H105ZM141 182H143V181H141ZM141 182H140V183H141ZM146 182H147V181L145 180V182H144V183H141V184H143V185L145 184V185H146ZM149 182L153 184V182H155V181H153V180H152V181H148L147 184H148ZM158 182H159V181H158ZM158 182H157V183H158ZM173 182H174V180H173ZM195 182H196V181H195ZM248 182H250V181H248ZM257 182H258V181H257ZM14 183H15V182H14ZM25 183H28V182H25ZM42 183H43V182H42ZM64 183H65V182H64ZM75 183H76V182H75ZM140 183H139V184H140ZM155 183H156V182H155ZM161 183L163 184V182H161ZM177 183H178V182H177ZM198 183H199V182H198ZM220 183H222V182H220ZM3 184H4V183H3ZM37 184H38V183H37ZM60 184H61V183H60ZM141 184H140V185H141ZM172 184H173V183H172ZM175 184H176V183H175ZM195 184H196V183H195ZM222 184H224V183H222ZM243 184H244V183H243ZM246 184H247V183H246ZM259 184H260V183H258V185H259ZM13 185H14V184H13ZM28 185H29V184H28ZM41 185H42V184H41ZM68 185H70V184H68ZM76 185H77V184H76ZM76 185H75V186H76ZM145 185H144V186H145ZM150 185H151V184H150ZM150 185H149V186H150ZM155 185H156V184H155ZM178 185H179V184H178ZM192 185L195 186L194 184H192ZM199 185H200V184H199ZM202 185H204V184H202ZM208 185H210L209 182H208ZM218 185H220V184H218ZM0 186H1V185H0ZM37 186H38V185H37ZM65 186L67 187V185H65ZM78 186H79V185H78ZM116 186L119 187V188H118L119 191H120V189H121V191H123L124 194H122L121 191L118 192V190L116 189ZM146 186H147V185H146ZM146 186H145V187H146ZM151 186H152V185H151ZM157 186H158V185H157ZM190 186H191V185H190ZM197 186H198V185H197ZM204 186H205V185H204ZM224 186H225V185H224ZM14 187H15V186H14ZM22 187H23V185H22ZM22 187H21V188L19 187V189H22ZM72 187H73V185H72ZM141 187H142V185H141ZM141 187H139V188H141ZM174 187H175V186H174ZM176 187H177V185H176ZM200 187H201V186H200ZM225 187H226V186H225ZM229 187H230V186H229ZM232 187H233V186H232ZM237 187H239V186H237ZM242 187H243V186H242ZM254 187H255V186H254ZM257 187H258V186H257ZM11 188H12V187H11ZM30 188H31V187H30ZM40 188H41V187H40ZM50 188H51V187H50ZM68 188H69V187H68ZM74 188H75V187H74ZM76 188H77V186H76ZM79 188H80V187H79ZM130 188L133 189V190H135V191H138V190H139L140 193H137V192H136V193H137V196H138V194H139L140 196H139V197H137V196H136V197H135V196L133 197L132 195H133V194L135 195V191H134L133 194L130 193V194H132V195H130V196L133 197V198L129 197V199H128V197H124V196H125V193H126V192H129L128 189L130 190ZM146 188H147V187H146ZM151 188H152V187H151ZM153 188H154V186H153ZM156 188H157V187H156ZM171 188H172V187H170V189H171ZM195 188H196V187H195ZM201 188H202V187H201ZM209 188H211V187H209ZM215 188H216V187H215ZM0 189H1V188H0ZM16 189H17V188H16ZM16 189H15V190H16ZM69 189H70V188H69ZM159 189H161V188H159ZM176 189H179V186H178V188H176ZM180 189H181V188H180ZM212 189H213V187H212ZM223 189H224V187H223ZM223 189L221 188V190H223ZM251 189H252V188H251ZM28 190H29V189H28ZM47 190H48V189H47ZM55 190H56V192H58L57 189H55ZM60 190H61V189H60ZM64 190H66V189L64 188ZM67 190H68V189H67ZM70 190H71V189H70ZM77 190H79V189H77ZM86 190H87V191H86ZM148 190H149V188H148ZM162 190H163V189H162ZM166 190H167V189H166ZM166 190H165V191H166ZM182 190H183V189H182ZM184 190H185V188H184ZM192 190H194V189H192ZM215 190H216V189H214L213 192H216ZM227 190H228V189H227ZM229 190H231V189H229ZM254 190H255V189H254ZM19 191L23 192V189H22V190H19ZM31 191H32V190H31ZM68 191H69V190H68ZM71 191H72V190H71ZM71 191H70V192H71ZM124 191H126V192H124ZM202 191H203V190H202ZM209 191H210V189H209ZM218 191H219V190H218ZM224 191H225V190H224ZM232 191L234 192V190H232ZM235 191H236V190H235ZM26 192H27V191H26ZM28 192H29V191H28ZM34 192H35V191H34ZM130 192H131V191H130ZM158 192H160V191H158ZM169 192H170V191H169ZM176 192H177V191H176ZM178 192H179V196H181V198H182L183 195L186 193V192L184 191L185 193H183V195H182V193H181V195H180V190H179ZM250 192H251V191H250ZM1 193H3V192H1ZM31 193H32V192H31ZM52 193H53V192H52ZM64 193H65V192H64ZM64 193H63V194H64ZM71 193H73V192H71ZM76 193H77V192H76ZM162 193H163V192H162ZM171 193H173V192H171ZM188 193H190V192H188ZM188 193H186V194H188ZM191 193H192V192H191ZM193 193H194V192H193ZM195 193H196V192H195ZM204 193H205V192H204ZM211 193H212V192H211ZM217 193H218V192H217ZM223 193H224V192H223ZM241 193H242V192H241ZM246 193H247V192H246ZM9 194H10V193H9ZM9 194H8V195H9ZM14 194H15V193H14ZM18 194H19V193H18ZM22 194H23V193H22ZM29 194H30V193H29ZM55 194H56V193H55ZM67 194H68V192H67ZM128 194H129V193H127L126 196H129ZM164 194H166V193L164 192ZM174 194H175V193H174ZM176 194H178V193H176ZM205 194H206V193H205ZM212 194H213V193H212ZM218 194H219V193H218ZM218 194H217V195H218ZM226 194H227V193H226ZM228 194H229V193H228ZM231 194H232V193H231ZM252 194H253V193H252ZM12 195H13V194H12ZM12 195H11V196H12ZM34 195H35V194H34ZM58 195H59V194H57V196H58ZM123 195H124V196H123ZM166 195H168V194H166ZM189 195H190V194H188V197H189ZM198 195H199V194H198ZM208 195H209V194H208ZM0 196H1V195H0ZM18 196H19V195H18ZM24 196H25V195H24ZM53 196H54V195H53ZM57 196H55V197H57ZM61 196H62V195H61ZM143 196H144V195H143ZM148 196H149V193H148ZM150 196H151V195H150ZM158 196H159V195H158ZM160 196H161V195H160ZM172 196H173V195H172ZM179 196H178V197H179ZM211 196H212V195H211ZM229 196H230V195H229ZM229 196L227 195V197H229ZM252 196H253V195H252ZM3 197H5V196H3ZM12 197H14V196H12ZM36 197H37V196H36ZM40 197H41V196H40ZM45 197H47V196L45 195ZM55 197H54V198H55ZM169 197H170V196H169ZM178 197H177V200H178ZM233 197H234V195H233ZM241 197H242V196H241ZM248 197H249V195H248ZM26 198H27V197H26ZM43 198H44V197H43ZM52 198H53V197H52ZM62 198H63V197H62ZM62 198H60V199H62ZM68 198H69V197H68ZM76 198H77V197H76ZM76 198H75V199H76ZM130 198H131V200H130ZM163 198H164V196H163ZM167 198H168V197H167ZM172 198H173V197H172ZM175 198H176V197H175ZM181 198H179V199H181ZM218 198H219V197H218ZM220 198H221V197H220ZM231 198H232V197H231ZM238 198L240 199V197H238ZM238 198H237V199H238ZM27 199H28V198H27ZM31 199H33V198H31ZM31 199H30V201H31ZM57 199H59V198L57 197ZM133 199H134L135 201H134ZM146 199H147V198H146ZM164 199H165V198H164ZM187 199H191V198H187ZM192 199H193V198H192ZM209 199H211V198H209ZM9 200H10V199H9ZM40 200H41V198H40ZM77 200H79V199H77ZM81 200H80V201H81ZM132 200H133V201H132ZM140 200H141V198H140ZM152 200H153V198H152ZM160 200H161V199H160ZM162 200H163V199H162ZM175 200H176V199H175ZM184 200H186V198H185V199L183 198V201H184ZM211 200H212V199H211ZM232 200H233V198H232ZM4 201H5V200H4ZM11 201H12V200H11ZM25 201H26V200H25ZM46 201H47V199H46ZM53 201H54V200H53ZM153 201H154V200H153ZM165 201H166V200H165ZM170 201H171V200H170ZM181 201H182V199H181ZM181 201H179V202H181ZM183 201H182V202H183ZM190 201H191V200H190ZM190 201H189V203H190ZM209 201H210V200H209ZM219 201H220V200H219ZM240 201H241V200H240ZM261 201H262V200H261ZM28 202H29V200H28ZM31 202H32V201H31ZM33 202H34V201H33ZM33 202H32V203H33ZM73 202H74V201H73ZM138 202H139V201H138ZM140 202H141V201H140ZM142 202H143V201H142ZM146 202H147V201H146ZM146 202H145V204H146ZM168 202H169V201H168ZM173 202H175V201H173ZM173 202H172V203H173ZM186 202H187V201H186ZM186 202H185V203H186ZM193 202H194V201H193ZM193 202H192V204H193ZM195 202H196V201H195ZM197 202H198V201H197ZM206 202H207V201H206ZM212 202H213V201H212ZM221 202H224V201H221ZM230 202H231V201H230ZM249 202H250V199H249ZM259 202H260V201H259ZM4 203H5V202H4ZM26 203H27V202H26ZM32 203H31V205H32ZM34 203H35V202H34ZM70 203H71V202H70ZM80 203H81V202H80ZM152 203H153V202H152ZM199 203H200V202H199ZM209 203H210V202H209ZM228 203H229V202H228ZM242 203H243V202H242ZM254 203H255V202H254ZM0 204H2V203H0ZM29 204H30V202H29ZM43 204H44V203H43ZM46 204H47V203H46ZM59 204H60V203H59ZM62 204H63V203H62ZM136 204H137V203H136ZM139 204H140V203H139ZM139 204H138V205H139ZM161 204H162V203H160V205H161ZM169 204H170V202H169ZM221 204H222V203H221ZM231 204H233V203H231ZM235 204H236V203H235ZM246 204H247V203H246ZM257 204H258V203H257ZM36 205H37V204H36ZM81 205H82V203H81ZM157 205H158V204H157ZM164 205H165V204H164ZM184 205H185V204H184ZM205 205H206V204H205ZM219 205H220V204H219ZM239 205H240V204H239ZM1 206H2V205H1ZM4 206H5V205H4ZM11 206H12V205H11ZM28 206H29V205H28ZM40 206H41V205H40ZM58 206H59V205H58ZM122 206H123V207H122ZM171 206H172V205H171ZM176 206H177V205H176ZM185 206H186V210H187V208H188L189 205H188V206L185 205ZM190 206H192V205H190ZM208 206H209V205H208ZM236 206H238V204H237ZM242 206H243V205H242ZM248 206H249V205H248ZM248 206H246V207H248ZM261 206H262V205H261ZM6 207H7V206H6ZM6 207H5V208H6ZM30 207H31V206H30ZM33 207H34V206H33ZM33 207H31V208H33ZM41 207H42V206H41ZM47 207H48V206H47ZM67 207H68V205H67ZM70 207H71V206H70ZM125 207H126V208H125ZM145 207H146V205H145ZM154 207H155V206H154ZM192 207H193V206H192ZM196 207H198V206H195V208H196ZM199 207H200V205H199ZM229 207H230V206H229ZM1 208H2V207H1ZM3 208H4V207H3ZM5 208H4V209H5ZM31 208H30V210H31ZM43 208H45V207H43ZM49 208H50V207H49ZM58 208H59V207H58ZM65 208H66V205H65ZM72 208H73V207H72ZM76 208H77V207H76ZM124 208H125L126 210H123ZM150 208H151V207H150ZM178 208H179V207H178ZM193 208H194V207H193ZM201 208H202V207H200V209H201ZM231 208H232V207H231ZM236 208H237V207H236ZM244 208H245V207H244ZM261 208H262V207H261ZM4 209H3V210H4ZM9 209L11 210V207H10ZM23 209H24V208H23ZM23 209H21V210L24 212ZM38 209H39V208H38ZM41 209H42V208H41ZM56 209H57V208H56ZM141 209H142V208H141ZM145 209H146V208H145ZM176 209H177V208H176ZM205 209H206V208H205ZM223 209H224V208H223ZM256 209H257V208H256ZM10 210H8V212H9ZM21 210H20V211H21ZM51 210H52V209H51ZM79 210H80V209H79ZM143 210H144V209H143ZM155 210H157V208H156ZM163 210H164V209H163ZM165 210H167V209H165ZM171 210H175V209L172 208ZM193 210H194V209H193ZM195 210H196V209H195ZM202 210H203V208H202ZM225 210H226V209H225ZM225 210H224V212H225ZM245 210H246V208H245ZM251 210H252V209H251ZM260 210H261V209H260ZM263 210H264V209H263ZM0 211H1V210H0ZM5 211H6V210H5ZM27 211H28V210H27ZM66 211H67V209H66ZM74 211H75V210H74ZM77 211H78V210H77ZM137 211H138V209H137ZM145 211H146V210H145ZM145 211H144V212H145ZM180 211H181V210H180ZM189 211H190V209H189ZM191 211H192V210H191ZM198 211H200V210L198 209ZM198 211H197V212H198ZM206 211H207V210H206ZM206 211H204V212H206ZM227 211H228V210H227ZM253 211H254V210H253ZM256 211H257V210H256ZM3 212H4V211H3ZM25 212H26V210H25ZM28 212H29V211H28ZM53 212H54V211H53ZM114 212H115V213H114ZM125 212H123L121 215L123 216V214H124ZM127 212H126V213H127ZM141 212H142V211H141ZM147 212H148V211H147ZM147 212H146V213H147ZM155 212H156V211H155ZM187 212H188V211H187ZM204 212H201V213H204ZM249 212L252 213L251 211H249ZM5 213H6V212H5ZM79 213H80V212H79ZM120 213H119V215H120ZM139 213H140V212H139ZM158 213H159V212H158ZM160 213H162V212H160ZM194 213H195V212H193V214H194ZM207 213L210 214L209 211H207ZM207 213H206V216H207V218H208ZM212 213H213V212H212ZM246 213H247V212H246ZM246 213H245V214H246ZM8 214H9V213H8ZM21 214H23V213H21ZM28 214H29V213H28ZM31 214H32V213H31ZM38 214H39V213H38ZM43 214H44V213H43ZM45 214H47V211H46ZM55 214H56V212H55ZM60 214H61V213H60ZM64 214H65V213H64ZM127 214H128V213H127ZM147 214H148V213H147ZM150 214H151V213H150ZM162 214H163V213H162ZM175 214H176V213H175ZM179 214H180V213H179ZM189 214H190V213H189ZM196 214H197V213H196ZM199 214H200V213H199ZM213 214H214V213H213ZM228 214H229V212H228ZM253 214H254V213H253ZM253 214H252V215H253ZM256 214H257V213H256ZM18 215H19V214H18ZM29 215H30V214H29ZM48 215H49V214H48ZM134 215H133V216H134ZM142 215H143V214H142ZM144 215H145V214H144ZM144 215H143V216H144ZM154 215H156V214L154 213ZM183 215H184V214H183ZM236 215H237V214H236ZM248 215H249V214H248ZM250 215H251V214H250ZM1 216H2V215H1ZM8 216H9V215H8ZM32 216H33V215H32ZM45 216H46V215H45ZM56 216H57V215H55L54 217L57 218ZM66 216H67V212H66ZM76 216H77V215H76ZM78 216H79V215H78ZM128 216H129V214H128ZM128 216H127V217H128ZM133 216H132V214H130V218H131V217L133 218ZM137 216H138V215H137ZM148 216H149V215H148ZM163 216H164V215H163ZM167 216H170V215H167ZM171 216H172V215H171ZM184 216H185V215H184ZM192 216H193V215H192ZM210 216H211V214L209 215V217H210ZM226 216H227V215H226ZM240 216H241V215H240ZM244 216H245V215H244ZM244 216H243V217H244ZM6 217H7V216H6ZM35 217H36V216H35ZM41 217H42V216H41ZM51 217H52V215H51ZM63 217H64V216H63ZM63 217H62V218H63ZM68 217H69V216H68ZM123 217H125V216H123ZM138 217H139V216H138ZM149 217H150V216H149ZM154 217H155V216H154ZM176 217H177V216H176ZM178 217H179V215H178ZM196 217H198V216H196ZM220 217H221V216H220ZM229 217H230V216H229ZM234 217H235V216H234ZM234 217H233V218H234ZM245 217H246V216H245ZM254 217H255V216H254ZM258 217H259V216H257V218H258ZM17 218H18V217H17ZM26 218H28V217H26ZM39 218H40V217H39ZM48 218H49V217H48ZM55 218H53V219L55 220ZM58 218H60V217H58ZM77 218H78V217H77ZM79 218H80V217H79ZM130 218H128V219H130ZM132 218H131V219H132ZM139 218H140V217H139ZM174 218H175V217H174ZM189 218H191V217L189 216ZM189 218H186V219H189ZM211 218H212V217H211ZM247 218H248V217H247ZM249 218H250V217H249ZM249 218H248V219H249ZM259 218H260V217H259ZM6 219H7V218H6ZM6 219H5V220H6ZM51 219H52V218H51ZM63 219H64V218H63ZM75 219H76V218H75ZM81 219H80V220H81ZM124 219H125V218H124ZM128 219L125 220V221H127V223L129 222ZM143 219H145V217H144ZM147 219L150 220L149 218H147ZM178 219H179V218H178ZM182 219L184 220V218H182ZM192 219H193V217H192ZM192 219H191V220H192ZM214 219H215V218H214ZM216 219H217V218H216ZM225 219H226V218H225ZM225 219H224V220H225ZM237 219H238V217H237ZM242 219H243V218H242ZM242 219H241V220H242ZM245 219H246V218H245ZM253 219H254V218H253ZM253 219H252V220H253ZM0 220H1V219H0ZM3 220H4V219H3ZM5 220H4V223L7 222V224H6V225L3 224V225H5V226H7V227H5L4 233L0 236V238L3 236V237H2L3 240H2V239H1V240L4 241V244H3V245H1V242H2V241L0 242V264H8L9 262H10V264H11V262L13 261L12 259L14 258V257H13V258L11 259V256H12V253H13L12 250H14L13 248L17 247L16 243L18 244V242H19L18 239L21 238V237H17L18 235H20L19 232H20V229H21V228H19V227L17 228V224H18L19 222H18V223H17V221L12 222V221H11L12 219H8V221H7V220L5 221ZM32 220H34V219H32ZM45 220H46V219H45ZM59 220H60V222L62 221V219H59ZM59 220H58V221H59ZM78 220H79V219H78ZM134 220H135V219H134ZM159 220H160V219H159ZM162 220H163V219H162ZM165 220H166V218H165ZM193 220H194V219H193ZM197 220H198V219H197ZM227 220H228V219H227ZM256 220H258V219H256ZM25 221H26V220H25ZM40 221H42V220H40ZM40 221H39V222H40ZM47 221H48V220H47ZM49 221H50V219H49ZM51 221H53V220H51ZM51 221H50V223H49V225H50L49 227H50V228H51ZM72 221H73V220H72ZM75 221H77V220H75ZM121 221H122V220H121ZM125 221H122V222H125ZM130 221H131V220H130ZM157 221H158V220H157ZM178 221H180V220H178ZM187 221H189V220H187ZM187 221H186V222H187ZM199 221H200V220H199ZM217 221H218V220H217ZM238 221H239V220H238ZM250 221H251V220H250ZM254 221H255V220H254ZM259 221H260V219H259ZM1 222H2V220H1ZM29 222H30V221H29ZM34 222H35V221H34ZM63 222H64V221H63ZM63 222H61V223L63 224ZM67 222H68V221H67ZM133 222H134V221H133ZM136 222H137V220H136ZM149 222H151V221H149ZM154 222H156V220H154ZM154 222H153V223H154ZM160 222H162V221L160 220ZM180 222H181V221H180ZM183 222H185V220H184ZM192 222H193V221H192ZM192 222H190V224H193ZM197 222H198V221H197ZM197 222L195 221L196 224H198ZM208 222H210V221H208ZM208 222H207V223H208ZM224 222H225V221H224ZM231 222H232V220H231ZM234 222H236V221H234ZM245 222H246V220H245ZM248 222H249V221H248ZM125 223H126V222H125ZM138 223H139V222H138ZM145 223H146V222H145ZM157 223H158V222H157ZM163 223H164V222H163ZM167 223H168V222H167ZM176 223H177V221H176ZM217 223H218V222H217ZM238 223H239V222H238ZM241 223H242V222H241ZM28 224H29V223H28ZM30 224H31V223H30ZM35 224H36V223H35ZM39 224H40V223H39ZM43 224H44V223H43ZM43 224H42V225H43ZM53 224H54V223H53ZM53 224H52V226H53ZM76 224H77V225H76ZM128 224H130V222H129ZM128 224H127V226H128ZM135 224H136V223L134 222V226H135ZM171 224H172V223H171ZM179 224H180V223H179ZM184 224H186V223H184ZM203 224H204V223H203ZM214 224H215V223H214ZM224 224H225V223H224ZM247 224H248V223H247ZM252 224H253V223H252ZM21 225H22V224H21ZM42 225H40V226L42 227ZM45 225H46V224H45ZM56 225H57V223H56ZM58 225H59V224H58ZM58 225H57V226H58ZM60 225H61V224H60ZM60 225H59V227H61ZM66 225H67V224H66ZM130 225H131V224H130ZM130 225H129V226H130ZM142 225H143V224H142ZM146 225H147V224H146ZM150 225H151V224H150ZM159 225L161 226L162 223H161V224L159 223ZM159 225H158V226H159ZM166 225H167V224H166ZM209 225H210V223H209ZM231 225H232V224H231ZM248 225H249V224H248ZM248 225H247V226H248ZM18 226H19V224H18ZM40 226L38 225L39 228H40ZM57 226H56V227H57ZM64 226H65V225H64ZM125 226H126V224H125ZM129 226H128V227H129ZM132 226H133V225H132ZM152 226H153V225H152ZM177 226H178V225H177ZM181 226H182V225H181ZM204 226H206V224H205ZM232 226H233V225H232ZM238 226H239V228H240V225H238ZM242 226H243V225H242ZM249 226H250V225H249ZM1 227L4 228V226H1ZM1 227H0V229H1ZM36 227H37V226H36ZM38 227H37V228H38ZM49 227H48V226L45 227V228H48L47 231H50V230L53 231V230H54V229H53V230L50 229ZM128 227H126V228H128ZM138 227H139V226H138ZM141 227H142V226H141ZM154 227H155V226H154ZM170 227H172V226H170ZM170 227H169L168 229H170ZM174 227H175V229H176V226H174ZM189 227H190V226H189ZM191 227H194V226L191 225ZM197 227H198V226H197ZM199 227H200V226H199ZM199 227H198V228H199ZM221 227H222V226H221ZM221 227H219V228H221ZM223 227H224V226H223ZM233 227H234L233 229H236V228H237V227L235 228V225H234ZM244 227H245V226H244ZM54 228H55V225H54ZM57 228H58V227H57ZM57 228H56V229H57ZM63 228H64V227H63ZM63 228H60V229L58 228V229H59V230H62ZM129 228H130V227H129ZM136 228H137V227H136ZM142 228H144V225H143ZM145 228L147 229V227H145ZM145 228H144V230H145ZM179 228H180V227H179ZM181 228H182V227H181ZM183 228H185V227H183ZM183 228H182V229H183ZM187 228H188V225H187ZM204 228L207 229V227H204ZM228 228H229V227H228ZM250 228H251V227H250ZM250 228H249V229H250ZM22 229H23V228H22ZM25 229H26V228H25ZM42 229H44V227H43ZM134 229H135V227H134ZM156 229H157V227H156ZM185 229H186V228H185ZM185 229H184V231H185ZM195 229H196V228H195ZM200 229H201V228H200ZM226 229H227V228H226ZM226 229H225V230H226ZM230 229H231V227H230ZM18 230H19V231H18ZM32 230H33V229H32ZM36 230H37V229H36ZM59 230H57V231H59ZM138 230H139V229H138ZM138 230H137V231H138ZM140 230H141V229H140ZM144 230H143V232H144ZM158 230H159V229H158ZM158 230H157V231H158ZM178 230H179V229H178ZM208 230H209V229H207V231H208ZM217 230H218V229H217ZM219 230H221V229H219ZM228 230H229V229H228ZM237 230H238V229H237ZM240 230H241V229H240ZM245 230H246V229H245ZM247 230H248V229H247ZM40 231H42V230H40ZM45 231H46V230H45ZM51 231H50V232H46V233H52ZM68 231H69V230H68ZM70 231H71V230H70ZM137 231H136V232H137ZM150 231H151V233H152V230H150ZM175 231H176V230H175ZM181 231H182V230H181ZM188 231H189V230H188ZM197 231H198V230H197ZM222 231H223V230H222ZM248 231H249V230H248ZM61 232H62V231H60V233H61ZM143 232H142V234H143ZM147 232H148V231L144 232V234L146 235ZM163 232H164V231H163ZM182 232H183V231H182ZM182 232H181V234H182ZM185 232H186V231H185ZM202 232H203V231H202ZM209 232H210V231H209ZM215 232H216V230H215ZM226 232L229 233V231H227V230H226ZM226 232H225V233H226ZM231 232H232V231H231ZM237 232H238V231H237ZM250 232H251V231H250ZM256 232H257V230H256ZM0 233H2V232H0ZM32 233H33V232H32ZM34 233H35V232H34ZM43 233H44V231H43ZM57 233H59V232H57ZM71 233H73V232H71ZM71 233H70V234H71ZM151 233H149V234L151 235ZM160 233H162V232H159V234H160ZM164 233L166 234V232H164ZM164 233H162V234H164ZM176 233H178V231H177ZM193 233H194V232H193ZM223 233H224V231H223ZM234 233H235V232H234ZM248 233H249V232H248ZM248 233H247V234H248ZM21 234H22V232H21ZM36 234H37V233H36ZM55 234H56V233H55ZM133 234L135 235V233H133ZM140 234H141V233H140ZM142 234H141V235H142ZM144 234H143V235H144ZM156 234H158V232H157ZM159 234H158V235H159ZM174 234H175V233H174ZM178 234H179V233H178ZM181 234H180V235H181ZM183 234H184V233H183ZM186 234H187V233H186ZM189 234H190V233H189ZM196 234H199V232H198V233H197V232L194 233V235H196ZM202 234H204V233H202ZM209 234H210V233H209ZM218 234H219V233H218ZM242 234L244 235V233H242ZM249 234H250V233H249ZM30 235H31V234H30ZM34 235H35V234H34ZM37 235H38V234H37ZM41 235H42V234H40V236H41ZM46 235H47V234H46ZM59 235H60V234H59ZM127 235H128V234H127ZM131 235H132V233H131ZM136 235H137V234H136ZM145 235H144V236H145ZM152 235H153V233H152ZM166 235H167V234H166ZM170 235H171V234H170ZM172 235H173V234H172ZM172 235H171V237H172ZM233 235H234V234H233ZM254 235H255V234H254ZM32 236H33V235H32ZM40 236H38L39 239H40ZM52 236H53V235H52ZM70 236L73 237L72 235H70ZM70 236H69V237H70ZM132 236H133V235H132ZM153 236H154V235H153ZM159 236H160V235H159ZM161 236H162V235H161ZM164 236H165V235H164ZM185 236H186V235H185ZM191 236H192V235H191ZM199 236H200V235H199ZM199 236H198V237H199ZM203 236H204V235H203ZM221 236H222V235H221ZM248 236H249V235H248ZM30 237H31V236H30ZM38 237H35V238L37 239ZM55 237H56V236H55ZM59 237H60V236H59ZM69 237H68V238H69ZM137 237H138V235H137ZM137 237H136V239H137ZM146 237H147V236H146ZM183 237H184V235H183ZM188 237H190V236H188ZM194 237H195V236H194ZM206 237H207V236H206ZM211 237L213 238L212 234H211ZM223 237H224V236H223ZM223 237H222V238H223ZM235 237H236V236H235ZM41 238H43V237L41 236ZM133 238L135 239V237H133ZM133 238H131V239H133ZM142 238H143V243L141 242V241H142L141 238H139V240H141L140 242L142 243V245H144V244L149 245V244H147V242H149V241H147V239H146L145 237H142ZM153 238L155 239V237H153ZM160 238H161V237H160ZM181 238H182V237H181ZM209 238H210V237H209ZM218 238H219L220 241H221L222 238H221L220 236H219ZM245 238H247V237H245ZM16 239H17V240H16ZM31 239H32V237H31ZM31 239H30V240H31ZM36 239H35V241H36ZM45 239H47V237H46ZM51 239H52V238H51ZM54 239L57 240L56 238H54ZM60 239H61V238H60ZM64 239H65V238H64ZM123 239H125V240H123ZM136 239H135V240H136ZM157 239H158V238H157ZM177 239H179V238H177ZM206 239H207V238H206ZM233 239H234V238H233ZM37 240H38V239H37ZM58 240H59V239H58ZM66 240H68V239H66ZM128 240H129V239H128ZM135 240H134V241H135ZM137 240H138V239H137ZM137 240H136V242H139V241H137ZM174 240H175V239H174ZM183 240H185V238H184ZM209 240H210V239H209ZM216 240H217V239H216ZM230 240H231V239H230ZM31 241H32V240H31ZM39 241H40V240H39ZM43 241H44V240H43ZM156 241H157V240H156ZM159 241H160V243L162 242L161 240H159ZM175 241H176V240H175ZM178 241H179V240H178ZM178 241H177V243H178ZM201 241H202V240H201ZM203 241L205 242V238H204ZM246 241H247V240H246ZM246 241H245V242H246ZM29 242H30V241H29ZM29 242H28V244H29ZM33 242H34V241L30 242V244L33 243ZM36 242H37V241H36ZM58 242H59V241H58ZM62 242H63V241H62ZM72 242H73V243H72ZM163 242H165L164 239H163ZM163 242H162V243H163ZM166 242H167V240H166ZM187 242H188V240H187ZM40 243H41V242H40ZM51 243H52V242H51ZM54 243H55V242H54ZM59 243H60V242H59ZM141 243H140V245H141ZM151 243H153V241H152ZM158 243H159V242H158ZM158 243H157V244H158ZM160 243H159V244H160ZM168 243H169V242H168ZM196 243H197V242H196ZM211 243H212V242H211ZM211 243H210V244H211ZM30 244H29V246L31 247ZM43 244H44V243H43ZM65 244H66V241H65ZM153 244H154V243H153ZM163 244H164V243H163ZM200 244H201V243H200ZM223 244H224V243H223ZM241 244H242V243H241ZM247 244H248V243H247ZM124 245H125V246H124ZM126 245H127V246H126ZM132 245H133V246H132ZM142 245H141V247H142ZM175 245H176V244H175ZM179 245H180V244H179ZM198 245H199V244H198ZM198 245H197V246H198ZM207 245H208V243H207ZM214 245H215V244H214ZM227 245H228V244H227ZM230 245H231V243H230ZM234 245H237V244H233V246H234ZM239 245H240V243H239ZM245 245H246V244H245ZM14 246H15V247H14ZM36 246H37V245H36ZM48 246H50V245L48 244ZM51 246H52V245H51ZM149 246L151 247V245H149ZM164 246H166V245L164 244ZM181 246H182V245H181ZM200 246H201V245H200ZM224 246H225V245H224ZM240 246H241V245H240ZM243 246H244V245H243ZM246 246H247V245H246ZM246 246H244V247H246ZM32 247H33V246H32ZM44 247H45V246H44ZM46 247H47V246H46ZM61 247H62V246H61ZM144 247H145V245L143 246V249H141V251H139V250H137V251H139V253L141 252V255L143 256L142 260L144 261V264H146L147 262H145V261L147 260V259H146L147 256H145V254L143 255V253H142L143 251H142V250H144V253H145V252H146V248H147L148 246H146L145 249H144ZM154 247H157V246H153L152 248H154ZM161 247H163V246H161ZM167 247H168V246H167ZM177 247H178V246H177ZM186 247H187V246H186ZM189 247H190V246H189ZM189 247H188V248H189ZM234 247H236V246H234ZM247 247H248V246H247ZM36 248H38V250H39V246L36 247ZM41 248H42V246H41ZM48 248H49V247H48ZM51 248H52V247H51ZM54 248H55V247H54ZM76 248H75V249H76ZM124 248H123V249H124ZM164 248H165V247L161 248V251H160V250H159V251L162 252V250H163ZM192 248H193V247H192ZM201 248H202V247H201ZM203 248H204V247H203ZM214 248H215V247H214ZM221 248H222V247H221ZM228 248H229V247H228ZM228 248H227V249H228ZM230 248H231V247H230ZM237 248H238V247H237ZM240 248H241V247H240ZM15 249H16V248H15ZM32 249H33V248H32ZM66 249H67V248H66ZM123 249H122V250H123ZM126 249H125V250H126ZM129 249H127V250H129ZM136 249H137V246H136ZM149 249H150V248H149ZM167 249H169V248H167ZM171 249L173 250V247H172ZM193 249H194V248H193ZM217 249H218V248H217ZM217 249H216V250H217ZM38 250H37V251H38ZM53 250H54V249H53ZM78 250H77V251H78ZM134 250H135V249H134ZM177 250H178V249H177ZM182 250H183V249H182ZM189 250L191 251V248H190ZM194 250H195V249H194ZM194 250H193V251H194ZM196 250H197V249H196ZM199 250H200V249H199ZM213 250H214V249H213ZM219 250H220V249H219ZM230 250H231V249H230ZM236 250H237V249H236ZM254 250H255V249H254ZM43 251H44V248H43ZM45 251H46V249H45ZM48 251L50 252V249H49ZM48 251H47V254L49 253ZM51 251H52V250H51ZM57 251H58V250H57ZM63 251H64V250H63ZM74 251H76V250H74ZM150 251L153 252V254H154V251H152V249H151ZM156 251L158 252V250H156ZM204 251H205V250H204ZM226 251H227V250H226ZM234 251H235V249H234ZM239 251H241V250L239 249ZM243 251H245V250H243ZM11 252H12V253H11ZM16 252H17V251H16ZM28 252H29V251H28ZM69 252H72V251H69ZM120 252H121V253H120ZM157 252H156V253H157ZM160 252H158L157 254H159ZM166 252H167V250H166ZM169 252H170V251H169ZM172 252H173V251H172ZM222 252H224V251H222ZM38 253H41V252H39V251L36 252L37 255H38ZM43 253H44V252H43ZM52 253H53V252H52ZM54 253H55V252H54ZM62 253H63V255H64V252H62ZM62 253H61V254H62ZM124 253H125V251H124ZM124 253H122V254H124ZM127 253H129V252H127ZM156 253H155V255H156ZM163 253H164V252H163ZM170 253H171V252H170ZM173 253H174V252H173ZM175 253H176V252H175ZM190 253H191V252H190ZM196 253H197V252H196ZM208 253H209V252H208ZM215 253H216V252H215ZM231 253H232V252H230V255H229L230 257H231ZM234 253H235V252H234ZM234 253H233V254H234ZM245 253H246V252H245ZM25 254H26V253H25ZM25 254H24V255H25ZM50 254H51V253H50ZM50 254H49V255H50ZM66 254L68 255V253H66ZM66 254H65V255H66ZM71 254H72V253H71ZM125 254H126V253H125ZM125 254H124V255H125ZM129 254H130V253H129ZM136 254H137V253H136ZM146 254H147V252H146ZM151 254H152V253H151ZM165 254H166V253H165ZM186 254H187V253H186ZM188 254H189V251H188ZM188 254H187V255H188ZM198 254H200V253H198ZM221 254H223V253H221ZM224 254H226V253H224ZM235 254H236V253H235ZM241 254H242V252H241ZM28 255H29V254H28ZM30 255H31V254H30ZM37 255H36V256H37ZM63 255H62V256H63ZM67 255H66V256H67ZM132 255H133V254H131L130 256H132ZM137 255H138V254H137ZM155 255H154V256H155ZM180 255H181V254H180ZM195 255H196V254H195ZM203 255H204V254H203ZM214 255H215V254H214ZM217 255H219V254H217ZM227 255H228V254H227ZM239 255H240V254H239ZM247 255H248V254H247ZM53 256H54V255H53ZM69 256H70V253H69ZM71 256H72V255H71ZM75 256H76V254H75ZM130 256H129V257H130ZM139 256H140V255H139ZM139 256H138V257H139ZM144 256H145V258H144ZM148 256H149V255H148ZM162 256H163V255H162ZM188 256H194V255H188ZM204 256H205V255H204ZM206 256H207V254H206ZM210 256H211V255H210ZM223 256H225V255H223ZM223 256H220V257L224 258ZM233 256H234V255H233ZM233 256H232V257H233ZM243 256H244V255H243ZM243 256H241V257H243ZM33 257H34V256H33ZM33 257H32L31 259H33ZM39 257L41 258V256H39ZM56 257H57V256H56ZM58 257H59V256H58ZM63 257H64V256H63ZM125 257H126V256H125ZM136 257H137V256H136ZM138 257H137V258H138ZM157 257H158V255H157ZM163 257H165V256H163ZM168 257H169V256H168ZM200 257H201V255H200ZM220 257H219V258H220ZM226 257H228V256H226ZM248 257H249V256H248ZM26 258H27V257H26ZM28 258H29V257H28ZM50 258H51V257H50ZM52 258H53V257H52ZM54 258H55V257H54ZM54 258H53V259H54ZM64 258H65V257H64ZM71 258H72V257H71ZM133 258H134V257H133ZM139 258H140V257H139ZM139 258H138V259H139ZM152 258H153V257H152ZM158 258H160V257H158ZM245 258H246V257H245ZM24 259H25V258H24ZM24 259H23V260H24ZM46 259H47V258H46ZM58 259H59V258H58ZM58 259H54V261H52V262H51V260L49 259L50 261L48 260L49 262H48V261H47V262H48L49 264H66V261L69 260V258H68V260H66V261L64 262V261H60V260H62V259H59V260H58ZM77 259H78V258H77ZM80 259H82V258H80ZM121 259H122V260H121ZM130 259H131V258H130ZM160 259H162V258H160ZM192 259H193V258H192ZM227 259H228V258H227ZM236 259L238 260V257H236ZM236 259H235V260H236ZM253 259H254V258H253ZM78 260H79V259H78ZM133 260H134V259H133ZM133 260H131V261H133ZM163 260L165 261V258H164ZM163 260H162V261H163ZM174 260H175V259H174ZM195 260H196V259H195ZM197 260H198V259H197ZM197 260H196V261H197ZM199 260H201V259H199ZM228 260H229V259H228ZM239 260H240V259H239ZM243 260H244V259H243ZM248 260H249V259H248ZM24 261H25V260H24ZM70 261H71V260H70ZM126 261H128V260L126 259ZM139 261H140V260H139ZM157 261H158V260H157ZM160 261H161V260H160ZM170 261H171V260H170ZM183 261H184V260H183ZM186 261H187V260H186ZM196 261H195V262H196ZM241 261H242V260H241ZM246 261H247V260H246ZM22 262H23V261H22ZM26 262H27V261H26ZM26 262H25V263H26ZM41 262H42V261H41ZM45 262H46V261H45ZM72 262H74V258H73ZM76 262H75V263H76ZM124 262H125V261H124ZM150 262H151V261H150ZM201 262H202V260L200 261V264H201ZM205 262H206V260H205ZM215 262H216V261H215ZM229 262H230V261H229ZM247 262H248V261H247ZM25 263H23V264H25ZM36 263H37V262H36ZM69 263H71V262H69ZM125 263H126V262H125ZM125 263H124V264H125ZM128 263H132V262H128ZM134 263H135V262H134ZM142 263H143V262H142ZM153 263H155V262L153 261ZM163 263H164V262H163ZM163 263H162V264H163ZM192 263H193V262H192ZM202 263H204V262H202ZM244 263H245V262H244ZM67 264H68V263H67ZM71 264H72V263H71ZM73 264H74V263H73ZM164 264H165V263H164ZM166 264H167V263H166Z\"/></svg>","mask_w":264,"mask_h":264}]
</instances>
